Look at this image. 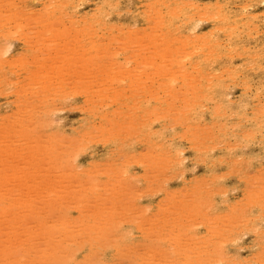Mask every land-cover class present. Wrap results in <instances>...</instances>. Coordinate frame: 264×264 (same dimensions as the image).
<instances>
[{
    "label": "rangeland",
    "instance_id": "rangeland-1",
    "mask_svg": "<svg viewBox=\"0 0 264 264\" xmlns=\"http://www.w3.org/2000/svg\"><path fill=\"white\" fill-rule=\"evenodd\" d=\"M2 1L4 2V3H6L5 4V6H8V3H12V1L10 0V2H8L7 0V2H5V0H0V4H2ZM39 1V2H38ZM43 1V2H42ZM55 1H57V2H59V4H60V1L62 2L63 0H55ZM55 1L53 0V1H51V0H18V1H16V0H14V4H15V2H16V6L18 7V9L19 10H21V11H24V12H29V13H31V14H33L34 12H36L37 11V13H39L40 12V14H42L43 12H44V10L45 9H47L48 11L47 12H51L52 10L50 9H48V8H45V7H48V5H46V4H51V2L52 3H55ZM80 1V2H79ZM128 1L129 0H105V1H103V0H72V1H69L68 0V2H69V9L67 8L66 10H69V11H67V12H69V14L68 15H66V16H72L73 17V19H71L72 21H75V24H72V26H73V28H76V26L78 27V28H76L77 30H80V28H82V27H85V25L87 26V27H85V28H87L88 29V33H87V36H88V34H90L89 33V29L92 27L93 28V30H90V32H94L93 33V35H89L88 36V38L89 37H91V36H93L94 37V39H91V38H87V36H86V33H85V36L83 35L82 36V32L84 33V31H82L81 33H79V32H76V33H74L73 31H71V30H73V28H71V32H69L67 35H65V36H61V37H56V35H54V34H57V32H55L54 34L51 32V31H53V29L55 28H50V31L48 30V29H46V28H44L45 30L43 31V34L45 33V34H47L46 32H48V35H49V37H42L43 38V40H42V38H41V40H40V38L37 40V36H39L38 34H36L37 36H34L35 35V31H36V33H38L39 31L41 32V30H43L42 28L44 27V24H34V25H26L27 26V28L25 27V25H23V27H24V31L22 32V30H23V28H22V30H21V32L24 34L25 33V30H26V32H27V34H29V35H27L26 33H25V35L26 36H28V38H26L25 39V35H23V36H25V37H20V35L19 34H21V33H19V34H17V32L15 33V32H13L15 29L13 28V27H10V25L9 24H6V25H3V24H0V115H1V117H0V131L2 130V131H4L3 130V128H5V125H7V122H8V120L11 122V120H13L14 119V121L13 122H11V123H9V124H14V122L16 121L15 120V118L13 117V114H14V116L17 118L18 116H19V112H20V116L21 115H23V114H21V113H23L22 111H23V109L25 108V109H27V107H30V112H32L31 113V115H35V117H34V115L32 116L33 117V120L31 121L32 122V124H31V128H32V126H37V130H35V131H37L36 133L38 134L37 135V137H36V134L35 135H33V134H31V132L29 133V134H31V136H29V139H31V140H34L33 142L31 141H29V139L27 140V136L25 137V138H23L22 137V139H21V137L19 136V138L18 137H16V135H18V134H16V133H14V134H12V133H10V131L8 130V126H7V130H8V132H7V130H6V132L10 135V134H12L10 137H9V135L7 136L8 137V141H9V139L11 138V137H13V136H15V137H13L12 138V140H11V142H12V144L14 143V142H17V143H14V144H16L17 146H18V148H16L15 146V148H13L12 146V144H9V142H7V137L6 136H4L5 135V132H4V135H2V136H4V138L3 137H1L0 136V143H1V145L4 143L5 144V141H6V147H5V145L3 144L2 146L3 147H5L6 149H10L11 150V148H13L14 150H11L12 152L14 151H16V152H18V150H19V152L16 154V153H14V158H13V156L11 157V158H13V160H11V163H9L10 162V157L9 156H5V157H9L8 159H9V161H7V158L5 159V161H6V163L8 164V165H10V166H14L15 168H17L18 166H20L21 165V163H22V161H23V163L25 162V160H27V159H30V161H28L27 160V162H31V154H33V152L36 150H32L34 147L33 146H35V147H37V149L39 150V147H40V145H41V149H46V151L47 150H49V152L50 153H52V156L51 155H48V154H50V153H45L44 154V152H46V151H42L43 153H41V152H39V151H41V149L38 151H36V152H34V154L35 153H37V152H39V153H41L42 155H45L44 157L43 156H41V155H38V154H36V155H33V160H32V166L33 167H31L29 170H32L33 171V173H31V174H33V176H34V171L35 170H38V171H35L36 172V174H37V177H38V175H39V179L40 178H42V176L40 177V175L43 173V172H45V174H46V176L47 177H45L44 178V176H45V174H44V176H43V178H42V180L44 179V181L46 182V184L45 185H48L49 183V185L50 186H53L54 187V185H56L57 183H58V185L57 186H55L56 188L55 189H57V187H58V189H59V185H60V187H62V188H60L59 190H61V189H63V187H65L64 189H63V191L61 190V193H60V191H59V193L61 194V195H69L68 197V199H70V194L72 195V193H70L69 191H68V189L70 188V187H72L71 185H73V187H75L74 186V184L76 183H78V182H76V178H78L79 176H77V175H83L84 173H86L85 174V177L87 178V179H83V178H85L84 177V175H83V178H78L77 179V181L80 179L81 181H80V185H83V186H81V187H79L78 186V184H77V186L79 187V189L77 188V187H75V188H73L72 187V189H74V190H76V191H73L72 189H69V190H72V192H80V194H82V195H85V196H87V197H89V201L87 202V204L89 205L88 206V208L90 207V206H99V208L101 209V212L104 210L103 208H105V207H107V210H111L109 207L111 206L110 204H111V202H113V204H114V206H115V210L113 211L112 210V213L114 214V215H112V216H114V217H111V214L112 213H110V215H109V213H107L105 210H104V212H102L103 214L106 212L107 214H105V215H109L111 218L110 219H112V220H110L111 222H113L114 221V223H116L117 221L119 222H117V224L120 226V223H122L123 222V224L124 225H122V226H120L121 227V230H122V233H124V232H127L126 233V235H125V238H126V236H127V238H128V240L127 241H129V242H126V243H129V245H131V246H133V249L131 250L130 248H128L127 250L123 247L122 248V254L123 253H125L124 252V250H126L127 251V253H125L126 255L122 258L121 256V258H118L117 260H115V258L116 257H110L109 256V258H108V260L110 261V262H112V263H114V261L115 262H117V263H114V264H118L120 261L119 260H122L121 262L122 263H119V264H129V261L127 262L126 261V259L124 260V258H126L127 257V254H128V251L130 250V253H137V252H133V250H134V248H135V250L134 251H138V252H140L136 247H137V245L138 246H140L139 247V249L142 247V245H144V246H146L145 247V249L147 248H149V250H151V246L153 247V245H156V243L155 244H152V242H151V244L150 243H148V240L150 241V239H151V241H156V240H158V239H156L155 240V238H153V237H156L157 238V236H156V234L158 235L159 233H161V236L160 237H163V239H164V241H162L161 239L162 238H160L158 241L160 242V241H162V242H160L161 244H163V245H161V244H158L159 245V247H162V251L164 252H167L166 254L169 256V254L172 252L173 253V255H172V253L170 254L171 255V257L169 256V257H164L162 254H160V259H162L163 260V257L166 259L167 258V260H169V261H166L165 259V263H167V264H181V262L180 261H184L185 263H183V261H182V264H199V263H203V264H218L217 262H219V264H233V262H234V264H260V262H261V264H264V254L263 253H261V252H264L263 250H264V233H263V231H264V209H263V207H264V203L262 204L261 202H264V135H262L263 133H264V110H263V108H264V104H263V102H264V81H262L261 82V80H263L264 79V0H130V4L128 3ZM151 1H153V2H151ZM56 2V3H57ZM64 2V1H63ZM66 2H67V0H66ZM67 2V3H68ZM76 2L78 3V5L76 4ZM83 2H84V4H83ZM89 2V3H88ZM103 2V3H102ZM151 2V3H150ZM158 2H159V4H158ZM187 2V3H186ZM189 2V3H188ZM192 2V3H191ZM199 2V3H198ZM216 2V3H215ZM4 3L2 4V5H4ZM22 3V4H21ZM65 3V2H64ZM82 3V4H81ZM101 3V4H100ZM148 3V4H147ZM154 3V4H153ZM183 3L185 4V5H183ZM210 4V5H207V4ZM253 5H252V4ZM46 5V6H44V5ZM58 4V3H57ZM128 4H129V6H128ZM164 4V5H163ZM191 4V6H189ZM193 4V5H192ZM207 5V8H206V5ZM216 4V5H215ZM227 4V5H226ZM258 4V5H257ZM12 5H13V3H12ZM14 5V6H15ZM85 5V6H84ZM140 5V6H139ZM180 5H182L181 7H180ZM196 5V6H195ZM214 5V6H213ZM220 5V6H219ZM257 5V6H256ZM26 6V7H25ZM42 6L44 7L43 9L44 10H42ZM71 6V7H70ZM73 6V7H72ZM80 6V7H79ZM106 6V7H105ZM113 6V7H112ZM173 6V7H172ZM180 7V8H178V7ZM169 7V8H168ZM189 7V8H188ZM194 7H196V8H194ZM250 7V8H249ZM36 8V9H35ZM75 9V10H71V9ZM115 8V9H114ZM126 8V9H125ZM157 8H159V9H157ZM177 8V9H176ZM201 8V9H200ZM220 8V9H219ZM222 8V9H221ZM230 9V11H228L229 9ZM252 8H253V10H252ZM23 9V10H22ZM26 9V10H25ZM29 9V10H28ZM94 9V10H93ZM118 9V10H117ZM131 9V10H130ZM150 9V10H149ZM169 9H170V11H169ZM173 9L175 10V11H173ZM179 9V10H178ZM189 9H190V11H189ZM200 9V10H199ZM203 9H205L206 11L204 12V10ZM240 9V10H239ZM30 10H32L31 12H30ZM71 10V11H70ZM76 10H77V12H76ZM115 10V11H114ZM128 10V11H127ZM172 10V11H171ZM208 10V11H207ZM210 10V11H209ZM212 10V11H211ZM219 10H221V11H219ZM227 10V11H226ZM235 11V13H234V11ZM75 11V12H74ZM144 11H145V13H144ZM154 11V12H153ZM195 13H194V12ZM197 11H199V12H197ZM226 11V12H225ZM237 11V12H236ZM239 11H241V12H239ZM27 12V13H28ZM33 12V13H32ZM74 12V13H73ZM100 12V13H99ZM184 12V13H183ZM193 12V13H192ZM203 12V13H202ZM36 13V14H37ZM72 13V14H71ZM93 13H94V15H93ZM151 13V14H150ZM159 13V14H158ZM188 13V14H187ZM206 13H208V14H206ZM226 13H228V14H226ZM237 13V14H236ZM240 13H241V15H240ZM244 13V14H243ZM40 14H38V15H40ZM78 14V15H77ZM89 14H90V16H89ZM99 14V15H98ZM121 14V15H120ZM147 14H148V18H147ZM163 14H165L164 16H163ZM180 14V15H179ZM200 14H201V16H200ZM219 14V15H218ZM243 14V15H242ZM245 14H247V15H245ZM37 15V16H38ZM91 15L94 17V18H90L91 17ZM126 15H128V17L126 16ZM143 15V16H142ZM151 15V16H150ZM156 15H159V16H156ZM161 15V16H160ZM189 15V16H188ZM213 15V16H212ZM223 15H225L226 17H229L228 18V20L227 21H225V20H223L222 18H220L221 16H223ZM258 15V16H257ZM64 17V14L62 15V17H64V19H63V21L64 22H66V20H67V18L68 17ZM84 16V17H83ZM86 16V17H85ZM107 16V17H106ZM172 16V17H171ZM220 16V17H219ZM224 16V17H225ZM236 16V17H235ZM239 16H240V18H239ZM72 17H69L68 19H70V18H72ZM110 17V18H109ZM183 17V18H182ZM223 17V18H224ZM238 17V18H237ZM249 17V18H248ZM253 17V18H252ZM65 18H66V20H65ZM77 18V19H76ZM105 18V19H104ZM120 18V19H119ZM159 18H161L160 20H157V19H159ZM220 20H219V19ZM235 18V19H234ZM245 18V19H244ZM256 20H255V19ZM86 19V20H85ZM108 19V20H107ZM151 19H153V20H151ZM163 19V20H162ZM213 19V20H212ZM215 19L217 20L216 22H215ZM252 21H251V20ZM258 19V20H257ZM85 20V21H84ZM135 20H136V22H135ZM156 20V21H155ZM181 20V21H180ZM195 20V21H194ZM242 20V21H241ZM246 20V21H245ZM255 20V21H254ZM85 23H84V22ZM149 21V22H148ZM158 21H159V23H158ZM198 23H197V22ZM234 21V22H233ZM70 22V21H69ZM78 22V23H77ZM88 22L90 23H92L91 25H89L88 24ZM99 22H101V23H99ZM108 22V23H107ZM111 24H110V23ZM119 22V23H118ZM135 22V23H134ZM184 22V23H183ZM222 22V23H221ZM225 22V23H224ZM236 22V23H235ZM68 23V22H67ZM66 23V24H67ZM156 25H155V24ZM165 23V24H164ZM167 23H168V25H167ZM186 23V24H185ZM194 23V24H193ZM88 24V25H87ZM107 25L106 27H105V25ZM131 24V25H130ZM135 24V25H134ZM177 24V25H176ZM179 24H181V25H179ZM199 26H198V25ZM245 24V25H244ZM250 24V25H249ZM256 24V25H255ZM60 24H58V26H59ZM115 25V26H114ZM117 25V26H116ZM122 25V26H121ZM129 25V26H128ZM134 25V26H133ZM156 26V27H152L151 28V30H150V26ZM243 25H244V27H243ZM248 25V27H246ZM4 26V27H3ZM11 28V30H12V32L11 31H8V29H6V28H9V27ZM30 26V27H29ZM46 26V25H45ZM53 26H55V25H53ZM52 26V27H53ZM72 27V26H70V23L68 24V25H64V27ZM91 26V27H90ZM96 27V29H94V27ZM120 28H119V27ZM174 26H176V27H174ZM190 26V27H189ZM193 28H192V27ZM2 27H3V29H2ZM42 27V28H41ZM57 27V26H56ZM61 27V26H60ZM59 27V28H60ZM105 27V28H104ZM134 27V28H133ZM143 27V28H142ZM238 27V28H237ZM10 28H9V30H10ZM26 28V29H25ZM61 28H63V27H61ZM60 28V29H61ZM84 28V29H85ZM99 28V29H98ZM128 28H129V30H131V31H129L128 30ZM137 30H136V29ZM161 28V29H160ZM247 28V29H246ZM5 29V30H4ZM14 29V30H13ZM29 29V30H28ZM34 29V30H33ZM75 29V30H76ZM97 29H98V31H97ZM118 29V30H117ZM144 29V31H142ZM168 29H170V30H168ZM177 29V30H176ZM39 30V31H38ZM119 30H121V31H119ZM129 31V35H131V37H129V35H127V33H128V31ZM145 30H146V32H145ZM162 30V31H161ZM219 30H220V32H219ZM17 31V30H16ZM38 31V32H37ZM54 31H56L55 29H54ZM81 31V30H80ZM86 31V30H85ZM109 31V32H108ZM117 31H119V32H117ZM122 31H124L123 33H122ZM132 31H136V32H132ZM171 31V32H170ZM177 31V32H176ZM191 31V32H190ZM7 33V35H6V33ZM11 32V33H10ZM30 32V33H29ZM53 34V37H51L52 36V34ZM59 32V31H58ZM73 32V33H72ZM87 32V31H86ZM127 32V33H126ZM158 32V33H157ZM160 32H163V37L162 38H166L167 36H165V34L167 35V33H170V34H172L171 36H169L167 39H162L161 41H159L160 39H159V37L161 38V35H162V33H160ZM190 32V33H189ZM260 32V34H258ZM33 33V34H32ZM50 33V34H49ZM79 35H78V34ZM96 33H97V35H96ZM122 33V34H121ZM134 33V35L136 36V34H137V36L139 35V37L138 38H136L134 35H132V34ZM138 33H140V34H138ZM145 33H147L146 35H145ZM150 33H152V34H150ZM158 35V36H153V34L154 35H156V34ZM178 33V34H177ZM237 33V34H236ZM2 34V35H1ZM17 34V35H16ZM62 34V33H61ZM71 34V35H70ZM80 34H81V36H80ZM116 34V35H115ZM176 34V35H175ZM195 34H198L197 36L195 35ZM216 34V35H215ZM16 35V36H15ZM51 35V36H50ZM103 35V36H102ZM112 35V36H111ZM127 35V36H126ZM145 35V36H144ZM150 35V36H149ZM189 35V36H188ZM228 35H230V36H228ZM2 36V37H1ZM19 36V37H18ZM58 36H60V34L58 35ZM82 38H87L88 40H90L91 39V41L92 40H94V43L92 42V44H94L93 46H95L96 48H97V44H99V47L100 48H98L99 49V51H100V54L101 53H106V49H107V53H106V56H104V58L102 57L103 55H104V53L103 54H101V57H102V59H101V63H105L106 62V60L108 61V62H106L104 65H100L97 61H99L100 62V60H99V58H97V56H99V54H97V56L95 55L96 53L95 52H93L92 54L93 55H95L96 56V58L93 60V61H89V60H87L86 62L84 61L82 64L83 65H81V64H78V63H76V62H73V60L72 59H70L69 60V58L71 57L70 56V52L72 51L73 52V49L75 48H78L77 50H79L80 48H81V45L79 44L80 42H81V39L79 40L80 42L78 43L77 42V40H78V38H80V37ZM99 36V37H98ZM103 38H102V37ZM111 37V39H112V37L114 36V38L113 39H116V40H118V41H116V40H109V42H108V39H109V37ZM132 36H133V38H132ZM140 36H141V38L143 39L142 41L140 40L141 38H140ZM152 36H153V38H156L157 40H155V39H152L153 41H151V39H149V37L150 38H152ZM173 36V37H172ZM185 36V37H184ZM216 36V37H215ZM219 36V37H218ZM252 36V37H251ZM14 37V38H13ZM33 37V38H32ZM40 37V36H39ZM68 37V38H67ZM106 37H107V39H106ZM117 37V38H116ZM187 37H189V38H187ZM214 37V38H213ZM2 38V39H1ZM3 38H5L4 39V41H2L3 40ZM11 40H10V39ZM13 38V39H12ZM46 38H47V41H46ZM60 38L62 39L61 41H59L60 40ZM71 38V39H70ZM83 38H82V42H85V44H86V46H88V44H89V48H90V42H88V40H83ZM97 38V39H96ZM136 38V39H135ZM145 38V39H144ZM196 38V39H195ZM199 38V39H198ZM202 38V39H201ZM204 38H207V39H204ZM208 38H210V39H208ZM234 38V39H233ZM20 39V40H19ZM28 40L27 42L29 43H27L28 45H26V44H24L25 42L23 41V40ZM52 39H55V40H53L54 41V43H52L51 41H52ZM72 39H74V42H75V47H73L74 46V42L72 41ZM75 39H77V40H75ZM99 39V40H98ZM132 39H133V41H132ZM189 39V40H188ZM205 41H204V40ZM16 40V41H15ZM19 40V41H18ZM120 40H121V44L123 43L122 42V40L126 43H124L125 45L123 46V45H119V43H120ZM135 40V41H134ZM138 40H139V42H140V45H141V48L138 46L137 47V44H139L138 43ZM149 40V41H148ZM173 40V41H172ZM197 41V42H195V43H192L193 41ZM6 41V42H5ZM31 41H33V42H31ZM36 41H41V42H37L36 43ZM66 43H65V42ZM70 41H72V42H70ZM112 41V42H111ZM136 41H137V44H136ZM150 41H151V45H152V43H153V45L150 47ZM155 41V42H154ZM156 41H157V43L158 42H161V43H159V45H158V47H156V49H154L155 47V45H157V44H155L156 43ZM170 41H172V45H174V46H171L170 48H175V50H173V49H170V48H168L167 47V45H168V43L170 42ZM176 41V43H174ZM182 41V42H181ZM222 41V42H221ZM227 41V42H226ZM235 41V42H234ZM259 41V42H258ZM2 42V43H1ZM21 42V43H20ZM47 42V43H46ZM56 42V43H55ZM97 42H100V43H97ZM102 42H105V44L104 43H102ZM115 42H117V43H114ZM129 42V43H128ZM146 43L145 45H146V47H145V45H143L142 43ZM201 42V43H200ZM204 42V46H200L199 44H202ZM213 42V43H212ZM219 42H221V44L219 43ZM226 42V43H225ZM7 43V44H6ZM39 43V44H38ZM42 43H45L44 44V46H46V45H49L48 43H52V44H50L49 45V50H48V52L46 53V52H41V51H39V52H37L38 51V49H40L39 47L40 46H37V45H42ZM71 45H73V46H70L69 44ZM77 43H78V45H77ZM107 43H111V45L110 44H107ZM130 43H133V44H130ZM147 43H149V45H147ZM182 43H184L182 46L184 47V45H185V47L183 48L182 46H181V44ZM193 45H192V44ZM197 43V44H196ZM212 44V45H208V44ZM228 43V44H227ZM231 43V44H230ZM4 45V46H2V45ZM9 44V45H8ZM37 44V45H36ZM56 46V48H55V46ZM56 44H58V46L56 45ZM63 44H66V45H64V46H66L65 48H67V46L70 48V51L69 50H65L63 47ZM85 44H82V46H84ZM117 44L119 45V46H121V47H119V46H117ZM127 44L128 45H130V47L129 46H127ZM134 44H136L135 45V47H133V48H131L132 46H134ZM162 44H163V49L164 50H162ZM164 44H167V45H165L166 46V49H165V46H164ZM215 44V45H214ZM217 44H219V45H217ZM236 46H235V45ZM38 47H36V46ZM104 45H106V46H104ZM132 45V46H131ZM176 45L178 46L177 48H176ZM208 45V46H207ZM243 45L244 46H246V47H244L243 48ZM27 46H28V48H27ZM33 48V51H32V48ZM43 46V45H42ZM54 46V47H53ZM86 46H85V49H88V47L86 48ZM102 46V47H101ZM113 46H114V48H113ZM160 46V47H159ZM187 46V47H186ZM191 46V47H190ZM193 46H197V47H193ZM216 46V47H215ZM233 46V47H232ZM2 47V48H1ZM47 47V46H46ZM51 47V48H50ZM55 48V49H53V48ZM61 48V49H58V48ZM71 47H73V49L71 48ZM103 47H105L104 48V50H103ZM106 47H108V48H106ZM126 47V48H125ZM143 47H145V48H148V49H146L145 50V48H143ZM184 49H182V48ZM203 49V52H205V54L204 53H202V49ZM208 47V48H207ZM227 47V48H226ZM230 47H232V49L230 48ZM259 49H261V50H258L257 48ZM27 48V49H26ZM34 48H36V49H34ZM42 48V47H41ZM83 49H84V47H82ZM81 48V49H82ZM110 48V49H109ZM125 48V50H123ZM130 48H131V50H130ZM139 50H138V49ZM158 48H160L159 50H160V56L162 57L163 55H164V51L166 50V51H168L167 49H169V50H172V53H170L169 51V53H170V55H168V54H166V56L164 55V57H163V59L165 58L166 60H162V59H160L159 60V58H160V56L159 57H155L156 58V62L154 63V65L156 64H158L157 66H161V68H162V64L161 63H163L164 61V65H165V68H164V66H163V68L165 69V71H164V69H161V70H163V76L162 75H160L159 73H157V71L156 70H153V68L156 66H154V67H151V65H150V63H152L150 60L148 61V59H151L152 60V58H153V60H154V57H153V55H155L156 54V56H157V51H159V50H157ZM223 48H224V50H223ZM239 48H240V50H241V48H242V51H240L239 50ZM23 49V50H22ZM58 49V50H57ZM74 49V50H75ZM97 49V50H98ZM123 50V51H121V50ZM136 49V50H135ZM141 49H143V50H141ZM153 49L154 50H156V53L155 54H152V53H154L153 52ZM178 49V50H177ZM181 50V52H179L180 50ZM211 49V50H210ZM212 49H214V51L212 50ZM216 49V50H215ZM228 49V50H227ZM27 50V51H26ZM61 50V51H60ZM103 50V51H102ZM112 50V51H111ZM119 50V51H118ZM126 50H127V52H126ZM133 50V51H132ZM149 50V51H148ZM189 50V51H188ZM193 50H196V51H194L193 52ZM207 50H208V52H207ZM220 50V51H219ZM243 50H244V52H243ZM253 50V51H252ZM26 52V54L27 55H25V54H21V53H19V52ZM32 53H31V52ZM53 51H55V52H53ZM63 51H65V52H63ZM111 51V52H110ZM113 51H115V52H113ZM125 51V52H124ZM132 51V52H131ZM138 51V52H137ZM151 51V52H150ZM162 51H163V54H162ZM173 51H175V52H173ZM186 51H188V52H186ZM210 51H212L211 52V54L208 56L207 55V53H210ZM235 51V52H234ZM255 51V52H254ZM34 52H36V53H34ZM40 52H41V54H48V53H50V52H52V54H51V56H55L56 54L58 55H56L58 58H59V56H60V62H61V60L63 61L64 60V55L65 56H69V57H67V59L71 62V66L73 65L74 67H76V66H78V65H80L82 68L84 67V66H86V65H88V68H90L91 67V69L89 70L88 69V71L90 72H92L93 73V71H95L97 68H99V69H97L98 71H99V74L97 73V72H94L95 73V75H97V76H95L94 74H92L91 72L90 73H88V71L86 70V74H85V70H82L81 72V74H80V66L79 67H76L77 68V70H76V68H73V66H72V68L71 69H73V70H75L74 72H77V74H78V71H79V74L77 75V74H75V73H73L74 75H73V77L74 78H72V75L71 76H69V75H67L66 74V72L67 73H72L73 71L71 70H69V72H68V68H66L65 66V69H67V70H65V73H63V75L65 76H63L62 75V72H60V74L58 75L57 73H55L56 75H53V76H56V77H54V79H52L51 81L53 82V83H51V82H49V79L50 78H52L53 76L51 75V74H53V70L52 69H50L49 70V72H47L46 71V73H44L43 74V77L45 76V75H48V78L45 76L44 77V79H46V81H48L49 82V84L51 83V84H53V85H51L50 84V86L51 87H53V88H51V90L50 91H55V87H57V85L58 86H60V85H62V84H60V82H59V84H57L58 83V80H59V78H62V77H64V78H62V80L64 79V82L65 83H63V85H62V87H61V89L63 88L64 89V87H65V90H59V91H61V93L62 94H60V92H59V94H57V96H55L54 94H53V92L51 93L50 91H47V92H44L43 94H48V93H50L51 95H49L48 94V96H54L55 97V99H53L52 97H48L46 94V97H44V95L42 96V95H36V94H34L33 95V93H36V92H38L39 91V88H40V86L39 87H36V86H38L37 84L39 83V81L37 82V84L36 83H33L34 82V79H33V77L32 76H28V75H24V73H26L28 70L31 72V71H33V70H35L36 69V66L34 65V64H36L35 63V61L37 62V63H39V64H42L43 62H50L49 64V66H52L53 65V61L51 62L50 60L48 61H43L42 62V60L41 59H39L40 57H41V54H40ZM67 52V53H66ZM119 52V53H118ZM134 52H136V53H134ZM190 52V53H189ZM225 52V53H224ZM31 53V54H30ZM54 53H55V55H54ZM62 53V54H61ZM63 53H64V55H63ZM66 53V54H65ZM98 53V52H97ZM109 53H111L112 54V56H116V54H117V56L115 57V59H113L112 61L110 60V58H109V56L107 57V55H109ZM116 53V54H115ZM138 53V54H137ZM143 53V54H142ZM144 53H145V58H143L144 57ZM175 53H177V55L175 54ZM183 54V56L181 55H179V54ZM195 53V54H194ZM196 53H198V54H196ZM235 53H237V54H235ZM242 53V54H241ZM246 53H248V55L246 54ZM255 53V54H254ZM257 53V54H256ZM29 54V55H28ZM35 54H39V55H35ZM60 54V55H59ZM110 54V55H111ZM132 54V55H131ZM149 54V55H148ZM151 54V55H150ZM172 54H174V55H172ZM187 54H189V55H187ZM220 54V55H219ZM250 54V55H249ZM258 54H259V56H258ZM15 55H17V56H19V57H22V58H24V60H26L27 61V68H31V70L30 69H24L23 70V72H22V70L21 69H23V67L25 68V64H26V61L24 62V61H22V63H24V66L22 67L21 66V68H20V64L21 63H18L17 62V60L18 59H20V58H18V57H15ZM30 55L32 56V55H34V57L37 59H35V58H32L31 59V57H30ZM137 55H143V56H141V59L143 58V59H145V60H142L143 61V63L141 64V59H140V56H137ZM176 55V56H175ZM184 55H186V56H184ZM201 55V56H200ZM205 55H206V58H205ZM230 55H232V56H230ZM242 55V56H241ZM252 55V56H251ZM44 58H46L47 57V55H42ZM51 56H49V58L51 57ZM123 56H125V58L123 57ZM131 56V57H130ZM134 56H136V57H138V59L137 58H135ZM149 56H151V57H149ZM170 56V57H169ZM172 56H173V58L174 59H170V58H172ZM175 56V57H174ZM179 56H180V58H179ZM221 56V57H220ZM241 56V57H240ZM245 58H244V57ZM249 56H250V58H249ZM25 57H27V58H25ZM57 57L55 58L56 59V61H57ZM111 57V56H110ZM123 57V58H122ZM147 57V58H146ZM149 57V58H148ZM169 57V58H168ZM183 57H185V58H183ZM187 57H189V58H187ZM212 57H214V58H212ZM254 57V58H253ZM263 59H262V58ZM1 58H3V59H1ZM18 58V59H17ZM21 58V60H23ZM106 58H108V59H106ZM113 58V57H112ZM129 58V59H128ZM130 58L132 59V62H131V64H130ZM158 58V59H157ZM168 58V59H167ZM179 58V59H178ZM183 58V59H182ZM220 58V59H219ZM237 58V59H236ZM240 60H239V59ZM253 58V59H252ZM14 59H17L16 61H14ZM41 60L40 62H39V60ZM51 59V58H50ZM97 59V60H96ZM125 59H127L126 61H125ZM175 59H177V60H175ZM190 59V60H189ZM206 59H207V62H206ZM223 59V60H222ZM252 59V60H251ZM21 60H18V61H20L21 62ZM29 60H31V62H32V64H30L31 62H29ZM59 60V59H58ZM72 60V61H71ZM96 60V61H95ZM138 60H140V65H139V61ZM148 61L149 62V64H147L146 65V67L144 68V66H143V64L145 65V63H148V62H144V61ZM152 60V61H153ZM169 60H170V62H169ZM189 60V61H188ZM211 60V61H210ZM228 60V61H227ZM3 61V62H2ZM103 61V62H102ZM113 62V63H111V62ZM120 61V62H119ZM134 61H135V63H134ZM138 61V65H137V62ZM162 61V62H161ZM166 61H168V62H166ZM173 61H175V62H173ZM177 61V62H176ZM178 61H179V65L177 64L178 63ZM217 61V62H216ZM14 62H15V64H14ZM29 62V63H28ZM66 62H68V61H66ZM66 62H65V64H66ZM70 62H68L69 64H70ZM76 63L75 65L73 64V63ZM90 62V63H89ZM94 62V63H93ZM127 62V63H126ZM183 62H185L186 64H184ZM211 62V63H210ZM219 62V63H218ZM228 62V63H227ZM253 62V63H252ZM13 63V64H12ZM55 63V62H54ZM85 63V64H84ZM89 63V64H88ZM91 63H93V65H91ZM96 63H98V64H96ZM111 63V64H110ZM114 63H115V67H114ZM122 63V64H121ZM125 63V64H124ZM160 63V64H159ZM166 63H168V65H166ZM171 63V64H170ZM197 63V64H196ZM205 63H207V64H205ZM209 63V64H208ZM214 63H216V65H212V64H214ZM11 64H12V67H10L11 66ZM18 64H19V68H18ZM47 64V63H46ZM46 64H45V67L47 68L48 67V64H47V66H46ZM68 64V65H69ZM94 64H96V65H94ZM110 66H109V65ZM172 66V70H174V71H177V72H175L174 74H176L175 75V77L177 76L178 77V79L177 78H174V76H173V73H169V72H172V70L171 71H169L170 69H171V66ZM182 64H183V67H185V70L182 68ZM211 64V65H210ZM228 66H227V65ZM231 64V65H230ZM245 65V67H244V65ZM15 65H16V67H15ZM32 65H34V67H35V69H33L34 67L32 66ZM43 66L42 67H44V63L42 64ZM67 65V66H68ZM123 65V66H122ZM126 65V66H125ZM131 65H132V67H131ZM137 65V66H136ZM143 66V68H142V66ZM177 66V68H178V66H179V68H181V69H179V70H181V71H179L181 74L183 73V74H185V76L184 77H181V76H178V69H176L175 67ZM195 65V66H194ZM208 65V66H207ZM210 65V66H209ZM242 65V66H241ZM39 66V65H38ZM97 67V68H95V67ZM103 66H106L105 67V69L106 68H109V67H111L112 66V68H109L107 71V73L105 72V69H103ZM107 66H109V67H107ZM120 66V67H119ZM152 66H153V64H152ZM156 66V67H157ZM160 66H159V68H160ZM166 66H170V67H166ZM198 66V67H197ZM234 66V67H233ZM248 66H250V67H248ZM39 67H41V66H39ZM69 68H70V65L68 66ZM117 67H119V68H117ZM122 67V68H121ZM128 67V68H127ZM151 67V68H150ZM194 67V69H191V68H193ZM196 67H197V69H196ZM209 67V68H208ZM239 67H240V69H239ZM4 70H3V69ZM14 69V68H16V69H14V73H12L11 74V70L10 69ZM17 68H18V71H21L20 73L18 72V73H16L17 72ZM81 68V69H82ZM86 68H87V66H86ZM93 68H95V70H93ZM100 68L101 69H103V72H102V74H101V70H100ZM113 68H114V72L115 71H117V70H115V68L116 69H118V70H122L123 72H124V74H123V72L121 71V73L118 71V72H115V75H114V72L112 71L113 70ZM124 68L126 69V70H124ZM133 69V71H132V69ZM136 68V69H135ZM137 68H138V70H137ZM140 68V69H139ZM158 68V67H157ZM200 68V69H199ZM38 69V68H37ZM41 69V68H40ZM84 69H85V67H84ZM111 69V70H110ZM141 69H143L142 71L145 73V74H147L148 72H149V74L151 73L150 71H155L156 72V74L153 72V74L151 75H148V76H153L154 74H155V76H153L152 78H154L153 80H155V81H153L152 79H151V81H148V79L150 80V78L151 77H148V76H145L144 75V73H143V76H142V73H141ZM147 69V70H146ZM149 69V70H148ZM154 69H156V68H154ZM188 70V75H187V70ZM204 69V70H203ZM212 69V70H211ZM228 69V70H227ZM238 70V72L240 73H238L237 74V71L235 72V70ZM255 69L257 70L256 72H255ZM51 70H52V73H51ZM130 70V71H129ZM158 70V69H157ZM182 70H184V71H182ZM190 70H192V71H190ZM208 70V71H207ZM244 70V71H243ZM246 70V71H245ZM4 73H3V72ZM64 71V70H63ZM112 71V72H111ZM137 71V72H136ZM139 71H140V73H141V75H140V73H139ZM173 71V72H174ZM186 71V72H185ZM207 71V72H206ZM213 71H214V73H213ZM222 71V72H221ZM225 71V72H224ZM248 71V72H247ZM254 71V72H253ZM39 72H41V74L39 73ZM39 72H38V74H40V76H42V73L43 72H45V71H41V70H39ZM111 72V73H110ZM134 72H136V77L135 76H133L132 75V73ZM202 72V73H201ZM210 72V73H209ZM220 72V73H219ZM247 72V73H246ZM251 72V73H250ZM83 73L85 74V75H88V76H85V75H83ZM133 73V74H134ZM137 73H139L138 75H137ZM165 73H167V75L165 74ZM168 73L170 74L169 76H168ZM189 73H190V75H189ZM206 73V74H205ZM219 73V74H218ZM3 74L4 75H6L7 76V78H6V76H4L3 77ZM10 74V75H9ZM27 74V73H26ZM29 75H30V73H28ZM108 74V75H107ZM112 74H113V76H112ZM118 74H120V75H118ZM126 74V75H125ZM129 74H131V76L129 75ZM197 74H199L200 76H198ZM212 74H214L213 76H211ZM218 74V75H217ZM230 74V75H229ZM60 75L62 76V77H60ZM77 75V76H76ZM82 75V77H84L85 76V79L83 80H81V78L79 77V76H81ZM89 75H90V79H88L87 77H89ZM101 75V76H100ZM102 75H103V78H102ZM135 75V74H134ZM158 75H160L159 76V79H157L158 78ZM164 75H166V76H164ZM201 75H202V78H201ZM210 75V76H209ZM222 75V76H221ZM244 75V76H243ZM11 76V77H10ZM25 76V77H24ZM50 76H52V77H50ZM59 76V78H57ZM67 76V77H66ZM76 76V77H75ZM93 76H95V78H93V80L95 81V82H93L94 83V85H93V83H92V80H91V78L93 77ZM100 78H99V77ZM107 76V77H106ZM112 76V77H111ZM115 76V77H114ZM118 76H120V77H118ZM126 76H127V78H126ZM142 76V77H141ZM189 77V76H191L192 78L193 77H196L197 76V79H196V82L195 83H189V85L188 86H190V85H193L194 87H196V88H198L199 90H201V91H199L200 93L199 94H195L194 95V98L192 97L193 96V94H192V90H190L186 85L187 84H184V82H187L186 80L188 79V82L190 81V78L191 77H189V78H186V77ZM209 76V77H208ZM217 76V77H216ZM230 76V77H229ZM233 76V77H232ZM2 77H3V79H2ZM31 79V77H32V81L30 82V83H28L30 80L28 79ZM50 77V78H49ZM70 77V78H69ZM77 77H79L78 78V80H76L77 79ZM108 77H109V79H108ZM127 79H125V78ZM129 77H131V79H129ZM135 77V80L133 79ZM141 77V78H140ZM146 77V78H145ZM148 77V78H147ZM161 77V78H160ZM164 77H167V78H164ZM172 78L173 79V81H174V79H177V80H175V82H173L171 79H169V78ZM208 79H207V78ZM212 77V78H211ZM243 77L246 79V81H245V79L243 80ZM24 78L26 79V81H24ZM55 78H57L56 80H57V82H55L56 80H55ZM70 80H69V79ZM71 78H72V80H71ZM88 80H87V79ZM107 78V79H106ZM110 78H111V80H112V78H114L113 80H115V82H117L118 81V83H114V81L112 82V83H114L113 85H111L112 83L109 81L110 80ZM122 78H124V81H121L120 79H122ZM139 78H140V80L141 79H143V80H141L142 82L145 80V79H147V81H146V83H147V85H146V83L144 82V83H142L140 80H139ZM180 78H181V80H180ZM184 78V79H183ZM191 78V79H192ZM198 78H201L200 79V82H199V80H198ZM211 78V81L209 80ZM221 78V79H220ZM229 78V79H228ZM2 79V80H1ZM6 79H8V80H5ZM104 79V80H103ZM106 79V80H105ZM133 79V80H132ZM137 79V80H136ZM182 79L184 80L183 82H182ZM218 79V80H217ZM250 79V80H249ZM18 80V81H17ZM28 80V81H27ZM43 80V79H42ZM90 80V81H89ZM101 80H102V82L104 83V86L106 85L107 87H108V85H110L109 87H111L112 86V88L110 89L109 87L107 88V87H102V84H101ZM108 80V84H106V82L105 81H107ZM123 80V79H122ZM140 82H139V81ZM168 80V81H167ZM169 80H171L173 83H175V84H173V85H175V86H173V88L172 89H174V90H172V91H175L176 89L178 90V87H179V89H180V91H182V92H180L179 90L178 91H175V93H176V95L174 96V97H172L174 94H172L170 91H169V84H170V81ZM193 80H195V78L193 79ZM193 80H191V82L193 81ZM197 80H198V82H197ZM204 80V81H203ZM232 80H234V81H232ZM5 81V82H4ZM9 81V82H8ZM59 81H61V79L59 80ZM71 81V82H70ZM76 81V82H75ZM84 81V82H83ZM89 81V82H88ZM99 81H100V83H99ZM156 81H158V83L156 82ZM161 81H166V82H168V88H166V86L164 85L163 87H162V85L164 84L163 82V84L161 85V88H163L162 90H159V88H160V85H158V84H161ZM218 81H221V82H219L220 84H222V82L224 83V84H222V85H220L219 83H218ZM231 81V82H230ZM260 81V82H259ZM11 82V83H10ZM17 82V83H16ZM67 82L69 83V85L67 84ZM73 82V83H72ZM79 82H80V85H79ZM86 82H88L89 84H92V86L90 85L89 86V84L87 85V83ZM97 82V83H96ZM130 82V83H129ZM131 82H133V83H131ZM138 82V83H137ZM154 82V84H152ZM160 82V83H159ZM166 82H165V84H166ZM177 82V83H176ZM187 82V83H188ZM204 82V83H203ZM215 82H217V83H215ZM242 82H244V83H242ZM14 83H16L17 85H14ZM29 84L27 87H29V88H31L30 90H29V92L28 93H30V94H32V96L30 95H28V94H26V96H25V93H27V89H26V84ZM31 83H33L34 85H36V86H34L33 84H31ZM73 84L72 86H70L71 84ZM119 83H121V84H119ZM136 83L137 84H143L142 86H144V84H145V86H144V88H142V86L141 85H136ZM151 83V84H150ZM203 86V87H201L200 86V84ZM208 83H210L209 85H210V87H209V85H206V84H208ZM250 83V84H249ZM12 84V85H11ZM55 84H57L56 86H55ZM67 84V85H66ZM87 86H86V85ZM101 84V85H100ZM132 86H136V87H139V89H137L136 87H135V89H134V87H131V85ZM247 84V85H246ZM261 86H260V85ZM4 85V86H3ZM11 85V86H10ZM20 85H22V87L20 86ZM32 85V86H31ZM75 85L77 86V87H75ZM84 85V86H83ZM97 85V86H96ZM152 85V86H151ZM159 87H158V86ZM182 85V86H181ZM184 85V86H183ZM215 85V86H214ZM219 85V86H218ZM226 85V86H225ZM249 85V86H248ZM9 86V87H8ZM17 86V87H16ZM23 86H24V89H23ZM31 86V87H30ZM89 86V87H88ZM141 86V87H140ZM171 86V85H170ZM197 86H200V87H197ZM214 86V87H213ZM222 86V87H221ZM246 86V87H245ZM70 87V88H69ZM75 87V88H74ZM79 87V88H78ZM83 87H87V93H91V94H85V88L83 89ZM97 87V88H96ZM102 87V88H101ZM116 87V88H115ZM121 87V88H120ZM130 87V88H129ZM150 87V88H149ZM164 87L166 88V89H164ZM227 87H228V89H227ZM233 87V88H232ZM3 88H4V90H3ZM57 88H59V87H57ZM56 88V89H57ZM82 88V89H81ZM93 88V89H92ZM98 88H101V91H99L98 90ZM108 90H107V89ZM142 88V89H141ZM147 88H149L150 90L151 89H153V90H151V92H154L155 91V93L156 92H158V95H156V96H154L156 99V102H155V100L152 98V97H149V96H151V94H153V93H151L150 92V90L148 89V90H146ZM189 90V92L191 93H187V95H186V92L185 91H188L187 89ZM206 88H208V89H206ZM223 88V89H222ZM225 88V89H224ZM231 88V89H230ZM235 88V89H234ZM245 88V89H244ZM9 89L12 91H9ZM12 89H14V90H12ZM19 89H21V90H19ZM35 89H37V90H35ZM41 89V88H40ZM73 89V90H72ZM75 89V90H74ZM76 89H78V91H80V92H77L76 91ZM104 89H105V91L106 92H108V93H102V92H104ZM118 91H117V90ZM122 89H124L123 91H122ZM158 89V90H157ZM184 89V90H183ZM195 89V88H194ZM217 89V90H216ZM227 89V90H226ZM256 89H258V90H256ZM71 91L72 90V92H69V91ZM84 90V91H83ZM98 92H97V91ZM117 92H116V91ZM122 92H121V91ZM126 90V91H125ZM130 90H132V91H130ZM166 90H168L170 93H171V100L173 99V98H176V96H177V98H176V100H170L169 98H168V96H170V94H168V91H166ZM212 90V91H211ZM246 90V91H245ZM255 90V91H254ZM261 90V91H260ZM2 91V92H1ZM5 91V92H4ZM13 91H17L16 93L15 92H13ZM18 91H20L19 92V94H21L22 92H25V93H22V95L23 96H25L26 98H24L23 99V103L21 104V102H20V104L21 105H26V102H28V103H30L29 105H28V103H27V105L28 106H22L21 107V105H19V102L17 103V101L19 100V99H21V101H22V97H21V95H19V99H18V96H16V95H18ZM33 91V92H32ZM66 91V92H65ZM77 93H76V92ZM92 91V92H91ZM113 91V92H112ZM136 91V92H135ZM138 91V92H137ZM147 91H149V92H147ZM164 91V92H163ZM204 91H206V93L204 92ZM217 91V92H216ZM230 91V92H229ZM232 91V92H231ZM248 91V92H247ZM5 93V95H3L2 93ZM69 92V93H68ZM75 92V93H74ZM94 92V93H93ZM100 92V93H99ZM112 92V93H111ZM116 92V95L114 94ZM125 94H124V93ZM131 94H130V93ZM133 92H135V93H133ZM141 92H142V94H141ZM162 92V93H161ZM167 94H166V93ZM213 92H214V94H213ZM258 92V93H257ZM7 93V94H6ZM55 94L57 93V91H55L54 92ZM71 93V94H70ZM81 93V95H79V94ZM95 93H97L96 95H95ZM110 93V94H109ZM140 93V94H139ZM150 95H149V94ZM155 93L153 94V95H155ZM165 93V94H164ZM181 93H184V98H185V100H192V101H194V104L195 105H193V102H192V105L190 104V102H188V100L187 101H184L185 102V104H182L183 102H181V100H183V94L179 97V94H181ZM210 93V94H209ZM216 93V94H215ZM222 93V94H221ZM257 93V94H256ZM9 94V95H8ZM67 95V97H65L66 95ZM102 94H104V96L105 95H107V97H103V95ZM115 95L116 97L114 98L115 99V101L114 100H112L111 101V99H113V95ZM117 94H122V96L120 95L119 97H118V95ZM157 94V93H156ZM207 94V95H206ZM213 95L212 97L211 96H209V95ZM219 94H221V95H219ZM257 96H256V95ZM2 95H3V97H2ZM8 95V96H7ZM68 95H70V97L68 96ZM95 95V96H94ZM99 97H98V96ZM102 95V96H101ZM112 95V96H111ZM127 95V96H126ZM128 95H129V97H128ZM132 95V97H130ZM149 95V96H148ZM152 95V96H153ZM165 95V96H164ZM166 95H167V98H163V97H166ZM206 95V96H205ZM227 95V96H226ZM241 95V96H240ZM36 96H38V98L36 97ZM39 96L41 97L40 99H42L40 102L39 101H37V99L38 100H40L39 99ZM73 96V97H72ZM100 96H101V99H100ZM138 96V97H137ZM141 96V97H140ZM159 96H161L160 97V99L158 98ZM203 96H205V98L203 97ZM221 98H220V97ZM222 96H224V98L222 97ZM254 96V97H253ZM17 97V98H16ZM36 97V98H35ZM65 97V98H64ZM97 97L99 98L98 100H97ZM103 97V98H102ZM110 97H112L111 99H109ZM137 97V98H136ZM181 97H182V99H181ZM5 98V99H4ZM16 98V99H15ZM30 98V99H29ZM33 98H35V99H33ZM47 98H49V101H47L48 99ZM60 98V99H59ZM90 98V99H89ZM126 98H127V100H126ZM130 98V99H129ZM152 98V99H151ZM179 98V99H178ZM225 98H226V100H225ZM230 98V99H229ZM243 98L245 99L244 100V102H243ZM12 99V101H10ZM25 99L26 100H28L29 99V101H25ZM44 99H46V103H44L43 101H45ZM52 101H55V103H50V106H48L49 105V102H52ZM62 99V100H61ZM65 99V100H64ZM86 99H87V101H86ZM94 101H93V100ZM118 101H117V100ZM138 99V100H137ZM158 99V100H157ZM168 100V101H164V100ZM181 99V100H180ZM198 99H200V101H198L197 102V100ZM207 99V100H206ZM259 99H260V101H259ZM33 100H34V102L36 103H41L40 105H39V103L36 105L35 103H33ZM36 100V101H35ZM68 100V101H67ZM69 100H70V102H69ZM90 100V101H89ZM145 100V101H144ZM148 100H150V103H148L149 101ZM154 100V101H153ZM159 100H161V102L159 101ZM230 102H229V101ZM251 100V101H250ZM15 101H16V103H15ZM25 101V102H24ZM63 101H64V103H63ZM102 101V102H101ZM111 101V102H110ZM117 101V102H116ZM160 103H159V102ZM175 101V102H174ZM177 101H178V105H177ZM212 101V102H211ZM228 101V102H227ZM231 101H233V102H231ZM241 101H242V103H241ZM7 104H6V103ZM33 104H35V108H33V107H31V106H33L32 105V103ZM43 102V103H42ZM67 102V103H66ZM84 102H86L85 103V105H84ZM91 102V103H90ZM95 102V104L97 105V107H95L96 105H94L93 103ZM102 104H101V103ZM113 102H115V103H113ZM119 102V103H118ZM164 102V103H163ZM167 102H171L172 104H173V106L172 107H170L172 104L171 103H169L170 104V106L169 107H167V110H168V108H170L169 109V111L170 112H172V110L171 109H174L173 111L174 112H172V113H170L169 114V112L167 113V110L165 109V108H163V109H165L166 110V113H165V110H163L162 109V107L161 106H163V105H169ZM186 102H188L189 104H187ZM216 102H218V103H216ZM221 102H222V104H224V106L221 104ZM237 102V103H236ZM99 103H100V105H99ZM109 105H108V104ZM148 103V104H147ZM157 103H159V105L162 103V105L161 106H159ZM231 103V104H230ZM7 106H6V105ZM14 104V105H13ZM45 104H47V105H45ZM52 104L54 105V106H52ZM67 104V105H66ZM145 104V105H144ZM239 104V105H238ZM244 104H246V105H244ZM15 105H18V106H15ZM38 105H39V107H38ZM44 105H45V110L43 111L42 109H40L39 110V108L41 107V106H43L44 107ZM77 105V106H76ZM79 105V106H78ZM121 105H122V107H121ZM154 105H156V106H154ZM157 105L159 106V108L161 107V109L162 110H160L159 109V111H156V112H160V114H159V118H160V121H158L159 119H156L157 117H158V115H157V117L155 118L154 117V115L153 116H151L149 113L150 112H152V108L151 107H156L157 108ZM187 105H190V106H194L193 107V110L191 109V111L190 110H188V111H186L184 108H186L185 106H187ZM197 105V106H196ZM215 105V106H214ZM236 105V106H235ZM241 105V106H240ZM4 106H5V108H4ZM9 106V107H8ZM47 106V107H46ZM64 106H65V108L66 109H64ZM123 106H125V107H123ZM144 106V107H143ZM184 106V107H183ZM190 106H187V108H189L190 109ZM218 106V107H217ZM244 106V107H243ZM250 106V107H249ZM263 106V107H262ZM54 107V108H53ZM73 109H72V108ZM163 107H166V106H163ZM173 107H175V108H173ZM199 107H200V110H199ZM203 107V108H202ZM233 107V108H232ZM240 107V108H239ZM258 107V108H257ZM48 108H50L51 109V111H50V109H49V113L51 114V115H49V113L48 114H46V112H48ZM55 108H57V109H55ZM75 108V109H74ZM81 108V109H80ZM90 108V109H89ZM139 108H140V110H139ZM176 108H177V110H176ZM178 108H179V110H180V112H179V110H178ZM192 108V107H191ZM220 109V110H218V109ZM225 108V109H224ZM242 108V109H241ZM245 108V109H244ZM256 108H257V110H256ZM261 110H260V109ZM22 110V111H20V110ZM24 109V110H25ZM34 109V110H33ZM46 109H47V111H46ZM56 111H55V110ZM59 109V111H57ZM89 109V110H88ZM92 109H95L94 111H97V112H94ZM124 109V110H123ZM135 109H136V111H135ZM155 108H153V111H155L154 110ZM196 109V110H195ZM203 109V110H202ZM205 109V110H204ZM211 109V110H210ZM227 109V110H226ZM238 109V110H237ZM18 110V114L15 112V111H17ZM29 110V109H28ZM53 110V111H52ZM71 110V111H70ZM75 110V111H74ZM80 110V111H79ZM91 110V111H90ZM117 110V111H116ZM119 110V111H118ZM131 110H133V111H131ZM138 110V111H137ZM150 110V111H149ZM158 110V109H157ZM198 110V111H197ZM217 110H218V113H217ZM232 110H234L233 111V113L231 112ZM246 110V111H245ZM256 110V111H255ZM8 111V112H7ZM13 111H14V113H13ZM56 113H55V112ZM79 111V112H78ZM85 113H84V112ZM89 111V112H88ZM94 113H93V112ZM128 111H129V113H128ZM149 111V112H148ZM216 113H215V112ZM235 111L237 112L236 113V115L234 114L235 113ZM240 111V112H239ZM259 111H261V112H259ZM40 112V113H39ZM92 112V113H91ZM131 112H133L132 113V115H131ZM145 112V113H144ZM182 112H188V115H187V118H189L191 121L193 120L194 121V123H193V121H192V123L191 124H193V126H194V130H195V135H193V138H192V136H190L191 135V133H190V135L188 134L187 135V137L185 136L184 137V139H183V134H182V136H181V134H180V136H177L178 135V133H183L184 131H185V124L183 125V123H177V122H175L173 119H171L172 117H174V115H176V116H179L180 114H182ZM194 112H196V113H194ZM198 112V113H197ZM203 112V113H202ZM12 114V115H10L9 116V114ZM25 113V112H24ZM36 113H38L37 114V116H36ZM55 115H54V114ZM98 113L99 114H101L102 116H104V118L103 117H101V115L99 116L98 115ZM109 113V114H108ZM113 113V114H112ZM153 113V112H152ZM165 113V114H164ZM260 113V114H259ZM40 114V115H39ZM89 114V115H88ZM91 114V115H90ZM93 114L94 115H98V116H96L95 117V119H93L94 118V116H93ZM106 114V115H105ZM130 114V115H129ZM135 114H137V115H135ZM146 114V115H145ZM157 114V113H156ZM162 114H164V118H162ZM167 114H169L171 117H169V115L167 116ZM174 114V115H173ZM194 114H196L195 116H194ZM201 114H202V116H201ZM214 114V115H213ZM229 114H231V115H229ZM238 114V115H237ZM31 115H30V117H31ZM148 115H150V117L148 116ZM219 115V116H218ZM229 115V116H228ZM4 116V117H3ZM92 117V118H90V117ZM115 116V117H114ZM126 116L128 117V118H126ZM141 116H142V118H141ZM156 116V115H155ZM161 116V117H160ZM166 116V117H165ZM198 116V117H197ZM214 116V117H213ZM231 116V117H230ZM261 116V117H260ZM11 117V118H10ZM22 117V116H21ZM109 118L110 119V121L107 119V118ZM130 117V118H129ZM149 117V118H148ZM169 117V118H168ZM191 117L193 118V119H191ZM201 117H203V120H202V118ZM205 117V118H204ZM220 117V118H219ZM230 117V118H229ZM255 119H253V118ZM257 117V118H256ZM7 118V119H6ZM36 118H38L37 120L39 121L40 120V123L38 122V121H35V119ZM40 118V119H39ZM62 118V119H61ZM132 118V119H131ZM144 118V119H143ZM175 118V117H174ZM197 118V119H196ZM201 118V120H200V122L198 121L199 119ZM260 118H261V121H260ZM263 118V119H262ZM129 119H131V120H129ZM139 119H140V121H139ZM142 119V120H141ZM150 119V120H149ZM171 119V120H170ZM3 120V121H2ZM43 120V121H42ZM63 120V121H62ZM94 120V121H93ZM105 120H106V122H105ZM133 124H131L129 121ZM156 120V121H155ZM173 120V121H172ZM195 120H197L196 122H195ZM228 120V121H227ZM243 120H245V121H243ZM248 120V121H247ZM27 120H25V122H26ZM42 121V122H41ZM61 121V122H60ZM111 121H112V124H109V125H111V126H109L108 125V123H111ZM117 121V122H116ZM143 121H144V123H143ZM158 121V122H157ZM205 121V122H204ZM240 121H242V122H240ZM103 124H105L104 126L105 127H109V128H107L106 130H105V132H104V130H98V129H96L97 127L98 128H100L99 127V125L101 124V123ZM157 122V123H156ZM199 122V123H198ZM226 122V123H225ZM259 122H260V124H259ZM27 124H28V121L26 122ZM33 123H34V125H33ZM57 123H59V124H57ZM64 123V124H63ZM125 123V124H124ZM151 123V124H150ZM165 123V124H164ZM175 123V125H173ZM215 123V124H214ZM223 123H225V124H223ZM238 123V124H237ZM254 123H256V124H254ZM5 124V125H4ZM39 124V125H38ZM41 124V125H40ZM42 124H43V126H42ZM55 124V125H54ZM56 124L57 125H59V126H56ZM81 124V125H80ZM114 124V125H113ZM119 124H120V126H121V128H119L120 126H119ZM129 124V125H128ZM135 124V125H134ZM202 124V125H201ZM210 124V125H209ZM222 124V125H221ZM46 125H48V126H46ZM52 127H51V126ZM107 125V126H106ZM118 125V126H117ZM141 125V126H140ZM150 125H152V126H150ZM171 125H173V126H171ZM177 125V126H176ZM207 125V126H206ZM224 125V126H223ZM254 125V126H253ZM258 125H260V126H258ZM83 126H84V128H83ZM100 126H103V125H100ZM112 126H113V129L112 130H110L111 128H112ZM181 126H183L182 128H181ZM200 126H204L203 128L202 127H200ZM211 126H215V127H211ZM222 126H223V128H222ZM232 126V127H231ZM10 127H12V126H9V128ZM59 129H57V128ZM61 127V128H60ZM88 127V128H87ZM104 127V128H105ZM111 127V128H110ZM124 127H125V129H124ZM136 127V128H135ZM197 127V128H196ZM200 129H199V128ZM207 127H210V128H208V129H206ZM219 127V128H218ZM256 127V128H255ZM39 128V129H38ZM46 128V129H45ZM87 128V129H86ZM102 128V127H101ZM114 128H115V131H113L114 130ZM123 128V130H121ZM147 128H149V129H147ZM165 128V129H164ZM216 128V129H215ZM218 128V129H217ZM227 128V129H226ZM247 128H249L248 130H245V129H247ZM36 129V128H35ZM71 129V130H70ZM84 129L86 130L85 131V133H87L88 132V134H85L84 132L82 133V135L80 134L82 131H84ZM89 129L91 130V135H90V131H89ZM109 129V130H108ZM116 129H118V130H116ZM129 129V130H128ZM130 129H131V131H130ZM171 129V130H170ZM203 129H205V131H210V133L208 132V133H206ZM11 130V129H10ZM47 130V131H46ZM75 130H77V131H75ZM119 130H120V132L122 131L123 133H121L120 134V132H119ZM164 130H166V131H164ZM199 130H202V132L200 131L199 132ZM221 130V132H219ZM226 130V131H225ZM260 130V131H259ZM1 131V132H2ZM49 131H51V132H49ZM58 131V132H57ZM59 131H61V133L59 132ZM97 131V132H96ZM108 131V132H107ZM110 131H113V132H115V134H113V132H112V134L113 135H116L117 136V134L119 133L120 135H122V136H128V138L126 137H124L125 139V141L123 140L122 142H120L121 140H122V138H121V136L118 134V136H119V138H118V136H117V138H116V136H114L113 138H111V136H112V134L111 133H109ZM126 132V134H125V132ZM127 131H129V132H127ZM136 131V132H135ZM151 131V132H150ZM163 132L164 131V133H165V135H164V133H163V136H160L161 138H160V141L157 139V138H159L158 137V135H157V137H156V135H155V133L156 132ZM216 131V132H215ZM247 133H246V132ZM258 131V132H257ZM57 132V133H56ZM107 132V133H106ZM116 132H118V133H116ZM191 132V131H190ZM198 132V133H197ZM212 132V133H211ZM254 132V133H253ZM45 133V134H44ZM49 133V134H48ZM99 133H101L102 135H100ZM103 133H105L106 135H104ZM127 133H131L130 135L129 134H127ZM134 133H135V135H134ZM137 133V134H136ZM141 133V134H140ZM150 133H154L153 135L151 134V136H152V140H153V142H155V140H157L156 142L158 143V144H163V146H171V143H172V150L170 149V151L168 152V153H166V155H165V153H163V155L161 156V151L158 153V156H161V158L162 159H165V160H168V164H171V166L169 165V167H167L168 165H161V168L163 169V167H164V169L166 168V170H162L163 171V173L162 172H157V173H159V174H157V175H155L153 172H156L158 169H159V171H160V166H159V164H157V163H155V160H154V155L152 156L151 154H149L148 153V143H146L145 141V139H146V137L148 136L147 134H149L150 135ZM197 133V134H196ZM200 133H202L203 135H205V136H203L202 134V136L200 135ZM205 133V134H204ZM2 134V133H1ZM46 134H47V137H46ZM57 134V135H56ZM83 134L84 135H88V136H83ZM94 134V135H93ZM108 134H110L109 136H108ZM125 134V135H124ZM177 134V135H176ZM213 136L212 138H211V136ZM246 136H245V135ZM248 134H250V135H248ZM253 134V135H252ZM259 134V135H258ZM39 135H40V138H42L43 136V138L42 139H44L43 140V142L40 140V138L38 139V137H39ZM54 135V136H53ZM93 135V136H92ZM99 135V136H98ZM103 135H104V137H106V141H103ZM147 135V136H146ZM155 135V137H153ZM209 135V136H208ZM228 135V136H227ZM236 137H235V136ZM251 135H252V137H251ZM73 136H74V141H72L73 140ZM76 136V137H75ZM97 136H98V139L100 138V136H101V138L99 139V141H98V139H97ZM132 136V137H131ZM134 136V137H133ZM174 136H176V137H174ZM195 136H196V139H197V142L194 140L195 139ZM215 136V137H214ZM232 136H233V138H232ZM238 136H240V137H242L243 138V140H242V138H240V137H238ZM244 136L247 138H244ZM51 138V142H50V140H47V139H49V138ZM67 137V138H69V139H66V140H64L65 138ZM109 137V138H108ZM137 137H140V139H138ZM169 137V138H168ZM182 137V138H181ZM198 137V138H197ZM211 139V140H209V138ZM4 139L3 141H2V139ZM14 138H17V140H15ZM35 138V139H34ZM46 138V139H45ZM53 138V139H52ZM64 138V139H63ZM116 138V139H115ZM121 138V139H120ZM130 138V139H129ZM136 138H137V140H140V141H137L136 140ZM163 138V139H162ZM168 138V139H167ZM206 138H208V139H206ZM214 138V139H213ZM218 138V139H217ZM221 138V139H220ZM237 138V139H236ZM14 139V140H13ZM55 139H60V140H55ZM117 141H115V140ZM165 139V140H164ZM201 139H204V141L205 140H207V141H205V142H203ZM37 140V141H36ZM48 141L51 145H49L48 143H45L46 141ZM61 140L63 141V142H61ZM68 140H70L69 142H68V145H66L67 143V141ZM79 140V141H78ZM86 140V141H85ZM88 140V141H87ZM96 140V141H95ZM113 140V141H112ZM144 140V141H143ZM193 140L196 142V143H194L193 142ZM201 140V141H200ZM230 140V141H229ZM235 140V141H234ZM239 140V141H238ZM14 141V142H13ZM21 141V142H20ZM37 143H36V142ZM54 141V142H53ZM65 141V142H64ZM103 141V142H102ZM119 141V142H118ZM144 143H143V142ZM159 141V142H158ZM163 141H165V142H163ZM168 141V142H167ZM213 141V142H212ZM28 142H30V143H28ZM34 142L36 143V144H34ZM40 144H39V143ZM59 142H60V144L62 143H65V144H63V145H61V146H59L58 144H59ZM78 142H79V144H78ZM89 142V143H88ZM93 142V143H92ZM106 142V143H105ZM116 142V144H113V143H115ZM201 142V144L203 143V145L205 146V147H207V148H205L204 149V147H203V145L201 146V144H199ZM209 142V143H208ZM239 142V143H238ZM240 142H244L243 144L242 143H240ZM258 142V143H257ZM263 142V143H262ZM21 143V144H20ZM23 143H25L24 145H22ZM44 143V144H43ZM71 143V144H70ZM84 143L86 144V145H84ZM91 143V144H90ZM105 143V144H104ZM110 143V144H109ZM112 143V144H111ZM120 143H121V146H119L120 145ZM136 143V144H135ZM167 143H169V145L167 144ZM218 143H220V144H218ZM231 143V144H230ZM236 143H238V144H236ZM249 143V144H248ZM8 144H9V147H8ZM26 144H29V145H33L32 147L31 146H26ZM124 144V145H123ZM133 144V145H132ZM167 144V145H166ZM176 146H175V145ZM207 146H206V145ZM215 146H214V145ZM239 144H241V146L239 145ZM249 146H248V145ZM12 145V146H11ZM20 145H22V146H20ZM37 145V146H36ZM39 145V146H38ZM47 145V146H46ZM76 145H77V148H76ZM132 145V146H131ZM146 145V146H145ZM173 145H174V147H173ZM222 145V146H221ZM236 145H238V146H236ZM254 145V146H253ZM10 146H11V148H10ZM24 146V147H23ZM43 146V147H42ZM54 147V149H53V147ZM68 146L69 147V152H70V154H71V152L73 153V155L71 154V156L73 157V159H71L70 157V154L69 155H67L69 152H68V150H67V148L66 147ZM73 146H75L74 148H75V151H74V148L72 149L71 147H73ZM191 146V147H190ZM212 146H214V147H212ZM29 147H31V148H29ZM52 147V148H51ZM131 147V148H130ZM147 147V148H146ZM199 147L201 148V149H199ZM211 149H210V148ZM221 147V148H220ZM230 147H231V149H230ZM233 147V148H232ZM234 147H235V149H234ZM26 148V149H25ZM119 148V149H118ZM146 148V149H145ZM196 148V149H195ZM203 148V149H202ZM0 149H2V148H0ZM32 150V152H30L31 150ZM70 149H71V151H70ZM88 149H90L89 151H87ZM130 149V150H129ZM199 149V150H198ZM216 149V150H215ZM220 149V150H219ZM232 149H234L233 151H232ZM244 149V150H243ZM25 150H27V151H25ZM30 150V151H29ZM52 150H54V152H55V154H57V155H55V156H53V151ZM67 150V151H66ZM82 150V153L80 152ZM123 150V151H122ZM146 150V151H145ZM176 150H179V151H176ZM184 150V151H183ZM201 150V151H200ZM62 151V152H61ZM74 151V152H73ZM139 151V152H138ZM145 151V153H143ZM182 151H183V154H182ZM212 151V152H211ZM67 154H66V153ZM76 152V153H75ZM80 152V153H79ZM133 152H135L134 154H133ZM146 152H147V154H146ZM176 152L178 153V154H176ZM179 152H181V154L179 153ZM228 152V153H227ZM237 152V153H236ZM246 152V153H245ZM25 153H27L26 155H25ZM31 153V154H30ZM66 154V156H65V154ZM140 153H142V154H145L146 155V157H144V155H142V154H140ZM206 153V154H205ZM207 153H209V154H207ZM245 153V154H244ZM1 154V153H0ZM13 154V153H12ZM17 155V157H16V155ZM22 154V155H21ZM29 154H30V156H29ZM48 156H47V155ZM60 156H59V155ZM63 154H64V156H63ZM76 154V155H75ZM80 154H81V156H80ZM122 154V155H121ZM128 156H127V155ZM140 154V155H139ZM175 154V155H174ZM181 155V157H180V155ZM203 154V155H202ZM212 154V155H211ZM224 154V155H223ZM233 154V155H232ZM244 155V156H246V157H244V156H241V155ZM248 154V155H247ZM24 155V156H23ZM38 155V156H37ZM89 155V156H88ZM108 155V156H107ZM132 155V156H131ZM138 155L141 157V159H143L144 158V161H146V164H145V162L144 161H142L144 164H143V166H142V163H141V165L140 164H137V163H140V157H138ZM147 155H150V156H147ZM174 155V156H173ZM176 155H177V160H175V157H176ZM182 155H183V157H182ZM201 155V159H200V157H198V156H200ZM205 155V156H204ZM229 155V156H228ZM234 155H235V157H236V159L234 158ZM37 156V157H36ZM49 156H51L50 158H49ZM59 156V157H58ZM70 156V157H69ZM131 156V157H130ZM172 158H174V159H172ZM204 156V157H203ZM226 157V158H223V157ZM228 156V157H227ZM242 158L241 159V161H240V158ZM4 157V158H5ZM22 157H23V159H22ZM46 158V157H48V159L46 158V159H44L46 162H47V164L49 163L48 162V160H50V159H53L54 157H55V159H53V160H50L51 162L50 163H52V162H54V161H56V162H54L55 164H59L60 162H61V160H62V162H63V164H64V166H65V160L67 161L66 162V165H67V163H68V165L69 164H72L71 166H70V168H68V169H70V170H66V175H67V172H68V174H70L71 176H67V177H69L70 179H71V177L73 176H75L76 175V171H77V173H79V174H77L76 176V178L74 179H72V184L70 185V184H68V183H70V182H67L66 180H69V178H66V175H65V172H64V168H63V164H61V166H59V167H56V165L55 166H52L51 167V165L50 164H48V165H46L45 163V161H44V164H42L43 162V158ZM53 157V158H52ZM64 158V161H63V158ZM68 157H69V162H72L73 160H75L74 162H72V163H69L68 162ZM128 158V160H127V158ZM135 157V158H134ZM147 157H149L148 159V164H150V163H154V165L153 166H149L148 164H147ZM153 157V158H152ZM220 157V158H219ZM222 157V158H221ZM231 157V158H230ZM233 157V158H232ZM238 157V158H237ZM16 158H18V159H16ZM61 158V159H60ZM130 158V159H129ZM134 158V159H133ZM151 158H152V160H151ZM170 158V159H169ZM182 158V159H181ZM214 158H216V159H214ZM253 158V159H252ZM34 159H35V161H37V162H35L34 161ZM42 159V160H41ZM58 159H60V161L58 160ZM138 159H139V161H138ZM172 159V161H171V163L169 162L170 160ZM212 159H214V160H212ZM218 159H221V160H218ZM224 159V160H223ZM235 159V160H234ZM259 159H261V160H259ZM17 160H21V161H17ZM136 160V161H135ZM154 160V161H153ZM165 160L163 161V163L165 162ZM173 160H175V161H173ZM185 160V161H184ZM13 161V162H12ZM34 161V162H33ZM58 161H59V163H58ZM92 161V162H91ZM106 161V162H105ZM114 163H113V162ZM123 162L122 164H120L121 162ZM127 161H129V163L127 162ZM134 161V162H133ZM138 161V162H137ZM152 161V162H151ZM199 161V162H198ZM228 161V162H227ZM238 161L239 163H236V162ZM258 161V162H257ZM18 162V163H17ZM27 162H25L24 163V165L22 166H20V167H23V170L25 169V172L26 171H28V169L26 170V165H28L27 164ZM39 162V163H38ZM40 162H42V163H40ZM126 162V163H125ZM161 162H162V160H161ZM174 163V166H173V163ZM180 162V163H179ZM205 162H207V163H205ZM232 164H231V163ZM234 162H235V164H234ZM22 163V164H23ZM35 163L38 165H35ZM74 163V164H73ZM97 163V164H96ZM100 163H102L101 165H100ZM105 163V164H104ZM109 164V165H114L115 164V166L117 167V165H118V167H120V168H116L115 166H113V168L112 167H105L107 164ZM165 163H167V161L165 162ZM179 163V164H178ZM209 163V164H208ZM260 163V164H259ZM15 164V165H14ZM52 164V165H53ZM125 164H126V166H125ZM136 164H137V166H136ZM155 164L156 165H158L157 167H158V169L157 170H153L152 168H154L155 169ZM179 165V166H177V165ZM195 164V165H194ZM197 164V165H196ZM252 166H251V165ZM18 165V166H17ZM29 165H30V163H29ZM28 165V166H29ZM41 165H43V168L41 169V171L43 170V172H41V171H39L40 170V168L42 167H40ZM74 165V166H73ZM93 165H95V166H93ZM109 165H107V166H109ZM145 165V166H144ZM147 165V166H146ZM182 165V166H181ZM192 165V166H191ZM201 165V166H200ZM234 165V166H233ZM257 165V166H256ZM17 166V167H16ZM35 166V167H34ZM44 166H45V168H44ZM99 166V167H98ZM132 166V167H131ZM196 167V169H195V167ZM242 166V167H241ZM245 166V167H244ZM247 166V167H246ZM262 166V167H261ZM25 167V168H24ZM47 167V168H46ZM55 167V168H54ZM77 167V169H75V168ZM84 167V168H83ZM95 167V168H94ZM102 167V168H101ZM103 167H105V170H109V169H114V170H109V171H107V173L110 175V173H118V174H120V173H122V172H120L119 170L122 168H124L125 169V172H123L125 175H121V176H123V177H121V176H119L118 178H116L118 175L116 174H114L113 175V173L111 174V176H113L114 178L113 179H115V180H123L124 182H122V181H118L119 183H117L116 181V183L112 180V177H111V180L113 181V182H111V183H113V184H109L107 181H109V178L110 177H108L109 175L106 173V172H102L101 171V169H104ZM115 167V168H114ZM147 167H149V168H147ZM150 167H151V170H150ZM171 167V168H170ZM218 167V168H217ZM229 167H230V169H229ZM235 167L239 170V171H237V169H235ZM241 167V168H240ZM29 168V167H28ZM34 168V169H33ZM60 168H63V169H60ZM72 168V169H71ZM82 168H83V170H82ZM98 168V169H97ZM107 168H109V169H107ZM127 168V169H126ZM130 168V169H129ZM233 168V169H232ZM247 168V169H246ZM250 168V169H249ZM18 169V168H17ZM49 169H52V170H49ZM57 169H59V172H57ZM79 169L81 170V172L79 171ZM98 170V173L96 172L97 170ZM118 171H117V170ZM123 169V170H124ZM211 169H213V170H215V172L213 171V170H211ZM246 169V170H245ZM53 170H55L57 173L56 174H60L59 175V177H58V175H56L54 172L53 173H51ZM116 170V171H115ZM128 170V171H127ZM146 170H149V171H151L150 173H147V171ZM188 170V171H187ZM193 170V171H192ZM211 170V171H210ZM244 170V171H243ZM257 170V171H256ZM261 170V171H260ZM262 170H263V172H262ZM31 171V172H32ZM47 171H48V173H47ZM49 171H51V172H49ZM70 171V172H69ZM72 171H75V172H72ZM79 171V172H78ZM85 171V172H84ZM99 171H101V174H99L100 172ZM104 171V170H103ZM110 171H112V172H110ZM115 171V172H114ZM122 171V170H121ZM148 171V172H149ZM153 171V172H152ZM218 171V172H217ZM260 171V172H259ZM30 172V171H29ZM28 172V173H29ZM39 172V173H38ZM128 172V173H127ZM145 172H146V176H145ZM184 172V173H183ZM187 172V173H186ZM213 174H211V173ZM216 173V174H214V173ZM236 172H237V174H236ZM243 172V173H242ZM27 173V172H26ZM27 173V174H28ZM49 173H51V174H53V175H51V174H49ZM75 173V174H74ZM82 173V174H81ZM96 173V174H95ZM102 173H104L103 175H102ZM105 173L107 174V175H105ZM122 173V174H123ZM161 173V174H160ZM165 173V174H164ZM174 173H175V175H174ZM218 173V174H217ZM30 174V173H29ZM61 174H63V175H61ZM128 174V175H127ZM149 176H148V175ZM151 174H154L153 176L151 175ZM168 176H167V175ZM259 174H261V175H259ZM263 174V175H262ZM43 175V174H42ZM50 175V176H49ZM64 175H65V177H64ZM98 177H96V176ZM102 175V176H101ZM131 175H132V178L134 179H131ZM143 175H144V178L141 180L140 178L141 177H143ZM150 175L152 176V177H150ZM165 177H164V176ZM216 175H218V176H216ZM223 175V176H222ZM225 175V176H224ZM228 175V176H227ZM246 175V176H245ZM259 175V176H258ZM55 176L58 178H55ZM60 176H61V178L63 179V178H65V179H63V180H65V181H63L62 179H60L59 180V178H60ZM105 176V177H104ZM133 176H135V177H133ZM137 176V177H136ZM156 176V177H155ZM163 176V177H162ZM173 176V180H171L172 177ZM179 176V177H178ZM207 176L210 178H208V179H204V177H206L207 178ZM247 176H248V178H247ZM254 176V177H253ZM35 177H36V175H35ZM34 177V178H35ZM54 177V178H53ZM99 177H101L100 178V181L102 180V182H100L99 181V183H97V180L96 179H99ZM127 177V178H126ZM155 177V178H154ZM157 177H159L158 178V180H156L157 179ZM166 177H168V180L167 179H165ZM183 179H182V178ZM215 177V178H214ZM226 177V178H225ZM252 177V178H251ZM153 179V182H157L158 181V183L157 184H155L154 185V183L153 182H151V183H153V184H151V186H150V182L149 181H152L151 179ZM162 178L164 179V181H165V183H164V185H162V186H158L159 185V183H160V181L162 180ZM212 178H214V179H212ZM245 180H244V179ZM38 179V180H39ZM56 179V180H55ZM90 179H93V180H90ZM126 179V180H125ZM148 179H149V181H148ZM184 179H185V181H184ZM196 179H197V181H196ZM220 179H221V181H220ZM249 179V181H247ZM261 181L262 182V180H263V182L262 183H260L259 181ZM262 179V180H261ZM37 180V181H38ZM52 180H53V184H52ZM57 180L58 181H60V182H57ZM75 180V181H74ZM83 180H85V181H83ZM90 180V182H88ZM96 180V181H95ZM138 180H140L139 181V183H141V184H138ZM145 180V181H144ZM155 180V181H154ZM176 180V181H175ZM177 180H179V181H177ZM182 180V181H181ZM205 180V181H204ZM216 180V181H215ZM255 180H257V182L255 181ZM41 181V180H40ZM47 181H50L49 183L47 182ZM71 181V180H70ZM74 181V182H73ZM106 181V182H105ZM130 181H131V184H130ZM163 180H162V182H164ZM194 181H196V183H194ZM203 181V182H202ZM254 183V185L252 184V182ZM255 181V182H254ZM39 182V181H38ZM65 182V184L66 185H64L63 183ZM84 183L85 182V185L84 184H82V183ZM94 182H96V183H94ZM110 182V181H109ZM121 182L123 183V185L124 186H122V188H120V186L119 185H122L121 184ZM148 182V183H147ZM161 182V183H162ZM187 182V183H186ZM249 182H251V184L249 183ZM259 182V183H258ZM92 183H94V184H92ZM100 183H102L103 184V186H101V187H99L100 186ZM108 183V184H107ZM143 183H144V185L147 183V187H148V192L146 191V189H141V188H145L144 186H143ZM204 183L206 184V185H204ZM223 185H222V184ZM233 183V184H232ZM260 185V186H258V184ZM95 184H96V186H97V188L100 190V188H102V187H104V185H105V187H107V188H110L109 190H111L110 192H112L113 191V193H118L119 192V194H113V193H111L110 194V192L108 191V189H107V192H109V193H107V194H109V195H111V197L113 196V195H120V191L122 192V191H124L123 193H121L122 194V198L125 196L126 197V199L125 198H123L124 200H121L122 198H120V197H118V198H116V197H110V199L111 200H108L109 198H106V190L104 191L103 189H101V192H102V190H103V193H105L106 195L104 196V194L103 195H101V193H100V195H101V197H95L96 199H94V196L96 195H94L92 192H91V186L92 187H94L95 186ZM119 184V185H118ZM130 185L131 186V193H129L128 195H127V192H128V190H130V189H128V188H130V186L128 187V185ZM133 184V185H132ZM134 184H135V186H137V187H139V188H135V190L137 189L138 190V192H139V194H138V192H137V190H136V192H135V190H134V188L133 187H135L134 186ZM195 184H196V186H195ZM257 184V186L255 187V185ZM44 185V186H45ZM62 185V186H61ZM69 185V186H68ZM109 185V186H108ZM116 185H118V187L116 186ZM143 187H142V186ZM155 186L156 188H162V187H164L163 189H159L158 191H156V189H154V188H151V187H153V186ZM167 185V186H166ZM193 185L195 186V187H193ZM205 186V187H207L206 189H204L205 187H203L202 188V186ZM221 185V186H220ZM263 185V186H262ZM44 186H41L42 188H41V190H43L42 192H40V194L42 195V197H39V199L38 198H36V203L35 204H33V207L34 208H36V206H37V208L39 207H42V208H38L39 210H36L37 212H39V211H41V213H43V212H48L47 210H50V206L51 207H56L55 205H57V209H62V211H60L59 212V214L60 215H58L59 217H61L62 215L61 214H64L63 216H64V218H67V219H69L68 221L70 222V223H72L73 221H75L76 219L78 220V218H82L81 216L84 214V212H86V211H82L83 212V214L81 213V208L79 207V209L78 208H76V210H74L75 208H74V206H75V204L76 205H78V203L77 202H75V201H77V200H75L74 201V206L72 207L70 204L71 203H73V202H71L72 201V199L74 198H72V199H70V202H69V200H66L67 202H65V197H60V198H62L63 200H59L60 198H58V197H56V198H52V197H54V195H51V193H48V191L46 190V188L44 187ZM66 186H67V191L68 192H66ZM88 186V187H87ZM95 186V187H96ZM166 186V187H165ZM200 186V187H199ZM209 186V187H208ZM233 186V187H232ZM239 186V187H238ZM253 186V187H252ZM69 187V188H68ZM84 187V188H83ZM146 187V188H147ZM149 187L151 188V190L152 189H154V191H151L150 193H149ZM226 187V188H225ZM259 187H260V189L262 190H260L259 189ZM87 188H88V190H87ZM194 188H195V190H194ZM208 188H210L209 190H207ZM223 188H225V191L223 190ZM236 190H235V189ZM255 188V189H254ZM57 189V190H58ZM97 189V190H98ZM106 189V188H105ZM113 189V190H112ZM134 191H133V190ZM142 190V192L144 193H140V191L139 190ZM192 189V190H191ZM198 189H200V190H198ZM202 189H203V191H202ZM227 189V190H226ZM234 189V190H233ZM239 189V190H238ZM252 189V190H251ZM258 189H259V191H258ZM40 190V191H41ZM57 190H56V192H57ZM78 190H80V191H78ZM194 190V191H193ZM196 190H198V192H195ZM208 192H207V191ZM219 190V191H218ZM222 190L224 191V192H222ZM233 190V191H232ZM115 191V192H114ZM116 191H118V192H116ZM127 191V192H126ZM133 191V192H132ZM146 193H145V192ZM170 191V192H169ZM173 191L177 194L176 196L178 197V198H176V197H174V198H172L171 197V195H170V197L169 198H171V199H169L168 197L167 198H165V196L163 197V195H166L167 194V196H169V194L168 193H170V194H172L173 193ZM194 192V193H192V192ZM201 191V192H200ZM211 191V192H210ZM248 191H251L250 193L248 192ZM253 191H255V193L256 194H258V195H256L255 193V195L257 196V197H259V198H257V200H256V196L254 197V195L253 196H251L250 194H252L253 193ZM16 192V191H15ZM19 192V191H18ZM18 192H16V194L18 193ZM69 193V194H65V193ZM87 192V193H86ZM90 192L92 193V195L90 194ZM136 194H135V193ZM158 192L160 193V194H158ZM164 192V193H163ZM165 192H167V193H165ZM172 192V193H171ZM189 193V194H187V193ZM217 192V193H216ZM231 192V193H230ZM233 192V193H232ZM257 192H259V193H257ZM42 193H44L45 194V196L42 194ZM58 193V194H59ZM126 193V194H125ZM182 195H181V194ZM186 195H189V196H186ZM199 194V196H198V194ZM201 193V194H200ZM207 193V194H206ZM221 193L222 194H224V195H222L221 196ZM15 194V197H17L18 195H16ZM18 194H20V192L18 193ZM47 194V195H46ZM50 194V195H49ZM52 194H53V192H52ZM73 194H75V193H73ZM113 194V195H112ZM124 194V195H123ZM140 196V197H138V195ZM141 194V195H140ZM148 194V195H147ZM151 194H154V195H152L151 196ZM157 194V195H156ZM180 194V195H179ZM184 194V195H183ZM192 194V195H191ZM205 194V195H204ZM209 194V196H207ZM217 194V195H216ZM248 194V195H247ZM0 195H1V193H0ZM63 195V196H64ZM127 195V196H126ZM131 195H133V196H131ZM136 195V196H135ZM150 195V196H149ZM155 195H156V197H155ZM229 195V196H228ZM250 195V196H249ZM2 196V195H1ZM45 198H44V197ZM47 196V197H46ZM121 196V195H120ZM154 196V197H153ZM183 196H186V197H183ZM190 196H198L197 198L198 199H196V197H193L194 199H192V197L190 198ZM226 196V197H225ZM19 197H21L20 195L15 199L14 197V200H19ZM38 197V196H37ZM93 197V198H92ZM107 197H108V195H107ZM128 197V198H127ZM129 197H132L133 199H135V200H133L132 198H129ZM137 197H138V199H137ZM187 197L188 198H190V200L191 201H189V199H187ZM220 197H221V199H220ZM247 197H249V198H247ZM263 197V198H262ZM47 198V199H46ZM51 198V199H50ZM97 198H98V200H100V198H103V201H99V202H104L105 203V201L106 200H108L109 202L107 203L108 204V206H106V203L104 204L103 203V205H104V207H103V205L101 204V203H99V202H97ZM106 198V199H105ZM179 198L183 201H181V200H179ZM208 198V199H207ZM223 198V199H222ZM245 198V199H244ZM37 199L39 200V202L37 203ZM56 200V201H54L53 203H52V201L53 200ZM59 201H58V200ZM76 199V198H75ZM112 199L113 200H115V201H112ZM117 199V200H116ZM118 199H120L119 201L120 202H122L121 204H119V203H117V201H118ZM130 199H132V203L133 204H135V207L136 206H138V204H139V206H138V208H134V206H133V208H132V211L131 210H128V209H126V208H128L129 206V208H131V200ZM141 199H143V200H141ZM165 199V200H164ZM166 199H167V201H166ZM173 199H175V200H177V202L175 201V200H173ZM184 199H186V200H184ZM202 199L204 200V202H206L207 200V203L208 204H210L211 206H209L208 205V207L206 206V204L204 203L203 204V202H201L202 201ZM206 199V200H205ZM254 199V200H253ZM261 199H263V200H260ZM43 200V201H42ZM102 200V199H101ZM125 200H128V203L130 204H126V206H123L122 204L124 203V202H127V201H125ZM130 200V201H129ZM141 200V201H140ZM173 200V201H172ZM199 200H200V202H199ZM248 200H250V201H248ZM259 200V202L258 203H260L261 205H263V207H261V205L260 204H258L257 203V201ZM41 201V202H40ZM44 201H46V202H44ZM111 201V202H110ZM118 201V202H119ZM138 201H140V202H138ZM174 201H175V204H171V203H174ZM186 201V202H185ZM193 201V202H192ZM222 201V202H221ZM225 201V202H224ZM236 201H237V203H236ZM243 201V202H242ZM254 201V202H253ZM35 202V201H34ZM44 202V204L42 205L41 203H43ZM48 202L50 203V206H49V204H48ZM56 202V203H55ZM57 202L60 204V205H58L57 204ZM61 202V203H60ZM92 202V203H94V204H92V205H90V203ZM138 202V203H137ZM169 202V203H168ZM210 202V203H209ZM220 202V203H219ZM248 203V205L246 204V203ZM253 202V203H252ZM46 203V204H45ZM63 203V204H62ZM65 203V204H64ZM137 203V204H136ZM161 203V204H160ZM167 203V204H166ZM185 205V207L183 206V204ZM187 203H188V205H187ZM204 205V207L206 206V210H208V211H206V210H200L199 212H200V215H197L196 214V211L198 210V207L197 208H192V207H190L192 204H195L196 206H202V204ZM221 203L223 204L222 206H221ZM224 203H227L226 204V206L224 205ZM251 203H252V205H254V203H256L254 206H252L251 205ZM37 204V205H36ZM68 204H69V206H68ZM100 204V205H99ZM112 204V205H113ZM116 204V205H115ZM117 204H119V206H117ZM125 204V203H124ZM163 204V205H162ZM171 204V206H172V208H171V206H166V205H170ZM178 204V205H177ZM231 204H232V206L234 205H236L235 207H233V208H231ZM36 205V206H35ZM49 207H48V206ZM61 205H63V206H61ZM66 205V206H65ZM81 205V204H80ZM140 205L141 206H143V207H140ZM165 205V206H164ZM176 205V206H175ZM184 207V209H183V207ZM195 205H193V207L195 206ZM241 205V206H240ZM243 205V206H242ZM245 205H247V206H245ZM251 205V206H250ZM47 206V207H46ZM65 206V207H64ZM122 206V207H121ZM148 207V209H150L151 208V210H144L145 211V213H147V215L144 213V211H142L143 212V214H144V216L146 215V216H149L148 214H150V219H149V217H147L148 219H149V221L152 219V217H154L155 216V218L154 219H152L153 221L155 220V222L153 223V221L151 222L153 225H159L158 223L160 222V227L162 228V226H164L163 224H165V225H167V226H164L163 227V229H158L159 228V226H154V227H157L156 229V231H160L159 233L157 232V233H155L156 231L154 230V232H151V231H153V227H152V229H151V226H152V224H151V226L150 225H148V222L147 223H145V225L147 224L148 226H149V228H147L148 226H145L146 228H142L144 231L143 232H145V233H147V232H151L150 234H151V238L150 239H148V237H146V236H149V235H143V237H142V235H140V234H145V233H142V229H140L141 228V226H142V224L144 225V223H142L141 224V226H140V224L139 223H137L138 224V226H137V224L135 225V222H139L140 221V223H141V220H139L137 217H138V215H139V217H142V215L140 216V214H138L137 215V217L135 218V216H136V210L138 209V211L139 210H142L143 208H145V207ZM178 206V207H177ZM216 206H217V208H216ZM249 206V207H248ZM255 206H256V208H255ZM47 208V209H45V208ZM64 207V208H63ZM71 207V208H70ZM76 207V206H75ZM102 207V208H101ZM113 207V206H112ZM121 207V209H123V211H124V213L123 214H118V216H119V218H115V216H116V213L115 212H117V213H119V211H120V213L121 212H123L121 209L119 210V208ZM140 207V208H139ZM146 207V208H147ZM168 207V208H167ZM175 207V209H173ZM187 207V208H186ZM190 207V208H189ZM210 207V208H209ZM241 207V208H240ZM245 208L246 210H244L243 211V209L242 208ZM33 208V209H34ZM44 208V210H42ZM69 208V209H68ZM73 208V209H72ZM88 208H87V210H88ZM114 208V207H113ZM116 208H118V210L119 211H117V209ZM145 208V209H146ZM180 208H182L181 210H180ZM216 209V212H215V209ZM235 208H236V210H235ZM247 208H248V210H247ZM252 208V209H251ZM253 208H254V210H253ZM59 209V210H60ZM65 211H64V210ZM68 209V210H67ZM71 209V210H70ZM78 209V210H77ZM106 209V208H105ZM124 209H126L127 211H125ZM133 209H135V212L133 211ZM157 209V210H156ZM159 209H160V211H159ZM167 209V210H166ZM171 209V210H170ZM186 209H188V210H186ZM193 209V210H192ZM231 209V210H230ZM234 210V212H233V210ZM239 209H241V210H239ZM252 211H251V210ZM34 210V211H35ZM46 210V211H45ZM58 210V211H59ZM74 212H73V211ZM164 210V211H163ZM175 210H180V211H182L181 213L182 214H184V217H183V215L182 214H180V211L178 212V213H175V212H177V211H175ZM192 212H190V211ZM72 211V212H71ZM129 211V212H128ZM137 211V213H139ZM147 211V212H146ZM175 211V212H174ZM186 211V212H185ZM188 211V212H187ZM204 211H206V212H204ZM214 211V212H213ZM247 211V212H246ZM251 211V212H250ZM62 212V213H61ZM69 212H71V217H74V216H76V217H74V220H72V222H71V217L70 216H68L69 215ZM110 212V211H109ZM125 212L127 213V215L125 214ZM131 212V213H130ZM142 212H140L141 214H142ZM157 212L159 213L158 215H160V216H158L157 215ZM210 212V213H209ZM211 212H212V214H211ZM236 212H237V214H236ZM240 212V214H242L244 217L243 218H241V216H239L238 215V213ZM243 212V213H242ZM34 213H36V212H34ZM33 213V214H34ZM52 213V212H51ZM50 212L49 213H44V215L46 214V216L45 217H47V219H48V216H50V218H52V222L53 221H55V218L57 217V215H56V217H54V213H52L51 214ZM58 213V212H57ZM81 215H80V214ZM163 213V214H162ZM168 213H169V215H170V213H171V215L173 214V213H175V214H178V215H175L174 216V214L171 216L170 215V217H169V215H168ZM190 213H191V216H190ZM198 213V212H197ZM205 213V214H204ZM225 213H226V215H225ZM32 214V213H31ZM31 214H29L28 215V213H27V216H29V217H33V214L31 215ZM66 214H68V215H66ZM124 214H125V216H128V217H125V218H121V215H123L124 216ZM128 214H133V215H135L134 217H133V215H132V218H129V217H131V215H128ZM154 216H153V215ZM156 214V215H155ZM204 216H203V215ZM234 214V215H233ZM245 214V215H244ZM249 214V215H248ZM263 214V215H262ZM22 215H24V214H22ZM31 215V216H30ZM78 215V216H77ZM193 215V216H192ZM195 215H197L196 217H195ZM202 215V216H201ZM220 215V216H219ZM224 215H225V217H224ZM232 215V216H231ZM236 215V216H235ZM52 216V217H51ZM63 216L61 217V218H63ZM66 216V217H65ZM80 216V217H79ZM109 216H107V217H109ZM179 216V218L180 217H182V218H180V221L183 219V221L181 222L182 223V225L184 226H182L181 225V223H179L180 221L177 219V217ZM191 217V218H188L187 219V217ZM208 216V217H207ZM230 217L229 219H231V222H230V220L229 221H226V218L227 217ZM32 217H31V222H34V220L32 219ZM45 217H44V219H45ZM53 217H54V219H53ZM69 217V218H68ZM117 217V216H116ZM158 217H163V219L161 218V220H158L159 218ZM176 217V218H175ZM194 217H195V219H194ZM203 217V218H202ZM206 217V218H205ZM209 217H211V218H214V219H211V218H209ZM220 217V218H219ZM250 217L252 218V219H250ZM121 218V219H120ZM129 218V219H134L133 220V222L132 221H130L129 219V221L127 220V219ZM169 220H168V219ZM173 218V219H172ZM177 220H175V219ZM194 219V223L192 222V220ZM217 218H218V220H217ZM225 218V219H224ZM235 220H234V219ZM237 218V219H236ZM240 218V219H239ZM261 218V219H260ZM46 219V220H47ZM57 219H58V217H57ZM56 219V220H57ZM73 219V218H72ZM116 219V220H115ZM119 219H120V221H119ZM126 219V221L124 222L123 220H125ZM137 219V220H136ZM142 219H144L143 217H142ZM146 219V218H145ZM148 219H146V220H148ZM185 219H187V220H190L189 221V223H187L188 221H186ZM201 219V220H200ZM207 219V221H205V220ZM210 219V220H209ZM221 219V220H220ZM243 219V220H242ZM246 219H248L247 221H246ZM27 220H28V218L26 219V220H24L23 219V222H22V225L23 224H25V223H27ZM45 220V221H46ZM51 219H49V220H47L46 221V223L49 221V223L48 224H50L51 223V225H52V222L50 221ZM145 220V221H146ZM204 220V221H203ZM216 220V221H215ZM224 220L226 221V222H224ZM236 220H238L237 222H236ZM240 220V221H239ZM24 221H26V222H24ZM78 221H80V220H78ZM162 221L163 222H165V223H162ZM179 221V222H178ZM196 221V222H195ZM198 221H199V224H198V226H196V224L198 223ZM209 221V222H208ZM213 221V222H212ZM257 221V222H256ZM76 223H77V221H75ZM75 222H73V223H75ZM130 223V225H129V223ZM156 222H158V223H156ZM168 222V223H167ZM179 223V225L178 224H174V223ZM193 223V225H192V223ZM202 222V223H201ZM204 222V223H203ZM214 222H218L217 224L216 223H214ZM222 222V223H221ZM229 224H228V223ZM236 222V223H235ZM245 222V223H244ZM247 222V223H246ZM74 224V225H77V224ZM103 223V222H102ZM162 223V224H161ZM173 223V224H172ZM224 223H226V225H224ZM233 224V223H235V224H237V225H235V224H233V225H235V226H233V225H231V224ZM241 223V224H240ZM251 223H253V224H251ZM262 223V224H261ZM129 226H128V225ZM131 224H133V225H135L136 226V228H138V227H140V228H138L139 229V231L133 226V225H131ZM170 224V225H169ZM188 226L189 225V227L191 228H187L186 226ZM188 224V225H187ZM223 224V225H222ZM239 224V225H238ZM245 224H247L248 226L247 227H245L246 225ZM27 225V224H26ZM70 225H72L71 226V228L73 229V227H74V229L73 230H76L75 229V226L73 225V224H69V226ZM162 225V226H161ZM172 225V226H171ZM173 225H175V227L173 226ZM181 225V227H179ZM201 225V226H200ZM208 225V226H207ZM210 225V226H209ZM215 225V226H214ZM224 227V230H222L223 229V227ZM255 225V226H254ZM128 226V227H127ZM171 226V227H170ZM177 226V227H176ZM195 226V227H194ZM217 226H221L220 227V229H219V227H217ZM234 228H233V227ZM238 228H237V227ZM251 226H252V229H254V231H256V232H252L253 230L251 229ZM259 226H261V228L259 227ZM129 227H130V230H132L133 232H131L132 233V235H130V236H128V232L129 231H127V230H129ZM167 229H166V228ZM170 227V230H168V228ZM197 227V228H196ZM211 227V228H210ZM216 227H217V232H216ZM226 227H229L228 229L226 228ZM248 227H249V229H248ZM257 227V228H256ZM132 228V229H131ZM171 228H173V229H171ZM181 228V229H180ZM196 228V229H195ZM256 228V229H255ZM260 228V229H259ZM148 229H150V230H148ZM179 229V230H178ZM183 229H184V235H185V233H186V235H187V238H186V240L184 239L185 237L182 235V231H183ZM187 229V230H186ZM226 229H227V231H226ZM229 229H231L232 231H230ZM237 229V230H236ZM245 229V230H244ZM136 232H135V231ZM141 230V231H140ZM148 230V231H147ZM165 232H164V231ZM194 230V231H193ZM228 230H229V232H228ZM234 230V231H233ZM240 230V231H239ZM248 230V231H247ZM252 230V231H251ZM124 231V232H123ZM168 231V232H167ZM170 231V232H169ZM173 231V232H172ZM177 231H180V232H177ZM187 231V232H186ZM189 231V232H188ZM207 231V232H206ZM218 231H220L219 233H218ZM221 231H223V232H221ZM259 231H260V233H259ZM171 232L172 233H174V234H176L177 236H179L180 237V240L179 239H177V243L179 242V244L177 245V243L175 242V240H172L171 238H173L174 236H176V235H173V234H171ZM215 232H216V234H215ZM236 232V233H235ZM239 232V233H238ZM254 233V234H252V233ZM121 233V232H120ZM131 233H129V234H131ZM149 233H147V234H149ZM169 233V234H168ZM218 233V234H217ZM226 234V235H223V234ZM231 233H232V235H231ZM238 233V234H237ZM155 234V235H154ZM168 234V235H167ZM203 234V235H202ZM235 234H237V237L239 238V240H238V238L236 237V235ZM240 234V235H239ZM133 235H135L134 237H133ZM152 235H154V236H152ZM167 237H166V236ZM172 235V236H171ZM193 235V236H192ZM194 235H195V237H194ZM202 235V236H201ZM218 235V236H217ZM220 235V236H219ZM228 235V236H227ZM243 235V236H242ZM109 236V235H108ZM159 236H158V238H159ZM166 237V239H165V237ZM169 236V237H168ZM171 236V237H170ZM183 236V238L181 239V237ZM244 236H246V237H244ZM111 237V236H110ZM109 237V238H110ZM113 238L115 237V239H116V236H112ZM134 239H133V238ZM192 237V238H191ZM225 237V238H224ZM227 237V238H226ZM229 237H231V238H229ZM248 237V238H247ZM108 238V239H109ZM118 238V237H117ZM126 238V239H127ZM142 238H143V240H142ZM146 238L148 239V240H146ZM178 238V237H177ZM196 238V239H195ZM201 238H202V241H200L201 240ZM210 238V239H209ZM224 240H223V239ZM110 239H112V238H110ZM133 239V240H132ZM168 239H170V241L168 240ZM174 239V238H173ZM188 239V240H187ZM189 239H190V241H189ZM193 239V241H191ZM226 239L228 240H233L231 243H233V244H231L230 243V241L228 240V244H227V242H226ZM241 239H242V241H241ZM132 240V241H131ZM135 240H137L136 242H134ZM141 240V241H140ZM166 240H168V241H166ZM196 240V241H195ZM198 240V241H197ZM220 240V241H219ZM130 241H131V243H130ZM145 241V242H144ZM157 241V243H159ZM184 241V242H183ZM186 241L188 242L187 244H188V246H186V245H184V244H186ZM203 241H204V243H203ZM239 241V242H238ZM259 241V242H258ZM37 243L39 242H41L40 240L38 241V239H37V241H36ZM68 242H71V243H68ZM73 242H74V240L73 241H67L66 243H64L63 242V244H68V245H74L73 244ZM115 241L113 240V242H111L110 244H112V243H114ZM143 242H144V244H143ZM153 242V243H154ZM164 242V243H163ZM173 242V243H172ZM175 242V243H174ZM193 242V243H192ZM197 242V243H196ZM202 243V245H201V243ZM206 242V243H205ZM221 242H222V244H221ZM137 243V245H135ZM148 243V244H147ZM184 243V244H183ZM197 244L196 245V247H195V244ZM223 243H224V245H223ZM150 244V245H149ZM176 245L175 247L174 246H172V245ZM183 244V245H182ZM205 244H207V246H205ZM212 244H214L213 246H212ZM218 244H221V246L220 245H218ZM237 244V245H236ZM158 245H156V247H158ZM161 245V246H160ZM170 245H171V248H172V250H171V248H170ZM180 245V246H179ZM184 247V248H181L182 246ZM190 245V246H189ZM198 245H200V248H198ZM204 245V246H203ZM263 245V246H262ZM136 246V247H135ZM179 246V247H178ZM191 246H192V248H191ZM219 246V247H218ZM227 246V247H226ZM164 247V248H163ZM195 247V248H194ZM204 247V248H203ZM209 247V248H208ZM226 247V248H225ZM239 247V248H238ZM246 247V248H245ZM256 247V248H255ZM142 248H144V247H142ZM167 248H168V250H167ZM170 248V249H169ZM174 248V249H173ZM186 248H188V249H186ZM190 248V249H189ZM223 248V249H222ZM254 248V249H253ZM144 249V250H145ZM180 249H182V251H184V253L182 252V251H180ZM141 250V252L143 251L142 249H140ZM154 250V249H153ZM213 250V251H212ZM219 250V251H218ZM132 251V252H131ZM146 251H148V250H146ZM145 251V252H146ZM182 252V253H180V252ZM229 253H228V252ZM145 252H142V253H145ZM164 252V253H165ZM170 252V253H169ZM199 253V255H198V253ZM218 252V253H217ZM147 254H149L150 252H146ZM159 253V252H158ZM161 253V252H160ZM178 254V257L180 256V254L182 255V257H184L185 255V259L184 258H182L181 256H180V258H178L179 260H177V261H174V259H175V257L177 256L176 254ZM197 253V255H195ZM121 254V253H120ZM120 254H118V255H120ZM132 254H128L129 256H131ZM146 254V255H147ZM150 254H155V253H150ZM157 254V253H156ZM190 254H192V255H190ZM201 254H203V255H201ZM254 254V255H253ZM138 255H139V253H138ZM151 256V255H148V257L150 256V257H153V260H152V258H150V260H152L154 263H155V261L159 264L160 262H158V260L160 261V259H158V258H156L155 256H157L158 257V255L159 254H157V255H154V256ZM166 255V256H167ZM189 255V257H187ZM195 257H194V256ZM208 255H209V260H208ZM225 255V256H224ZM128 256V257H129ZM174 256V257H173ZM190 256H192L191 257V259H189L190 258ZM200 258H199V257ZM205 256L207 257V258H205ZM237 256V257H236ZM254 256V258H252ZM258 256V257H257ZM147 257V256H146ZM198 257V258H197ZM229 257V258H228ZM235 257V258H234ZM130 258V257H129ZM169 258H171V259H173V260H171V259H169ZM199 259V261H200V259H202L200 262H198V260H193V259ZM211 258H213V259H215V258H217V259H215V260H213V259H211ZM226 258V259H225ZM259 258V259H258ZM263 258V259H262ZM155 259V260H154ZM176 259H177V257H176ZM175 259V260H176ZM236 259V260H235ZM240 259V260H239ZM247 261H246V260ZM249 259V260H248ZM261 259V260H260ZM163 260V261H164ZM188 260L190 261V262H188ZM192 260V261H191ZM208 260V261H207ZM233 260V261H232ZM254 262H253V261ZM119 261V262H118ZM126 263H125V262ZM162 261V263L163 264H165L164 262ZM210 261H211V263H210ZM213 261H215V262H213ZM240 261H241V263H240ZM246 261V262H245ZM258 261V262H257ZM124 262V263H123ZM171 262V263H170ZM178 262V263H177ZM180 262V263H179ZM192 262V263H191ZM196 262V263H195ZM157 263H155V264H157ZM201 263V264H202Z\"/></svg>",
    "mask_w": 264,
    "mask_h": 264
},
{
    "label": "bare ground",
    "instance_id": "bare-ground-1",
    "mask_svg": "<svg viewBox=\"0 0 264 264\" xmlns=\"http://www.w3.org/2000/svg\"><path fill=\"white\" fill-rule=\"evenodd\" d=\"M7 1L10 2V0H7ZM7 1L5 0V2H7ZM11 1H12L13 5H12V3L10 4V3L7 2V3H8V6H5L6 3H4L3 1H2V4L4 3V5L0 4V24H3V25L9 24L10 27H13V28L15 29V30L13 29V30H14L13 32H15V33L17 32V34L21 33V34H19L20 37H21V36H22V37H25V36H26L25 33L27 34V32H28V31L26 32V30H25V33H24V34L22 33V32L24 31V27H23V25H25V27L27 28V26H28V25H31V24H32V25H34V24H44V27H43V28L41 27V28L43 29V30H41V32L38 30L39 32L37 31L38 33H36V31H35V35H34V36H37L36 34H38V35L40 36V37L37 36V37H38L37 40H38L39 38H40V40H41L42 37H49L48 32H46L47 34H45V33L43 34V31L45 30L44 28H46V27H47L46 29H48L49 31H50V28L53 29V28L55 27L54 29H55L56 31H54V29H53V31H51V32H52L53 34H54L55 32H57V34H54V35H56L57 38H58V37H61L62 35L65 36V35H67V34H68L69 32H71V31H73L74 33H76V32L81 33L82 31H84V33L82 32V36H83V35L85 36V33H86V36H87L88 29L85 28V27H87L86 25H85V27L80 28L81 31H80V30H77V29H76V28H78L77 26H76V28H73L74 25L72 26V24H75V21H72V20H71V19H73V17H72L73 15H72V16H69V17H72V18H70V19H68L69 17L66 16V15L69 14V12H67V11H69V10H66V9L69 7V2H68V0H67L68 3L66 2V0H63L65 3H64L63 1H62V2L60 1V4H59V2H57V1L54 0L55 3H52V2H51V4H46V5H48V7H45V8H48L49 10L51 9V10H52L51 12H47L48 10H47V9L44 10V9H43L44 7L42 6V10H44V12H43L42 14H40V12L37 13V11L34 12V13L32 12L33 14L29 13L28 11H27L28 13H27V12H24V11H21V10H19L18 7L16 6V5H17L16 2H15V4H16V5H15V4H14V0H11ZM16 1H18V0H16ZM19 1H20V0H19ZM33 1H34V0H33ZM51 1H53V0H51ZM69 1H72V0H69ZM83 1H84V0H83ZM103 1H105V0H103ZM173 1H174V0H173ZM181 1H182V0H181ZM257 1H258V0H257ZM259 1H260V0H259ZM38 2H39V1H38ZM42 2H43V1H42ZM56 2H57L58 4H57ZM79 2H80V1H79ZM129 2H130V0L128 1V3H129ZM151 2H153V1H151ZM151 2H150V3H151ZM182 2H183V1H182ZM0 3H1V2H0ZM88 3H89V2H88ZM102 3H103V2H102ZM186 3H187V2H186ZM188 3H189V2H188ZM191 3H192V2H191ZM198 3H199V2H198ZM215 3H216V2H215ZM21 4H22V3H21ZM76 4L78 5L77 2H76ZM81 4H82V3H81ZM83 4H84V2H83ZM100 4H101V3H100ZM129 4H130V3H129ZM129 4H128V6H129ZM147 4H148V3H147ZM153 4H154V3H153ZM158 4H159V2H158ZM210 4H211V3H210ZM210 4L208 3L207 5H210ZM251 4H252V3H251ZM14 5H15V6H14ZM43 5H44V4H43ZM46 5H44V6H46ZM163 5H164V4H163ZM183 5H185V4L183 3ZM192 5H193V4H192ZM205 5H206V4H205ZM207 5H206V8H207ZM215 5H216V4H215ZM226 5H227V4H226ZM252 5H253V4H252ZM257 5H258V4H257ZM257 5H256V6H257ZM84 6H85V5H84ZM139 6H140V5H139ZM181 6H182V5H180V7H181ZM189 6H191V4H190ZM195 6H196V5H195ZM213 6H214V5H213ZM219 6H220V5H219ZM25 7H26V6H25ZM70 7H71V6H70ZM72 7H73V6H72ZM79 7H80V6H79ZM105 7H106V6H105ZM112 7H113V6H112ZM172 7H173V6H172ZM177 7H178V6H177ZM180 7H178V8H180ZM182 7H183V6H182ZM191 7H192V6H191ZM168 8H169V7H168ZM188 8H189V7H188ZM194 8H196V7H194ZM249 8H250V7H249ZM35 9H36V8H35ZM68 9H69V8H68ZM75 9H76V8H75ZM75 9L73 8V9H71V10H75ZM114 9H115V8H114ZM125 9H126V8H125ZM157 9H159V8H157ZM176 9H177V8H176ZM200 9H201V8H200ZM200 9H199V10H200ZM219 9H220V8H219ZM221 9H222V8H221ZM228 9H229V8H228ZM22 10H23V9H22ZM25 10H26V9H25ZM28 10H29V9H28ZM71 10H70V11H71ZM93 10H94V9H93ZM117 10H118V9H117ZM130 10H131V9H130ZM149 10H150V9H149ZM159 10H160V9H159ZM178 10H179V9H178ZM203 10H204V12L206 11L205 9H203ZM239 10H240V9H239ZM252 10H253V8H252ZM31 11H32V10H30V12H31ZM114 11H115V10H114ZM127 11H128V10H127ZM169 11H170V9H169ZM171 11H172V10H171ZM173 11H175V10L173 9ZM189 11H190V9H189ZM207 11H208V10H207ZM209 11H210V10H209ZM211 11H212V10H211ZM219 11H221V10H219ZM226 11H227V10H226ZM226 11H225V12H226ZM228 11H230V9H229ZM233 11H234V10H233ZM74 12H75V11H74ZM74 12H73V13H74ZM76 12H77V10H76ZM153 12H154V11H153ZM193 12H194V11H193ZM193 12H192V13H193ZM197 12H199V11H197ZM236 12H237V11H236ZM239 12H241V11H239ZM36 13H37V14H36ZM99 13H100V12H99ZM144 13H145V11H144ZM183 13H184V12H183ZM194 13H195V12H194ZM202 13H203V12H202ZM234 13H235V11H234ZM38 14H40V15H38ZM63 14H64V17H65V16L68 17L67 20H66V18H65L66 22L63 21V19H64V17H62ZM71 14H72V13H71ZM150 14H151V13H150ZM158 14H159V13H158ZM187 14H188V13H187ZM206 14H208V13H206ZM226 14H228V13H226ZM236 14H237V13H236ZM243 14H244V13H243ZM243 14H242V15H243ZM37 15H38V16H37ZM77 15H78V14H77ZM93 15H94V13H93ZM98 15H99V14H98ZM120 15H121V14H120ZM164 15H165V14H163V16H164ZM179 15H180V14H179ZM218 15H219V14H218ZM240 15H241V13H240ZM245 15H247V14H245ZM89 16H90V14H89ZM126 16L128 17V15H126ZM142 16H143V15H142ZM150 16H151V15H150ZM156 16H159V15H156ZM160 16H161V15H160ZM188 16H189V15H188ZM200 16H201V14H200ZM212 16H213V15H212ZM224 16H225V15H223V16H221V17L219 16V17L222 18L223 20L227 21L229 17H226V16L224 17ZM257 16H258V15H257ZM83 17H84V16H83ZM85 17H86V16H85ZM106 17H107V16H106ZM171 17H172V16H171ZM223 17H224V18H223ZM235 17H236V16H235ZM90 18H94V17L91 15ZM109 18H110V17H109ZM147 18H148V14H147ZM182 18H183V17H182ZM237 18H238V17H237ZM239 18H240V16H239ZM248 18H249V17H248ZM252 18H253V17H252ZM74 19H75V18H74ZM74 19H73V20H74ZM76 19H77V18H76ZM104 19H105V18H104ZM119 19H120V18H119ZM160 19H161V18H159V19H157V20H160ZM218 19H219V18H218ZM234 19H235V18H234ZM244 19H245V18H244ZM254 19H255V18H254ZM85 20H86V19H85ZM85 20H84V21H85ZM107 20H108V19H107ZM151 20H153V19H151ZM162 20H163V19H162ZM212 20H213V19H212ZM219 20H220V19H219ZM250 20H251V19H250ZM252 20H253V19H252ZM252 20H251V21H252ZM255 20H256V19H255ZM255 20H254V21H255ZM257 20H258V19H257ZM69 21H70V22H69ZM84 21H83V22H84ZM153 21H154V20H153ZM155 21H156V20H155ZM180 21H181V20H180ZM194 21H195V20H194ZM216 21H217V20L215 19V22H216ZM241 21H242V20H241ZM245 21H246V20H245ZM67 22H68V23H67ZM135 22H136V20H135ZM135 22H134V23H135ZM148 22H149V21H148ZM196 22H197V21H196ZM233 22H234V21H233ZM66 23H67V24H66ZM69 23H70V26H72V27H69V26H68V27H64V25L66 26V25H68ZM77 23H78V22H77ZM84 23H85V22H84ZM99 23H101V22H99ZM107 23H108V22H107ZM109 23H110V22H109ZM118 23H119V22H118ZM158 23H159V21H158ZM183 23H184V22H183ZM197 23H198V22H197ZM221 23H222V22H221ZM224 23H225V22H224ZM235 23H236V22H235ZM58 24H60V25L58 26ZM88 24L91 25L92 23H91V22H90V23L88 22ZM88 24H87V25H88ZM110 24H111V23H110ZM154 24H155V23H154ZM164 24H165V23H164ZM185 24H186V23H185ZM193 24H194V23H193ZM26 25H27V26H26ZM45 25H46V26H45ZM53 25H55V26H53ZM104 25H105V24H104ZM130 25H131V24H130ZM134 25H135V24H134ZM134 25H133V26H134ZM155 25H156V24H155ZM155 25H154V26H150V30H151L152 27H156ZM167 25H168V23H167ZM176 25H177V24H176ZM179 25H181V24H179ZM197 25H198V24H197ZM199 25H200V24H199ZM199 25H198V26H199ZM244 25H245V24H244ZM244 25H243V27H244ZM249 25H250V24H249ZM255 25H256V24H255ZM52 26H53V27H52ZM56 26H57V27H56ZM60 26L63 27V28H61ZM106 26H107V25H105V27H106ZM114 26H115V25H114ZM116 26H117V25H116ZM121 26H122V25H121ZM128 26H129V25H128ZM3 27H4V26H3ZM3 27H2V29H3ZM8 27H9V26H8ZM10 27H9V28H10ZM29 27H30V26H29ZM59 27H60L61 29H60ZM74 27H75V26H74ZM90 27H91V26H90ZM93 27H94V26H93ZM105 27H104V28H105ZM118 27H119V26H118ZM174 27H176V26H174ZM189 27H190V26H189ZM191 27H192V26H191ZM246 27H248V25H247ZM9 28H6V29H8V31H11V32H12L11 28H10V30H9ZM22 28H23V30H22ZM26 28H25V29H26ZM68 28H69L70 30H71V28H73V30L70 31ZM84 28H85V29H84ZM119 28H120V27H119ZM133 28H134V27H133ZM142 28H143V27H142ZM192 28H193V27H192ZM237 28H238V27H237ZM248 28H249V27H248ZM75 29H76V30H75ZM94 29H96V27H94ZM98 29H99V28H98ZM98 29H97V31H98ZM135 29H136V28H135ZM160 29H161V28H160ZM246 29H247V28H246ZM4 30H5V29H4ZM16 30H17V31H16ZM21 30H22V32H21ZM28 30H29V29H28ZM33 30H34V29H33ZM85 30H86L87 32H86ZM90 30H93V28L91 27V28L89 29V33H90L91 35H93L94 32H90ZM117 30H118V29H117ZM128 30H129V28H128ZM128 30H127V31H128ZM136 30H137V29H136ZM168 30H170V29H168ZM176 30H177V29H176ZM58 31H59V32H58ZM119 31H121V30H119ZM119 31H117V32H119ZM129 31H131V30H129ZM129 31H128V33L126 32L127 35H129ZM142 31H144V29H143ZM161 31H162V30H161ZM11 32H10V33H11ZM18 32H19V33H18ZM51 32H50V33H51ZM73 32H72V33H73ZM108 32H109V31H108ZM123 32H124V31H122V33H123ZM132 32H136V31H132ZM145 32H146V30H145ZM170 32H171V31H170ZM176 32H177V31H176ZM190 32H191V31H190ZM190 32H189V33H190ZM219 32H220V30H219ZM5 33H6V32H5ZM29 33H30V32H29ZM50 33H49V34H50ZM52 33H51V34H52ZM61 33H62V34H61ZM122 33H121V34H122ZM136 33H137V32H136ZM157 33H158V32H157ZM160 33H162V35H161V38L159 37V39H160L159 41H161L162 39H167L169 36L172 35V34H170V33H167V35L165 34V36H167V37H166V38H165V37L162 38V37L164 36V35H163V32H160ZM17 34H16V35H17ZM22 34L25 35V36H23ZM32 34H33V33H32ZM53 34H52V36H51V35H50V36L53 37ZM59 34H60V36H58ZM77 34H78V33H77ZM90 34H88V36H89ZM131 34H132V33H131ZM138 34H140V33H138ZM146 34H147V33H145V35H146ZM150 34H152V33H150ZM155 34H156V33H155ZM177 34H178V33H177ZM236 34H237V33H236ZM258 34H260V32H259ZM263 34H264V33H263ZM1 35H2V34H1ZM6 35H7V33H6ZM16 35H15V36H16ZM27 35H29V34H27ZM70 35H71V34H70ZM78 35H79V34H78ZM96 35H97V33H96ZM115 35H116V34H115ZM127 35H126V36H127ZM132 35H134V33H133ZM145 35H144V36H145ZM158 35H159V34H158ZM158 35H157V34H156V35L153 34L154 37H155V36H158ZM175 35H176V34H175ZM195 35L197 36L198 34H195ZM215 35H216V34H215ZM63 36H62V37H63ZM80 36H81V34H80ZM80 36H79V37H80ZM88 36H87V38H88ZM93 36H94V35H93ZM93 36H91V37H89V38L94 39ZM102 36H103V35H102ZM102 36H101V37H102ZM111 36H112V35H111ZM134 36H135V35H134ZM136 36H137V34H136ZM136 36H135V37H136ZM146 36H147V35H146ZM149 36H150V35H149ZM153 36H152V38L149 37V39H151V41H153L152 39L157 40L156 38H153ZM188 36H189V35H188ZM228 36H230V35H228ZM1 37H2V36H1ZM18 37H19V36H18ZM22 37H21V38H22ZM62 37H61V38H62ZM98 37H99V36H98ZM108 37H109V36H108ZM129 37H131V35H129ZM138 37H139V35H138L136 38H138ZM172 37H173V36H172ZM184 37H185V36H184ZM215 37H216V36H215ZM218 37H219V36H218ZM251 37H252V36H251ZM13 38H14V37H13ZM13 38H12V39H13ZM26 38H28V36H26L25 39H26ZM32 38H33V37H32ZM61 38H60L59 41L62 40ZM67 38H68V37H67ZM82 38H83V37H82ZM82 38L80 37V38H78V40H77V39H75V40H77V42L79 43V42H80L79 40L81 39V42H80L79 44L81 45V48L84 47V49H83V48H82V49L80 48L79 50H77L78 48H76V49L74 48V49H75V50H74V49H73V47H75L74 39H72V41L74 42V46H73L72 44L70 45V44L68 43L70 46H73V47H71V48L73 49V52H72V51L70 52V56H71V57L69 58V60L72 59L73 62H76V61H77L76 63L83 65L82 63H83L84 61H85V62H86L87 60H89V61H93V60L96 58L97 54H99V56H97V58H99L100 62H99V61H97V62H98L100 65H104L106 62L109 61V60H108V61L106 60L105 63L102 61L104 64L101 63V59H102V57L104 58V56H106L107 49H106V53L103 52L104 55L101 57V54H103V53L100 54V51H99V49H98V48H100V47H99V44L96 45V46H97V48H96L95 46H93V45L96 43V42L94 43V40L91 41V39L88 40L89 38L87 39V38L84 37L83 40L86 39V40H88V42H90V45H91V46H90V48H89V47H88L89 44H88V46H86L87 43L85 44V42H82ZM102 38H103V37H102ZM113 38H114V36L112 37V39H111V37H109L108 42H109V40H113V41L116 40V39H113ZM116 38H117V37H116ZM132 38H133V36H132ZM136 38H135V39H136ZM140 38H141V36H140ZM187 38H189V37H187ZM213 38H214V37H213ZM1 39H2V38H1ZM4 39H5V38H3L2 41H4ZM9 39H10V38H9ZM25 39L23 40V41L25 42L24 44L28 45V44H29V43L27 42L28 40L26 41ZM28 39H29V38H28ZM70 39H71V38H70ZM96 39H97V38H96ZM106 39H107V37H106ZM144 39H145V38H144ZM195 39H196V38H195ZM198 39H199V38H198ZM201 39H202V38H201ZM204 39H207V38H204ZM204 39H203V40H204ZM208 39H210V38H208ZM233 39H234V38H233ZM10 40H11V39H10ZM19 40H20V39H19ZM19 40H18V41H19ZM42 40H43V38H42ZM53 40H55V39H52V41H51L52 43H54ZM98 40H99V39H98ZM140 40L142 41L143 39L141 38ZM188 40H189V39H188ZM15 41H16V40H15ZM46 41H47V38H46ZM72 41H70V42H72ZM116 41H118V40H116ZM124 41H125V40H124ZM124 41L122 40L123 43L121 44V40H120L119 45L121 44V45L124 46V45L126 44ZM132 41H133V39H132ZM134 41H135V40H134ZM141 41H140V42H141ZM148 41H149V40H148ZM151 41H150V47L153 45V43H152V45H151ZM157 41H158V40H157ZM157 41H156V43H155V44H157V45L154 46V47H155L154 49H156V47H158L159 43L162 42V41H161V42H158V43H157ZM172 41H173V40H172ZM172 41H170V42L168 43V45H167V44H164V46L167 45L168 48H170L171 46H174V45H172ZM204 41H205V40H204ZM5 42H6V41H5ZM26 42H27L28 44H27ZM31 42H33V41H31ZM37 42H41V41H36V43H37ZM47 42H48V41H47ZM47 42H46V43H47ZM64 42H65V41H64ZM92 42H93L94 44H92ZM111 42H112V41H111ZM118 42H119V41H118ZM140 42H139V40H138V43H139V44H137V41H136V44H137V47L139 46V47L141 48ZM154 42H155V41H154ZM181 42H182V41H181ZM195 42H197V41L195 40V41H193L192 43H195ZM221 42H222V41H221ZM221 42H219V43L221 44ZM226 42H227V41H226ZM226 42H225V43H226ZM234 42H235V41H234ZM258 42H259V41H258ZM1 43H2V42H1ZM20 43H21V42H20ZM52 43H48V44L50 45V44H52ZM55 43H56V42H55ZM65 43H66V42H65ZM78 43H77V45H78ZM97 43H100V42H97ZM102 43L105 44V42H102ZM113 43H114V42H113ZM115 43H117V42H115ZM115 43H114V44H115ZM124 43H125V44H124ZM128 43H129V42H128ZM174 43H176V41H175ZM192 43H191V44H192ZM200 43H201V42H200ZM212 43H213V42H212ZM6 44H7V43H6ZM38 44H39V43H38ZM44 44H45V43H42L43 46H42V45H37V44H36L37 46H40V47H39L40 49H38L37 52H39V51H41V52H46V53L48 52V50H49V45H46V46H47V47H46V46H44ZM82 44H85V45L82 46ZM107 44H110V45H111V43H107ZM130 44H133V43H130ZM136 44H134V46L131 45V46H132L131 48L135 47ZM142 44L145 45L146 43L143 42ZM183 44H184V43H182L181 46H182ZM196 44H197V43H196ZM227 44H228V43H227ZM230 44H231V43H230ZM1 45H2V44H1ZM8 45H9V44H8ZM36 45H35V46H36ZM53 45H54V44H53ZM56 45L58 46V44H56ZM64 45H66V44H63V46H64ZM119 45L117 44V46H119ZM147 45H149V43H147ZM192 45H193V44H192ZM199 45H200V46H201V45L204 46V42H203L202 44H199ZM208 45H212V44L210 43V44H208ZM208 45H207V46H208ZM214 45H215V44H214ZM217 45H219V44H217ZM234 45H235V44H234ZM2 46H4V45H2ZM37 46H36V47H37ZM54 46H55V45H54ZM54 46H53V47H54ZM78 46H79V45H78ZM85 46H86V48L88 47V49H85ZM104 46H106V45H104ZM127 46L130 47V45H128V44H127ZM202 46H201V47H202ZM235 46H236V45H235ZM30 47H31V46H30ZM41 47H42V48H41ZM53 47H52V48H53ZM65 47H66V46H64L63 48H64L66 51H67V50L70 51V48H69L68 46H67V48H65ZM101 47H102V46H101ZM119 47H121V46H119ZM145 47H146V45H145ZM145 47H143V48H145ZM159 47H160V46H159ZM177 47H178V46L176 45V48H177ZM182 47H183V46H182ZM182 47H181V48H182ZM184 47H185V45H184ZM184 47H183V48H184ZM186 47H187V46H186ZM190 47H191V46H190ZM193 47H197V46H193ZM201 47H200V48H201ZM204 47H205V46H204ZM215 47H216V46H215ZM232 47H233V46H232ZM232 47H230V48L232 49ZM244 47H246V46L243 45V48H244ZM1 48H2V47H1ZM27 48H28V46H27ZM27 48H26V49H27ZM31 48H32V47H31ZM37 48H38V47H37ZM50 48H51V47H50ZM55 48H56V46H55ZM55 48H53V49H55ZM57 48H58V47H57ZM61 48H62V47H61ZM61 48H58V49H61ZM104 48H105V47H103V50H104ZM106 48H108V47H106ZM113 48H114V46H113ZM125 48H126V47H125ZM125 48H124L123 50H125ZM131 48H130V50H131ZM135 48H136V47H135ZM148 48H149V47H148ZM148 48H145V50L148 49ZM161 48H162V50H164V49H163V44H162V47H161ZM183 48H182V49H183ZM202 48H203V47H202ZM202 48H201V49H202ZM207 48H208V47H207ZM226 48H227V47H226ZM256 48H257V47H256ZM34 49H36V48H34ZM58 49H57V50H58ZM97 49H98V50H97ZM109 49H110V48H109ZM114 49H115V48H114ZM137 49H138V48H137ZM154 49H153V52H154V51H155V52L152 53V54H155V53H156V50H154ZM159 49H160V48H158L157 50H159ZM165 49H166V46H165ZM170 49L175 50V48H173V47L170 48ZM244 49H245V48H244ZM257 49H258V48H257ZM261 49H262V48H261ZM261 49L259 48L258 50H261ZM22 50H23V49H22ZM36 50H37V49H36ZM103 50H102V51H103ZM120 50H121V49H120ZM123 50H121V51H123ZM135 50H136V49H135ZM138 50H139V49H138ZM141 50H143V49H141ZM160 50H161V49H160ZM160 50L157 51V52H158V53H157V56H156V54L153 55V57H154V60H153V58H152L153 61H152L151 59H148V61L150 60V61L152 62V63H150L151 67H154V66L156 65V64L154 65V63L156 62V61H155V60H156L155 57H159V56L161 55V54H160V53H161ZM167 50H168L170 53H172V50H169V49H167ZM177 50H178V49H177ZM179 50H180V49H179ZM183 50H184V49H183ZM210 50H211V49H210ZM212 50L214 51V49H212ZM215 50H216V49H215ZM223 50H224V48H223ZM227 50H228V49H227ZM239 50H240V48H239ZM26 51H27V50H26ZM32 51H33V48H32ZM60 51H61V50H60ZM111 51H112V50H111ZM111 51H110V52H111ZM118 51H119V50H118ZM132 51H133V50H132ZM132 51H131V52H132ZM143 51H144V50H143ZM148 51H149V50H148ZM168 51L165 50L164 52H165V53L167 52L166 54L170 55V53H169ZM188 51H189V50H188ZM188 51H186V52H188ZM194 51H196V50H193V52H194ZM219 51H220V50H219ZM240 51H242V48H241ZM252 51H253V50H252ZM261 51H262V50H261ZM263 51H264V50H263ZM30 52H31V51H30ZM41 52H40V54H41ZM53 52H55V51H53ZM63 52H65V51H63ZM93 52L96 53V54H95L96 56L93 55V54H94ZM97 52H98V53H97ZM113 52H115V51H113ZM124 52H125V51H124ZM126 52H127V50H126ZM137 52H138V51H137ZM150 52H151V51H150ZM173 52H175V51H173ZM179 52H181V50H180ZM207 52H208V50H207ZM211 52H212V51H210V53H207V55H208V54L210 55ZM234 52H235V51H234ZM243 52H244V50H243ZM254 52H255V51H254ZM1 53H2V52H1ZM1 53H0V54H1ZM19 53H21V54L23 53V54L27 55L26 52L24 53V52H21V51H20ZM31 53H32V52H31ZM31 53H30V54H31ZM34 53H36V52H34ZM46 53H45V54H41V57H40L39 59L42 58V59H43V60L41 59L42 62L45 61V60H46V61H47V60H48V61L50 60L51 62L53 61V62H52L53 65H52V66H49V65L51 64L50 62H43V63H44V67H42V66H43V65H42L43 63H42V64H39V63H37V62L35 61L36 64H34V65H35V66L37 65V66H36V69H35L34 65H32V66L34 67L33 69H35V70H33V71H31V72L28 70V71L26 72L27 74L23 72V70L26 69L27 66H28V65H27V61L24 60V58L15 55V57L20 58V59L17 58L18 60H21V58L23 59V60H21V62L18 61L17 59H14V61L17 60L18 63H21V64H20V68H21V66H22V67L24 66V63H22V61H24V62L26 61V64H25L26 66H25V68L23 67V69H21L22 72L24 73V75H25V76L28 75L29 77H30V76H32V77L34 76V77H33L34 82L32 81V80H33L32 77H31V79H29V78L27 77V78L30 80L28 83H30V82L32 81L33 83H36V84H37V82L40 80L39 83L37 84L38 86H36V85H34L33 83H31V84H33L34 86H36V87H39V86H40V88H41V89L39 88V91H38V92L33 93V95H34V94H36V95H42L44 92L50 91L51 88L54 87V86H53V87L50 86V84L53 83L51 80L54 79V77H56V76H53V75H56L55 73H57V74L59 73V74H60V72H62V75H63V73H65V70H67V69H65V67L68 68V72H69V70H70V69L72 68V66H73V65L71 66V62L67 59V57H69V56H65L64 53H63V55H64V60H63V61L61 60V62H60V59H61V58H60V56H61L60 54H59L60 56H59V58H58V57H57L58 55H57V54H56L57 56L55 55L56 52L54 53L55 56H51L52 52H50L51 54H50V53L46 54ZM66 53H67V52H66ZM66 53H65V54H66ZM92 53H93V54H92ZM118 53H119V52H118ZM134 53H136V52H134ZM165 53H164V55L166 56ZM189 53H190V52H189ZM202 53L205 54V52H203V49H202ZM212 53H213V52H212ZM224 53H225V52H224ZM61 54H62V53H61ZM110 54H111V53H109V55H107V57L109 56L110 60L112 61L113 59H115V57L117 56V54L115 53V54H116L115 57L112 56V54H111V55H110ZM137 54H138V53H137ZM142 54H143V53H142ZM159 54H160V55H159ZM162 54H163V51H162ZM175 54L177 55V53H175ZM194 54H195V53H194ZM196 54H198V53H196ZM235 54H237V53H235ZM241 54H242V53H241ZM246 54L248 55V53H246ZM254 54H255V53H254ZM256 54H257V53H256ZM28 55H29V54H28ZM35 55L37 56V55H39V54H35ZM42 55H44V56L47 55V57L45 56L46 58H44ZM131 55H132V54H131ZM148 55H149V54H148ZM150 55H151V54H150ZM164 55H163L162 57L160 56L159 60H160V59H162V60H166L165 58L163 59ZM172 55H174V54H172ZM176 55H175V56H176ZM179 55H180V56H181V55L183 56V54H181V53H180ZM187 55H189V54H187ZM209 55H208V56H209ZM219 55H220V54H219ZM249 55H250V54H249ZM49 56H51V57H50L51 59L49 58ZM110 56H111V57H110ZM137 56H140V55H137ZM141 56H143V55H141ZM141 56H140V59H141ZM145 56H146V55H145V53H144V57H143V58H145ZM175 56H174V57H175ZM180 56H179V58H180ZM184 56H186V55H184ZM200 56H201V55H200ZM230 56H232V55H230ZM241 56H242V55H241ZM241 56H240V57H241ZM251 56H252V55H251ZM258 56H259V54H258ZM30 57H31V59H32V58H35L34 55H32V56L30 55ZM56 57H57V61H56V59H55ZM61 57H62V56H61ZM112 57H113V58H112ZM123 57L125 58V56H123ZM123 57H122V58H123ZM130 57H131V56H130ZM134 57L138 59V57H136V56H134ZM149 57H151V56H149ZM149 57H148V58H149ZM169 57H170V56H169ZM169 57H168V58H169ZM220 57H221V56H220ZM243 57H244V56H243ZM25 58H27V57H25ZM36 58H37V57H36ZM36 58H35V59H36ZM100 58H101V59H100ZM143 58L141 59V64L143 63L142 60H145V59H143ZM146 58H147V57H146ZM168 58H167V59H168ZM179 58H178V59H179ZM183 58H185V57H183ZM183 58H182V59H183ZM187 58H189V57H187ZM205 58H206V55H205ZM212 58H214V57H212ZM244 58H245V57H244ZM249 58H250V56H249ZM253 58H254V57H253ZM253 58H252V59H253ZM261 58H262V57H261ZM1 59H3V58H1ZM39 59H38V60H39ZM58 59H59V60H58ZM106 59H108V58H106ZM128 59H129V58H128ZM132 59H133V58H132ZM132 59L130 58V64H131V62H132ZM157 59H158V58H157ZM170 59H174L173 56H172V58H170ZM180 59H181V58H180ZM219 59H220V58H219ZM236 59H237V58H236ZM238 59H239V58H238ZM252 59H251V60H252ZM262 59H263V58H262ZM32 60H33V59H32ZM36 60H37V59H36ZM41 60H39V62H40ZM72 60H71V61H72ZM96 60H97V59H96ZM96 60H95V61H96ZM126 60H127V59H125V61H126ZM175 60H177V59H175ZM189 60H190V59H189ZM189 60H188V61H189ZM222 60H223V59H222ZM239 60H240V59H239ZM33 61H34V60H33ZM66 61L70 62V64H69L68 62H66ZM111 61H110V62H111ZM138 61H139V65H140V60H138ZM138 61L136 62L137 65H138ZM148 61L146 60V61H144V62H148ZM154 61H155V62H154ZM210 61H211V60H210ZM227 61H228V60H227ZM2 62H3V61H2ZM29 62H31V60H29ZM29 62H28V63H29ZM54 62H55V63H54ZM65 62H66V64H65ZM73 62H72V63H73ZM113 62H114V61H113ZM113 62H111V63H113ZM119 62H120V61H119ZM161 62H162V61H161ZM164 62H165V61H164ZM164 62L161 63V64H162V65L164 66V68H165V65H164L165 63H164ZM166 62H168V61H166ZM169 62H170V60H169ZM173 62H175V61H173ZM176 62H177V61H176ZM206 62H207V59H206ZM216 62H217V61H216ZM263 62H264V61H263ZM46 63L48 64V67H47V68L45 67V64H46ZM49 63H50V64H49ZM76 63H73V64L75 65ZM89 63H90V62H89ZM89 63H88V64H89ZM93 63H94V62H93ZM93 63H91V65H93ZM98 63H96V64H98ZM111 63H110V64H111ZM126 63H127V62H126ZM134 63H135V61H134ZM183 63L186 64L185 62H183ZM210 63H211V62H210ZM218 63H219V62H218ZM227 63H228V62H227ZM252 63H253V62H252ZM0 64H1V63H0ZM12 64H13V63H12ZM12 64H11L10 67H12ZM14 64H15V62H14ZM30 64H32V62H31ZM47 64H46V66H47ZM68 64L70 65V68L68 67V66H69ZM84 64H85V63H84ZM96 64H94V65H96ZM121 64H122V63H121ZM124 64H125V63H124ZM147 64H149V62H148V63H145V65L143 64L144 68L146 67ZM152 64H153V66H152ZM159 64H160V63H159ZM170 64H171V63H170ZM170 64H169V65H170ZM177 64L179 65V61H178ZM196 64H197V63H196ZM205 64H207V63H205ZM208 64H209V63H208ZM38 65L41 66V67H39ZM67 65H68V66H67ZM76 65H77V64H76ZM76 65H75V66H76ZM108 65H109V64H108ZM137 65H136V66H137ZM157 65H158V64H157ZM157 65H156V66H157ZM166 65H168V63H166ZM210 65H211V64H210ZM210 65H209V66H210ZM212 65H216V63H214V64H212ZM226 65H227V64H226ZM230 65H231V64H230ZM243 65H244V64H243ZM64 66H65V67H64ZM79 66H80V65H78V66H76V67H79ZM86 66H87V68H86ZM86 66H84L85 69H84V67L82 68V67L80 66V67L82 68V69L80 68V70H79V71H80V74L82 73V72H81L82 70H85V74H86V70L88 71V69H89V70L91 69V67L88 68V65H86ZM109 66H110V65H109ZM109 66H107V67H109ZM122 66H123V65H122ZM125 66H126V65H125ZM141 66H142V65H141ZM143 66H142V68H143ZM147 66H148V65H147ZM156 66L154 67V68H156V69L153 68V70H156L157 73H159V74H160L161 72L163 73V70H161V69H164L163 66H162V68H161L160 65H159L160 68H159V66H157L158 68H157ZM170 66H171V65H170ZM170 66H166V67H170ZM175 66H176V65H175ZM194 66H195V65H194ZM207 66H208V65H207ZM227 66H228V65H227ZM241 66H242V65H241ZM15 67H16V65H15ZM76 67L73 66V68H76ZM94 67H95V66H94ZM105 67H106V66H103V69H105ZM114 67H115V63H114ZM119 67H120V66H119ZM119 67H117V68H119ZM131 67H132V65H131ZM151 67H150V68H151ZM197 67H198V66H197ZM197 67H196V69H197ZM233 67H234V66H233ZM244 67H245V65H244ZM248 67H250V66H248ZM0 68H1V67H0ZM18 68H19V64H18ZM18 68H17V72H16V73H18V72L20 73V72H21V71H18ZM37 68H38V69H37ZM40 68H41V69H40ZM95 68H97V67H95ZM95 68H93V70H95ZM109 68H112V66L109 67ZM109 68H106V69H105V72H106V73L108 72L107 70H108ZM121 68H122V67H121ZM127 68H128V67H127ZM132 68H133V67H132ZM132 68H131V69H132ZM144 68H143V69H144ZM146 68H147V67H146ZM175 68L178 69V72L181 71V70H179V69H181V68H179V66H178V68H177V66H176ZM182 68L185 70V67H183V64H182ZM208 68H209V67H208ZM2 69H3V68H2ZM9 69H10V68H9ZM14 69H16V68H14ZM14 69H10V70H11V71H10L11 74L14 73V72H13ZM27 69H30V70H31L30 67L27 68ZM50 69L53 70V74H51L53 77H52V76H50V77H52V78L49 77V78H50V79H49V82H51V83L49 84V82L46 81V79H44L45 76L48 78V75H45V76L43 77V74L46 73V71L49 72ZM97 69H99V68H97ZM97 69H96L95 71H93V73H92L91 71H90V72H91L92 74L95 75L94 72H97V71H98ZM103 69L100 68V70H101V74H102V72H103ZM135 69H136V68H135ZM139 69H140V68H139ZM143 69L140 70L141 73L144 71ZM157 69H158V70H157ZM191 69H194V67L191 68ZM199 69H200V68H199ZM239 69H240V67H239ZM0 70H1V69H0ZM3 70H4V69H3ZM39 70H41V71H45V72L42 73V76H40L41 72H39ZM52 70H51V73H52ZM63 70H64V71H63ZM71 70L73 71L72 73H70V72L67 73V72H66V74L69 75V76L72 75V78H74V77H73V75H74L73 73L77 74V72H74L75 70H73V69H71ZM71 70H70V71H71ZM76 70H77V68H76ZM91 70H92V69H91ZM110 70H111V69H110ZM115 70H117V71H115V72H118V71H119L120 73H121V71H122V70L120 71V70H118V69H116V68H115ZM124 70H126V69L124 68ZM137 70H138V68H137ZM142 70H143V71H142ZM146 70H147V69H146ZM148 70H149V69H148ZM171 70H172V66H171V69H170L169 71H171ZM184 70H182V71H184ZM186 70H187V69H186ZM203 70H204V69H203ZM211 70H212V69H211ZM227 70H228V69H227ZM234 70H235V69H234ZM79 71H78V74H79ZM112 71L114 72V68H113ZM112 71H111V72H112ZM129 71H130V70H129ZM132 71H133V69H132ZM140 71H139V73H140ZM160 71H161V72H160ZM164 71H165V69H164ZM173 71H174V70H172V72H169V73H173L174 78H177V79H178L177 76L175 77L176 74H174V73L177 72V71H174V72H173ZM190 71H192V70H190ZM207 71H208V70H207ZM207 71H206V72H207ZM236 71H237V74L240 72V71L238 72V70H235V72H236ZM243 71H244V70H243ZM245 71H246V70H245ZM256 71H257V70L255 69V72H256ZM2 72H3V71H2ZM38 72H39L40 74H38ZM90 72L88 71V73H90ZM111 72H110V73H111ZM115 72H114V75H115ZM122 72H123V71H122ZM124 72H125V71H124ZM124 72H123V74H124ZM136 72H137V71H136ZM136 72H135V73L133 72L135 75H134L132 72H131V73H132L133 76L136 77ZM150 72H151V73H150L151 75L153 74V72L156 74L155 71H153V72L150 71ZM185 72H186V71H185ZM221 72H222V71H221ZM224 72H225V71H224ZM247 72H248V71H247ZM247 72H246V73H247ZM253 72H254V71H253ZM3 73H4V72H3ZM28 73H30V75H29ZM97 73L99 74V71H98ZM125 73H126V72H125ZM139 73H137V75H138ZM141 73H140V75H141ZM143 73H144V72H143ZM143 73H142V76H143ZM162 73H161L160 75L163 76ZM169 73H168V76L170 75ZM183 73H184V72H183ZM183 73L181 74V73L179 72V73H178V76H181V75H182L181 77H184L185 74H183ZM186 73H187V75H188V70H187ZM201 73H202V72H201ZM209 73H210V72H209ZM213 73H214V71H213ZM219 73H220V72H219ZM219 73H218V74H219ZM250 73H251V72H250ZM14 74H15V73H14ZM59 74H58V75H59ZM78 74H77V75H78ZM85 74L83 73V75H85ZM126 74H127V73H126ZM126 74H125V75H126ZM150 74H149V72H148L147 74L144 73L145 76H148V75H150ZM155 74H154L153 76H155ZM165 74L167 75V73H165ZM205 74H206V73H205ZM218 74H217V75H218ZM239 74H240V73H239ZM9 75H10V74H9ZM77 75H76V76H77ZM107 75H108V74H107ZM118 75H120V74H118ZM129 75L131 76V74H129ZM160 75H158V78H157V79H159V76H160ZM166 75H164V76H166ZM189 75H190V73H189ZM197 75L200 76L199 74H197ZM213 75H214V74H212L211 76H213ZM229 75H230V74H229ZM4 76H6V75L3 74V77H4ZM25 76H24V77H25ZM63 76H64V75H63ZM76 76H75V77H76ZM85 76H88V75H85ZM85 76L82 77V75H81V76H79V77L81 78V80H82V79L84 80V79H85ZM95 76H97V75H95ZM95 76H93V77L91 78L92 83L96 81V80H95V81L93 80V78H95ZM100 76H101V75H100ZM112 76H113V74H112ZM112 76H111V77H112ZM115 76H116V75H115ZM115 76H114V77H115ZM142 76H141V77H142ZM153 76H152V77H153ZM209 76H210V75H209ZM209 76H208V77H209ZM221 76H222V75H221ZM243 76H244V75H243ZM3 77H2V79H3ZM10 77H11V76H10ZM60 77H62V76L60 75ZM64 77H65V76H64ZM64 77H62V78H64ZM66 77H67V76H66ZM79 77H77L76 80H78ZM98 77H99V76H98ZM106 77H107V76H106ZM118 77H120V76H118ZM135 77L133 78L134 80H135ZM141 77H140V78H141ZM148 77H151V76H148ZM148 77H147V78H148ZM152 77L150 78V80L148 79V81H151V79L153 80L154 78H152ZM155 77H156V76H155ZM189 77H191V76H189ZM189 77L187 76L186 78H189ZM213 77H214V76H213ZM216 77H217V76H216ZM229 77H230V76H229ZM232 77H233V76H232ZM6 78H7V76H6ZM57 78H59V76H58ZM57 78H55V80H56ZM62 78H59V80L61 79V81H59V80L57 79V80H58V83H57V84H59V82H60V84H62V85H63V83H65V82H64V79H65V78H64L63 80H62ZM69 78H70V77H69ZM69 78H68V79H69ZM72 78H71V80H72ZM87 78L90 79V75H89V77H87ZM87 78H86V79H87ZM99 78H100V77H99ZM102 78H103V75H102ZM120 78H121V77H120ZM124 78H125V77H124ZM124 78H122L123 80H122V79H120V80H121V81H124ZM126 78H127V76H126ZM126 78H125V79H126ZM140 78H139V80H140ZM145 78H146V77H145ZM160 78H161V77H160ZM164 78H167V77H164ZM168 78H169V77H168ZM191 78H192V77H191ZM191 78H190V81H189V82H188V79H187L186 81H187L188 83H187V82H184V84H187L186 86H187L190 90H192V94H193L192 97L194 98V95H195V94H199V93H200L199 91H201V90H199L198 88L194 87L196 84H195V85L193 84V83L196 82L197 76H196V77H193L192 79H191ZM194 78H195V80H193ZM201 78H202V75H201ZM201 78H198L199 82H200V79H201ZM206 78H207V77H206ZM211 78H212V77H211ZM211 78L209 79L210 81H211ZM2 79H1V80H2ZM42 79H43V80H42ZM88 79H87V80H88ZM106 79H107V78H106ZM106 79H105V80H106ZM108 79H109V77H108ZM113 79H114V78H112V80H111V78H110L109 81H110L111 83H112L113 81H114V83H118V81L115 82V80H113ZM129 79H131V77H129ZM133 79H132V80H133ZM169 79H171V80L173 81L172 78H169ZM177 79H174L173 82H175V80H177ZM183 79H184V78H183ZM183 79H182V82L184 81ZM207 79H208V78H207ZM220 79H221V78H220ZM228 79H229V78H228ZM244 79H245V78L243 77V80H244ZM4 80H5V79H4ZM6 80H8V79H6ZM6 80H5V81H6ZM57 80H56L55 82H57ZM69 80H70V79H69ZM103 80H104V79H103ZM126 80H127V79H126ZM136 80H137V79H136ZM139 80H138V81H139ZM141 80H143V79H141ZM141 80H140V81H141ZM145 80L147 81V79H145ZM145 80H144L143 82H142V81H141V82H142V83H144V82L146 83ZM171 80H169V81H170V84H169V88H170V89H169V91H170L172 94H174V95L172 96V97H174V96L176 95L175 91H178V90L180 91V89H179V87H178V90L176 89L175 91H172V90H174V89H172V88H173V86H175V85H173V84H175V83H173ZM178 80H179V79H178ZM180 80H181V78H180ZM191 80H193V81L191 82ZM198 80H197V82H198ZM217 80H218V79H217ZM249 80H250V79H249ZM5 81H4V82H5ZM17 81H18V80H17ZM24 81H26L25 78H24ZM27 81H28V80H27ZM36 81H37V82H36ZM89 81H90V80H89ZM89 81H88V82H89ZM140 81H139V82H140ZM153 81H155V80H153ZM167 81H168V80H167ZM203 81H204V80H203ZM232 81H234V80H232ZM245 81H246V79H245ZM262 81H264V79L261 80V82H262ZM8 82H9V81H8ZM62 82H63V83H62ZM70 82H71V81H70ZM75 82H76V81H75ZM83 82H84V81H83ZM88 82H86L87 85L89 84ZM105 82H106V84H108V83H107L108 80L105 81ZM156 82L158 83V81H156ZM162 82H163L164 84H163ZM165 82H166V81H161V84H158V85H160L159 90H162V89H163V88H161V85H162V84H163L162 87L165 85L166 88H168V82H166V84H165ZM219 82H221V81H218V83H219ZM230 82H231V81H230ZM259 82H260V81H259ZM10 83H11V82H10ZM16 83H17V82H16ZM16 83H14V85H17ZM28 83L26 84L25 87H26L27 90H28V89L30 90L31 88L27 87V86L29 85ZM72 83H73V82H72ZM96 83H97V82H96ZM99 83H100V81H99ZM102 83H103V82H102V80H101V84H102ZM114 83H112L111 85H113ZM129 83H130V82H129ZM131 83H133V82H131ZM137 83H138V82H137ZM137 83H136V85H141V86L143 85V84H140V83L137 84ZM159 83H160V82H159ZM176 83H177V82H176ZM189 83H190V84L192 83L194 86H193V85L188 86ZM203 83H204V82H203ZM215 83H217V82H215ZM218 83H217V84H218ZM242 83H244V82H242ZM57 84H55V86H56ZM67 84L69 85L68 82H67ZM67 84H66V85H67ZM70 84H71V83H70ZM101 84H100V85H101ZM119 84H121V83H119ZM150 84H151V83H150ZM152 84H154V82H153ZM199 84H200V83H199ZM209 84H210V83H208V84H206V85H209ZM219 84H220V83H219ZM222 84H224V83L222 82ZM222 84H220V85H222ZM249 84H250V83H249ZM11 85H12V84H11ZM11 85H10V86H11ZM51 85H53V84H51ZM62 85H60V86L62 87ZM72 85H73V84H71L70 86H72ZM79 85H80V82H79ZM85 85H86V84H85ZM87 85H86V86H87ZM90 85L92 86V84H89V86H90ZM93 85H94V83H93ZM114 85H115V84H114ZM130 85H131V84H130ZM146 85H147V83H146ZM158 85H157V86H158ZM170 85H171V86H170ZM246 85H247V84H246ZM259 85H260V84H259ZM3 86H4V85H3ZM20 86L22 87V85H20ZM31 86H32V85H31ZM31 86H30V87H31ZM60 86L57 85V87H59V88H57V87L54 88L55 91H57L56 94L54 93V92H55L54 90H53L54 92H53V91H50V92H51V93L53 92V94H54L55 96H57V94H59V92H60V94H62L61 91H59V90H62L63 88L61 89ZM83 86H84V85H83ZM89 86H88V87H89ZM96 86H97V85H96ZM109 86H110V85H108V87H109ZM141 86H140V87H141ZM144 86H145V84H144ZM144 86H142V88H144ZM151 86H152V85H151ZM181 86H182V85H181ZM183 86H184V85H183ZM200 86L203 87L201 84H200ZM200 86H197V87H200ZM214 86H215V85H214ZM214 86H213V87H214ZM218 86H219V85H218ZM225 86H226V85H225ZM248 86H249V85H248ZM260 86H261V85H260ZM8 87H9V86H8ZM16 87H17V86H16ZM75 87H77V86L75 85ZM75 87H74V88H75ZM102 87H107V86H106V85L104 86V83H103V84H102ZM102 87H101V88H102ZM108 87H107V88H108ZM131 87H134V86L131 85ZM135 87H136V86H135ZM135 87H134V89H135ZM145 87H146V86H145ZM158 87H159V86H158ZM209 87H210V85H209ZM221 87H222V86H221ZM245 87H246V86H245ZM56 88H57V89H56ZM69 88H70V87H69ZM78 88H79V87H78ZM84 88L86 89V90H85V91H86L85 94H86V93L88 92V91H87L88 89H87V87H83V89H84ZM96 88H97V87H96ZM101 88H98V90L101 91ZM107 88H106V89H107ZM109 88L111 89L112 86L109 87ZM113 88H114V87H113ZM113 88H112V89H113ZM115 88H116V87H115ZM120 88H121V87H120ZM129 88H130V87H129ZM136 88L139 89V87H136ZM142 88H141V89H142ZM149 88H150V87H149ZM149 88H147L146 90H148ZM166 88L164 87V89H166ZM194 88H195V89H194ZM232 88H233V87H232ZM23 89H24V86H23ZM58 89H59V90H58ZM81 89H82V88H81ZM92 89H93V88H92ZM186 89H187V88H186ZM206 89H208V88H206ZM222 89H223V88H222ZM224 89H225V88H224ZM227 89H228V87H227ZM227 89H226V90H227ZM230 89H231V88H230ZM234 89H235V88H234ZM244 89H245V88H244ZM263 89H264V88H263ZM3 90H4V88H3ZM12 90H14V89H12ZM19 90H21V89H19ZM29 90L27 91V93H25L26 91H25V92H22V93H25V96H26V94H28L29 96H30V95L32 96V94L28 93ZM31 90H32V89H31ZM35 90H37V89H35ZM63 90H65V87H64ZM72 90H73V89H72ZM72 90H71V91L68 90V91H69V92H72ZM74 90H75V89H74ZM107 90H108V89H107ZM116 90H117V89H116ZM116 90H115V91H116ZM123 90H124V89H122V91H123ZM135 90H136V89H135ZM149 90H150V89H149ZM151 90H153V89H151ZM151 90H150V92H151ZM157 90H158V89H157ZM183 90H184V89H183ZM187 90H188V89H187ZM216 90H217V89H216ZM256 90H258V89H256ZM9 91H11V90L9 89ZM58 91H59V92H58ZM76 91H77V92H80V91H78V89H76ZM76 91H75V92H76ZM83 91H84V90H83ZM96 91H97V90H96ZM117 91H118V90H117ZM117 91H116V92H117ZM120 91H121V90H120ZM122 91H121V92H122ZM125 91H126V90H125ZM130 91H132V90H130ZM166 91H168V90H166ZM169 91H168V94H170V96H168V98L171 100V93H170ZM211 91H212V90H211ZM245 91H246V90H245ZM254 91H255V90H254ZM260 91H261V90H260ZM1 92H2V91H1ZM4 92H5V91H4ZM4 92L2 93L3 95H5ZM11 92H12V91H11ZM13 92H15V91H13ZM16 92H17V91H16ZM16 92H15V93H16ZM19 92H20V91H18V95H16V96H18V99H19V95H21V97H22V101H21V99H19V100L17 101V103L19 102V105H21V104L23 103V99L26 98V97L23 96L22 93L19 94ZM32 92H33V91H32ZM65 92H66V91H65ZM69 92H68V93H69ZM75 92H74V93H75ZM77 92H76V93H77ZM91 92H92V91H91ZM97 92H98V91H97ZM105 92H106V91H105V89H104V92H102V93H105ZM112 92H113V91H112ZM112 92H111V93H112ZM116 92L114 93L115 95H116ZM135 92H136V91H135ZM135 92H133V93H135ZM137 92H138V91H137ZM147 92H149V91H147ZM158 92H159V91H158ZM158 92H156L157 94L155 93V91H154V92H151V93H153V94L155 93V95H153V94L150 93L151 96H149L150 94L148 93V94H149L148 96H149V97H152V98L155 100L157 97L155 98L154 96L158 95ZM163 92H164V91H163ZM180 92H182V91H180ZM185 92H186V95H187V93L189 92V90H188V91H185ZM204 92L206 93V91H204ZM216 92H217V91H216ZM229 92H230V91H229ZM231 92H232V91H231ZM247 92H248V91H247ZM72 93H73V92H72ZM93 93H94V92H93ZM99 93H100V92H99ZM106 93H108V92H106ZM123 93H124V92H123ZM125 93H126V92H125ZM125 93H124V94H125ZM129 93H130V92H129ZM161 93H162V92H161ZM165 93H166V92H165ZM165 93H164V94H165ZM189 93H190V92H189ZM257 93H258V92H257ZM257 93H256V94H257ZM0 94H1V93H0ZM6 94H7V93H6ZM45 94H46V93H45ZM45 94H43L44 97H46V95L48 96V94L51 95L50 93H48V94H46V95H45ZM60 94H59V95H60ZM70 94H71V93H70ZM78 94H79V93H78ZM87 94L89 95V94H91V93H87ZM96 94H97V93H95V95H96ZM109 94H110V93H109ZM130 94H131V93H130ZM139 94H140V93H139ZM141 94H142V92H141ZM166 94H167V93H166ZM182 94H183V100H181L182 97H181L180 100H181V102H183L182 104H185L184 101H187L188 99L185 100L186 97L184 98V93L179 94V97H180ZM190 94H191V93H190ZM209 94H210V93H209ZM213 94H214V92H213ZM215 94H216V93H215ZM221 94H222V93H221ZM221 94H219V95H221ZM256 94H255V95H256ZM3 95H2V97H3ZM8 95H9V94H8ZM8 95H7V96H8ZM43 95H42V96H43ZM65 95H66V94H65ZM79 95H81V93H80ZM95 95H94V96H95ZM102 95H103V97H107L108 94L105 95V96H104V94H102ZM102 95H101V96H102ZM112 95H113V94H112ZM112 95H111V96H112ZM115 95H113V99H111L112 97H110L109 99H111V101H112V100L115 101V99H114V98L116 97ZM117 95H118V97H119L120 95L122 96V94H120V95L117 94ZM152 95H153V96H152ZM206 95H207V94H206ZM206 95H205V96H206ZM34 96H35V95H34ZM68 96L70 97V95H68ZM97 96H98V95H97ZM101 96H100V99H101ZM126 96H127V95H126ZM164 96H165V95H164ZM205 96H203V97L205 98ZM209 96L212 97L213 95L211 94V95H209ZM226 96H227V95H226ZM240 96H241V95H240ZM256 96H257V95H256ZM36 97L38 98V96H36ZM36 97H35V98H36ZM48 97H52L53 99H55L54 96H48ZM65 97H67V95H66ZM65 97H64V98H65ZM72 97H73V96H72ZM98 97H99V96H98ZM98 97H97V100L99 99ZM103 97H102V98H103ZM128 97H129V95H128ZM130 97H132V95H131ZM137 97H138V96H137ZM137 97H136V98H137ZM140 97H141V96H140ZM160 97H161V96H159L158 98L160 99ZM219 97H220V96H219ZM222 97L224 98V96H222ZM253 97H254V96H253ZM16 98H17V97H16ZM16 98H15V99H16ZM35 98H33V99H35ZM40 98H41V97L39 96V99H40ZM116 98H117V97H116ZM152 98H151V99H152ZM163 98H167V95H166V97H163ZM176 98H177V96H176ZM176 98H173V99L176 100ZM220 98H221V97H220ZM4 99H5V98H4ZM29 99H30V98H29ZM29 99H28V100L25 99V101H29ZM47 99H48L47 101H49V98H47ZM59 99H60V98H59ZM89 99H90V98H89ZM129 99H130V98H129ZM173 99H172V100H173ZM178 99H179V98H178ZM229 99H230V98H229ZM41 100H42V99H40V100L37 99V101H39V102H40ZM44 100H45V101H43V102L46 103V99H44ZM50 100H51V99H50ZM55 100H56V99H55ZM61 100H62V99H61ZM64 100H65V99H64ZM92 100H93V99H92ZM116 100H117V99H116ZM126 100H127V98H126ZM137 100H138V99H137ZM154 100H153V101H154ZM157 100H158V99H157ZM172 100H171V101H172ZM206 100H207V99H206ZM225 100H226V98H225ZM244 100H245V99L243 98V102H244ZM10 101H12V99H11ZM25 101H24V102H25ZM35 101H36V100H35ZM51 101H52V100H51ZM67 101H68V100H67ZM86 101H87V99H86ZM89 101H90V100H89ZM93 101H94V100H93ZM111 101H110V102H111ZM117 101H118V100H117ZM117 101H116V102H117ZM144 101H145V100H144ZM148 101H149L148 103H150V100H148ZM159 101L161 102V100H159ZM159 101H158V102H159ZM164 101L166 102V101H168V100L166 99V100H164ZM190 101H191V102H190ZM190 101L188 100V102H190L191 105H192V102H193V105H195V104H194V101H192V100H190ZM198 101H200V99H198L197 102H198ZM228 101H229V100H228ZM228 101H227V102H228ZM250 101H251V100H250ZM259 101H260V99H259ZM20 102H21V104H20ZM39 102H38V103H39ZM43 102H42V103H43ZM69 102H70V100H69ZM101 102H102V101H101ZM101 102H100V103H101ZM155 102H156V100H155ZM160 102H159V103H160ZM174 102H175V101H174ZM188 102H186V103L189 104ZM211 102H212V101H211ZM229 102H230V101H229ZM231 102H233V101H231ZM5 103H6V102H5ZM15 103H16V101H15ZM17 103H16V104H17ZM27 103H28V102H26V105H25V104H24V105H21V107H22V106H23V107H24V106H28V105L30 104V103H28V105H27ZM31 103H32V102H31ZM33 103H35L34 100H33ZM33 103H32L33 106H31V107L35 108V107H36L35 104L37 105L38 103H37V102H36L35 104H33ZM50 103H55V101L49 102V105H48V106H50ZM63 103H64V101H63ZM66 103H67V102H66ZM85 103H86V102H84V105H85ZM90 103H91V102H90ZM100 103H99V105H100ZM113 103H115V102H113ZM118 103H119V102H118ZM148 103H147V104H148ZM159 103H157V104L159 105ZM163 103H164V102H163ZM167 103L169 104V103H171V102H167ZM198 103H199V102H198ZM216 103H218V102H216ZM236 103H237V102H236ZM241 103H242V101H241ZM6 104H7V103H6ZM6 104H5V105H6ZM40 104H41V103H39V105H40ZM55 104H56V103H55ZM86 104H87V103H86ZM93 104L96 105L95 102H94ZM101 104H102V103H101ZM107 104H108V103H107ZM109 104H110V103H109ZM109 104H108V105H109ZM171 104H172V103H171ZM221 104H222V102H221ZM224 104H225V103H224ZM224 104H222V105L224 106ZM230 104H231V103H230ZM263 104H264V102H263ZM13 105H14V104H13ZM39 105H38V107H39ZM45 105H47V104H45ZM45 105H44V107L41 106V107L39 108V110L42 109V110L44 111V110H45ZM66 105H67V104H66ZM144 105H145V104H144ZM158 105H157V108H156V107H151V108H152L151 110H152L153 113L150 112L149 114H150L151 116H153V115L155 114V115H156V116L154 115L155 118H156L157 115H158V117H157L156 119H159L158 121H160L159 114H160L161 111H160V112H156V111H159V109L162 110L163 108H165V109L167 110V107H169L170 104H169V105H166V104H165V105H163V106H166V107H163V106H161V105H162V103H161L159 106H161L162 109H161V107L159 108ZM177 105H178V101H177ZM185 105H186V104H185ZM238 105H239V104H238ZM244 105H246V104H244ZM6 106H7V105H6ZM15 106H18V105H15ZM29 106H30V105H29ZM34 106H35V107H34ZM52 106H54V105L52 104ZM76 106H77V105H76ZM78 106H79V105H78ZM154 106H156V105H154ZM172 106H173V104H172L170 107H172ZM187 106H190V105H187ZM187 106H185L186 108H184L186 111H188V110L191 111V109L193 110V107H194V106H190V109L187 108ZM196 106H197V105H196ZM214 106H215V105H214ZM235 106H236V105H235ZM240 106H241V105H240ZM263 106H264V105H263ZM263 106H262V107H263ZM8 107H9V106H8ZM23 107H22V108H23ZM46 107H47V106H46ZM95 107H97V105H96ZM121 107H122V105H121ZM123 107H125V106H123ZM143 107H144V106H143ZM183 107H184V106H183ZM191 107H192V108H191ZM217 107H218V106H217ZM243 107H244V106H243ZM249 107H250V106H249ZM4 108H5V106H4ZM53 108H54V107H53ZM71 108H72V107H71ZM153 108H155L156 110L154 109L155 111H153ZM173 108H175V107H173ZM202 108H203V107H202ZM232 108H233V107H232ZM239 108H240V107H239ZM257 108H258V107H257ZM257 108H256V110H257ZM24 109H25V108H24ZM24 109H23V111L19 109L20 111L23 112V113H21V114H23V115H21V116H22V117H21V116H20V112H19V116H18L17 118L14 116L15 113H14V111H13L14 114H13V113H12V114H13V117L15 118L16 121L14 122V124H13V123H12V124H9V123L13 122L14 119L11 120V122L8 120L7 125L4 124V125H5V128H3L4 131H2V130H1L2 132L0 131V136H1V137H3V138H4V136L7 137V136L9 135V134H8V133H9L8 130H9L10 133H12V134H14V133L18 134V135H16V137L19 138V136H20L21 139H22V137L25 138V137L27 136V137H28L27 140H28V139H29V136H31V134H33V135L36 134V137H37L38 134L36 133L37 131H35V130H37V126H32V128H31V124H32L31 121L33 120V117H32V116H33L34 114L31 115L32 112H30V107H27V109H25V110H24ZM28 109H29V110H28ZM35 109H36V108H35ZM49 109H50V108H48V112H46V114L49 113ZM55 109H57V108H55ZM55 109H54V110H55ZM64 109H66L65 106H64ZM72 109H73V108H72ZM74 109H75V108H74ZM80 109H81V108H80ZM89 109H90V108H89ZM89 109H88V110H89ZM157 109H158V110H157ZM165 109H163V110H165ZM169 109H170V108H168V110H167V113L169 112V114L175 111L174 109H171L172 112H170ZM217 109H218V108H217ZM224 109H225V108H224ZM241 109H242V108H241ZM244 109H245V108H244ZM259 109H260V108H259ZM33 110H34V109H33ZM92 110L94 111L95 109H92ZM123 110H124V109H123ZM139 110H140V108H139ZM166 110H165V113H166ZM173 110H174V111H173ZM176 110H177V108H176ZM178 110H179V108H178ZM195 110H196V109H195ZM199 110H200V107H199ZM202 110H203V109H202ZM204 110H205V109H204ZM210 110H211V109H210ZM218 110H220V109H218ZM218 110H217V113H218ZM226 110H227V109H226ZM237 110H238V109H237ZM256 110H255V111H256ZM260 110H261V109H260ZM263 110H264V108H263ZM46 111H47V109H46ZM50 111H51V109H50ZM52 111H53V110H52ZM55 111H56V110H55ZM55 111H54V112H55ZM57 111H59V109H58ZM70 111H71V110H70ZM74 111H75V110H74ZM79 111H80V110H79ZM79 111H78V112H79ZM90 111H91V110H90ZM93 111H92V112H93ZM116 111H117V110H116ZM118 111H119V110H118ZM131 111H133V110H131ZM135 111H136V109H135ZM137 111H138V110H137ZM149 111H150V110H149ZM149 111H148V112H149ZM197 111H198V110H197ZM230 111H231V110H230ZM233 111H234V110H232L231 112L233 113ZM245 111H246V110H245ZM7 112H8V111H7ZM15 112L17 113L18 110L15 111ZM24 112H25V113H24ZM83 112H84V111H83ZM88 112H89V111H88ZM92 112H91V113H92ZM94 112H97V111H94ZM94 112H93V113H94ZM179 112H180V110H179ZM188 112H189V111H188ZM188 112H182V114H180L179 116H176V115L173 114L175 118H174V117L171 118V119H173V120H174L175 122H177V123H180V124L183 123V125L185 124V126H186V127H185V128H186L185 131H184L183 133H178V135L176 134L177 136H180V134H181V136H182V134H183V135H184V136H183V139H184L185 136L187 137L188 134L190 135V133H191L190 136H192V138H193V135H195V130L193 129L194 126H193V124H191L193 120L191 121V120L189 119L190 117L187 118ZM214 112H215V111H214ZM239 112H240V111H239ZM259 112H261V111H259ZM39 113H40V112H39ZM55 113H56V112H55ZM84 113H85V112H84ZM128 113H129V111H128ZM132 113H133V112H131V115H132ZM144 113H145V112H144ZM156 113H157V114H156ZM165 113H164V114H165ZM189 113H190V112H189ZM194 113H196V112H194ZM197 113H198V112H197ZM202 113H203V112H202ZM215 113H216V112H215ZM236 113H237V112L235 111L234 114L236 115ZM8 114H9V113H8ZM12 114H9V116L12 115ZM17 114H18V113H17ZM37 114H38V113H36V116H37ZM51 114H52V113H51ZM51 114L49 113V115H51ZM53 114H54V113H53ZM108 114H109V113H108ZM112 114H113V113H112ZM164 114H162V115H163L162 118H164ZM169 114H167V116H168ZM259 114H260V113H259ZM15 115H16V114H15ZM30 115H31V117H30ZM39 115H40V114H39ZM54 115H55V114H54ZM88 115H89V114H88ZM90 115H91V114H90ZM98 115L100 116L101 114L98 113ZM98 115H94V114H93V116H94L93 119H95V117L98 116ZM105 115H106V114H105ZM129 115H130V114H129ZM135 115H137V114H135ZM145 115H146V114H145ZM150 115H148V116L150 117ZM195 115H196V114H194V116H195ZM213 115H214V114H213ZM229 115H231V114H229ZM229 115H228V116H229ZM237 115H238V114H237ZM171 116H172V115H171ZM171 116L169 115V117H171ZM201 116H202V114H201ZM218 116H219V115H218ZM0 117H1V115H0ZM3 117H4V116H3ZM34 117H35V115H34ZM89 117H90V116H89ZM101 117L104 118V116H102V115H101ZM114 117H115V116H114ZM149 117H148V118H149ZM160 117H161V116H160ZM165 117H166V116H165ZM169 117H168V118H169ZM197 117H198V116H197ZM213 117H214V116H213ZM230 117H231V116H230ZM230 117H229V118H230ZM260 117H261V116H260ZM10 118H11V117H10ZM90 118H92V117H90ZM106 118H107V117H106ZM126 118H128V117L126 116ZM129 118H130V117H129ZM141 118H142V116H141ZM201 118H202V120H203V117H201ZM201 118H200V119L198 118V119H199V120H198L199 122H200ZM204 118H205V117H204ZM219 118H220V117H219ZM252 118H253V117H252ZM254 118H255V117H254ZM254 118H253V119H254ZM256 118H257V117H256ZM6 119H7V118H6ZM37 119H38V118H36L35 121H38ZM39 119H40V118H39ZM61 119H62V118H61ZM107 119L110 121L109 118H107ZM131 119H132V118H131ZM131 119H129V120H131ZM143 119H144V118H143ZM171 119H170V120H171ZM191 119H193V118L191 117ZM196 119H197V118H196ZM262 119H263V118H262ZM25 120L28 121V124L26 123L27 121L25 122ZM129 120H128V121H129ZM141 120H142V119H141ZM149 120H150V119H149ZM173 120H172V121H173ZM254 120H255V119H254ZM0 121H1V120H0ZM2 121H3V120H2ZM42 121H43V120H42ZM42 121H41V122H42ZM62 121H63V120H62ZM93 121H94V120H93ZM139 121H140V119H139ZM155 121H156V120H155ZM158 121H157V122H158ZM196 121H197V120H195V122H196ZM227 121H228V120H227ZM243 121H245V120H243ZM247 121H248V120H247ZM260 121H261V118H260ZM38 122L40 123V120H39ZM60 122H61V121H60ZM105 122H106V120H105ZM107 122H108V121H107ZM107 122H106V123H107ZM116 122H117V121H116ZM129 122H130V121H129ZM157 122H156V123H157ZM199 122H198V123H199ZM204 122H205V121H204ZM240 122H242V121H240ZM100 123H101V122H100ZM130 123H131V122H130ZM143 123H144V121H143ZM193 123H194V121H193ZM225 123H226V122H225ZM225 123H223V124H225ZM57 124H59V123H57ZM57 124H56V126H59V125H57ZM63 124H64V123H63ZM109 124H112V121H111V123H108V125H109ZM124 124H125V123H124ZM131 124H132V123H131ZM150 124H151V123H150ZM164 124H165V123H164ZM214 124H215V123H214ZM237 124H238V123H237ZM254 124H256V123H254ZM259 124H260V122H259ZM33 125H34V123H33ZM38 125H39V124H38ZM40 125H41V124H40ZM54 125H55V124H54ZM80 125H81V124H80ZM100 125H103V126H100ZM100 125H99L100 128L97 127L96 129H98V130L101 129V130H104V132H105V130H106L107 128H109V127H105V126H104V125H105L104 123H103V124L101 123ZM113 125H114V124H113ZM128 125H129V124H128ZM132 125H133V124H132ZM134 125H135V124H134ZM173 125H175V123H174ZM173 125H171V126H173ZM201 125H202V124H201ZM209 125H210V124H209ZM221 125H222V124H221ZM256 125H257V124H256ZM7 126H8V130H7ZM9 126H12V127L9 128ZM42 126H43V124H42ZM46 126H48V125H46ZM50 126H51V125H50ZM106 126H107V125H106ZM109 126H111V125H109ZM117 126H118V125H117ZM119 126H120V124H119ZM140 126H141V125H140ZM150 126H152V125H150ZM176 126H177V125H176ZM206 126H207V125H206ZM223 126H224V125H223ZM223 126H222V128H223ZM253 126H254V125H253ZM258 126H260V125H258ZM0 127H1V126H0ZM51 127H52V126H51ZM101 127H102V128H101ZM104 127H105V128H104ZM182 127H183V126H181V128H182ZM200 127H202V126H200ZM203 127H204V126H203ZM203 127H202V128H203ZM211 127H215V126H211ZM231 127H232V126H231ZM35 128H36V129H35ZM56 128H57V127H56ZM60 128H61V127H60ZM83 128H84V126H83ZM87 128H88V127H87ZM87 128H86V129H87ZM110 128H111V127H110ZM119 128H121V126H120ZM135 128H136V127H135ZM183 128H184V127H183ZM196 128H197V127H196ZM198 128H199V127H198ZM208 128H210V127H207L206 129H208ZM218 128H219V127H218ZM218 128H217V129H218ZM255 128H256V127H255ZM10 129H11V130H10ZM38 129H39V128H38ZM45 129H46V128H45ZM57 129H58V128H57ZM112 129H113V126H112V128H111L110 130H112ZM124 129H125V127H124ZM147 129H149V128H147ZM164 129H165V128H164ZM199 129H200V128H199ZM210 129H211V128H210ZM215 129H216V128H215ZM226 129H227V128H226ZM248 129H249V128H247V129H245V130H248ZM6 130H7L8 133L6 132ZM58 130H59V129H58ZM70 130H71V129H70ZM108 130H109V129H108ZM116 130H118V129H116ZM121 130H123V128H122ZM125 130H126V129H125ZM128 130H129V129H128ZM170 130H171V129H170ZM203 130L205 131V129H203ZM208 130H209V129H208ZM46 131H47V130H46ZM75 131H77V130H75ZM85 131H86V130L84 129V131H82L80 134L82 135V133H83V132L85 133ZM89 131H90V135H91V134H92V133H91V130L89 129ZM113 131H115V128H114ZM113 131H110L109 133L112 134ZM130 131H131V129H130ZM164 131H166V130H164ZM164 131H163V132H159V131H158V132L155 133V135H156V134L158 135L159 138H157V139H158L159 141H160V138H161L160 136H163ZM190 131H191V132H190ZM200 131L202 132V130H199V132H200ZM225 131H226V130H225ZM259 131H260V130H259ZM4 132H5V135H4ZM30 132H31V134H29ZM49 132H51V131H49ZM57 132H58V131H57ZM57 132H56V133H57ZM59 132L61 133V131H59ZM96 132H97V131H96ZM107 132H108V131H107ZM107 132H106V133H107ZM119 132H120V130H119ZM124 132H125V131H124ZM127 132H129V131H127ZM135 132H136V131H135ZM150 132H151V131H150ZM205 132H206V133H208V132L210 133V131H205ZM215 132H216V131H215ZM219 132H221V130H220ZM245 132H246V131H245ZM257 132H258V131H257ZM1 133H2V134H1ZM116 133H118V132H116ZM121 133H123V132L121 131L120 134H121ZM197 133H198V132H197ZM197 133H196V134H197ZM202 133H203V132H202ZM202 133H200V135H201ZM211 133H212V132H211ZM221 133H222V132H221ZM246 133H247V132H246ZM253 133H254V132H253ZM12 134H10L9 137H10ZM44 134H45V133H44ZM48 134H49V133H48ZM85 134H88V132L85 133ZM99 134L102 135L101 133H99ZM103 134L106 135L105 133H103ZM113 134H115V132H113ZM113 134H112L111 138H113L114 136H116V135H113ZM118 134H119V133H118ZM118 134H117V136H118ZM120 134H119V135H120ZM125 134H126V132H125ZM125 134H124V135H125ZM127 134H129V133H127ZM130 134H131V133H130ZM130 134H129V135H130ZM136 134H137V133H136ZM140 134H141V133H140ZM151 134L153 135L154 133H150V135L147 134L148 136L146 135L147 137H146V139H145V140H146L145 142L148 143V153L151 154V155H152V154L154 155V156H153V155H152V156L154 157L155 163L159 164V166H160V171H159V169H158V167H157L158 165H156V164H155V169L152 168L153 170H157V169H158L156 172H153V171H152L154 174L156 173L155 175H157V174H159V173H157V172H162V173H163L162 170L164 169V167H163V169H162V168H161V165L163 166V165L166 164V165H168L167 167H169V165L171 166V164H168V160L162 159L163 157L161 158V156L163 155V153H165V155H166V153H168V152L170 151V149L172 148V147H171V146H172V143H171V146L169 145V143H167L169 146H166V147H165V146H163V144H162V145H161V144H158V143L156 142L157 140H155V142H153ZM204 134H205V133H204ZM2 135H4V136H2ZM56 135H57V134H56ZM93 135H94V134H93ZM93 135H92V136H93ZM104 135H103L102 138H103V141H106V140H107V139H106L107 136L104 137ZM109 135H110V134H108V136H109ZM131 135H132V134H131ZM134 135H135V133H134ZM155 135H154L153 137H155ZM157 135H156V137H157ZM164 135H165V133H164ZM202 135H203V134H202ZM202 135H201V136H202ZM205 135H206V134H205ZM205 135H203V136H205ZM209 135H210V134H209ZM209 135H208V136H209ZM244 135H245V134H244ZM246 135H247V134H246ZM246 135H245V136H246ZM248 135H250V134H248ZM252 135H253V134H252ZM252 135H251V137H252ZM258 135H259V134H258ZM262 135H264V133H263ZM53 136H54V135H53ZM83 136H88V135H84V134H83ZM98 136H99V135H98ZM98 136H97V139H98ZM117 136H116V138H117ZM120 136H121V138L123 137L122 140H121L120 142H122L126 137L128 138V136H122V135H120ZM135 136H136V135H135ZM203 136H202V137H203ZM206 136H207V135H206ZM210 136H211V135H210ZM227 136H228V135H227ZM234 136H235V135H234ZM236 136H237V135H236ZM236 136H235V137H236ZM245 136H244V138H246ZM13 137H15V136H13ZM13 137H11V138L9 139V141H8V137H7L6 140H7V142H9V144H12L11 140H12ZM31 137H32V136H31ZM43 137H44V136H43ZM43 137H42V138H43ZM46 137H47V134H46ZM75 137H76V136H75ZM124 137H125V138H124ZM131 137H132V136H131ZM133 137H134V136H133ZM156 137H155V138H156ZM174 137H176V136H174ZM212 137H213V136H211V138H212ZM214 137H215V136H214ZM238 137H240V136H238ZM242 137H243V136H242ZM242 137H240V138H242ZM39 138H40V135H39L38 139H39ZM42 138H40V140L43 142L44 139H42ZM48 138H49V137H48ZM64 138H65V137H64ZM64 138H63V139H64ZM100 138H101V136H100ZM100 138H99V139H100ZM102 138H101V139H102ZM108 138H109V137H108ZM116 138H115V139H116ZM118 138H119V136H118ZM121 138H120V139H121ZM137 138L140 139V137H137ZM137 138H136V140H137ZM168 138H169V137H168ZM168 138H167V139H168ZM181 138H182V137H181ZM197 138H198V137H197ZM208 138H209V137H208ZM208 138H206V139H208ZM232 138H233V136H232ZM1 139H2V138H1ZM14 139L17 140V138H14ZM14 139H13V140H14ZM31 139H32V138H31ZM31 139H29V141H30ZM34 139H35V138H34ZM45 139H46V138H45ZM52 139H53V138H52ZM66 139H69V138L66 137L64 140H66ZM74 139H75V138H74V136H73V140H72V141H74ZM99 139H98V141H99ZM115 139H114V140H115ZM129 139H130V138H129ZM162 139H163V138H162ZM213 139H214V138H213ZM217 139H218V138H217ZM220 139H221V138H220ZM236 139H237V138H236ZM246 139H247V138H246ZM3 140H4V139H2V141H3ZM47 140H50V142H51V138H49V139H47ZM55 140H57V139H55ZM58 140H60V139H58ZM58 140H57V141H58ZM164 140H165V139H164ZM194 140L197 142L196 136H195V139H194ZM194 140H193V142L196 143ZM201 140H202L203 142L207 141V140L204 141V139H201ZM201 140H200V141H201ZM209 140H211V139L209 138ZM242 140H243V138H242ZM31 141L33 142L34 140H31ZM31 141H30V142H31ZM36 141H37V140H36ZM36 141H35V142H36ZM45 141H46V140H45ZM69 141H70V140H68V141L66 142V143H67L66 145H68V142H69ZM75 141H76V140H75ZM75 141H74V142H75ZM78 141H79V140H78ZM85 141H86V140H85ZM87 141H88V140H87ZM95 141H96V140H95ZM103 141H102V142H103ZM112 141H113V140H112ZM115 141H116V140H115ZM124 141H125V140H124ZM137 141H140V140H137ZM143 141H144V140H143ZM143 141H142V142H143ZM159 141H158V142H159ZM229 141H230V140H229ZM234 141H235V140H234ZM238 141H239V140H238ZM0 142H1V141H0ZM13 142H14V141H13ZM20 142H21V141H20ZM30 142H28V143H30ZM35 142H34V144L37 143V142H36V143H35ZM53 142H54V141H53ZM61 142H63V141L61 140ZM64 142H65V141H64ZM106 142H107V141H106ZM106 142H105V143H106ZM116 142H117V141H116ZM116 142L113 143V144H116ZM118 142H119V141H118ZM163 142H165V141H163ZM167 142H168V141H167ZM212 142H213V141H212ZM14 143H17V142H14ZM14 143L12 144L13 146L11 145L13 148H15V147L17 146V145L14 144ZM38 143H39V142H38ZM45 143H48L49 145H51L48 141H46ZM88 143H89V142H88ZM92 143H93V142H92ZM105 143H104V144H105ZM143 143H144V142H143ZM208 143H209V142H208ZM238 143H239V142H238ZM238 143H236V144H238ZM240 143H242V142H240ZM243 143H244V142H243ZM243 143H242V144H243ZM257 143H258V142H257ZM262 143H263V142H262ZM3 144H4V143H3ZM3 144H2V145H3ZM6 144H7V143H6V141H5V144H4L5 147L7 146ZM9 144H8V147H9ZM20 144H21V143H20ZM24 144H25V143H23L22 145H24ZM34 144H33V145H34ZM39 144H40V143H39ZM43 144H44V143H43ZM63 144H65V143H63ZM63 144H62V143L60 144V142H59L58 145L61 146V145H63ZM70 144H71V143H70ZM78 144H79V142H78ZM80 144H81V143H80ZM80 144H79V145H80ZM90 144H91V143H90ZM109 144H110V143H109ZM111 144H112V143H111ZM135 144H136V143H135ZM167 144H166V145H167ZM199 144H201V142H200ZM218 144H220V143H218ZM230 144H231V143H230ZM248 144H249V143H248ZM248 144H247V145H248ZM2 145H1V143H0V148H2V149H0V153H1V154H0V193H1V195H2V196L0 195V264H114V263H117V262H115V261H114V263L110 262V261L108 260L109 256H110L111 258H112V257H116L115 260H117L118 258H121L122 256L124 257V256L126 255L125 253H127L126 250H127L128 248L131 247L130 249H131V250L133 249V246H131L132 244L129 245V243H126V242H129V241H127V240H128L127 236H126L127 239L125 238V235H126L127 232H124V231H123L124 233H122V230H121V227H120V226L124 225L125 223L123 224V222H122V223H120V226H119V225L117 224L118 221H117L116 223H114V221H113V222L110 221V220L113 219V218H112V219H110V218H111V217H114V216H112V215H114V214L112 213V210H113V209L115 210V206H114L113 202L110 201V202H111V204H110L111 206H110L109 208H110L111 210H107V207H105L106 209L103 208L106 212L108 211L107 213H109V215H110V213H112V214H111V217H110L109 215H105V214H107L106 212L103 214L102 212H104V210L101 212V209L99 208V206H93V207L90 206V207L88 208L89 205L87 204V202L90 200V199H89L90 196L87 197V196H85V195L80 194V192H79V193H78V192H77V193H76V192H72V190H73V191H76V190L72 189V187H73V185H71V184H72V179H73V178L75 179L77 176H79L78 178H80V177L83 178V175H84V177H85V174H86V173H84L83 175H77V174H79V173H77V171H76V175H77V176H76V175H75L74 177L72 176L71 179H70V178L67 177V176H68V175L71 176V175L68 174V172H67V175H66V170H67V171L70 170V169H68V168H70V166H71L72 164H69V165H68V163H67V165H66V162H67V161L65 160V166H64L62 160H61V162L59 163V161H60L61 158L58 159V160H59L58 163L60 164V165H59V164H58V165L61 166V164H63V168H64V172H65L66 178H69V180H66V181H67V182H70V183H68V184H70V185L72 186V187H70V188L68 187L69 189H72V190H69V189H68V191H69L70 193H72V195L70 194V199H72V198L74 197V198L72 199V201H71V202H73V203H71V202H70V199H68V198H69V197H68L69 195H68V196H67V195L65 196V195L63 194V195H64V196H63V195L60 194V193H61V190L63 191V189H64L65 187H63V189L59 190L60 188H62V187H60V185H59V189H58V187H57L58 190L55 189V188H56L55 186H57L58 183H57L56 185H54V184H53V180H52V184L54 185V187L49 185V184H50V183H49L50 181H47L49 184H48V185H45L46 182L44 181V179L42 180V178H43V176H44V174H45L46 171H45V172H43V170L41 171V169L43 168V165H41L42 167L39 165V166L41 167L39 171L43 172V173H42L43 175H42V174L40 175V177L42 176V178H40V179H39V175H38V177H37V174H36V172H35V171H38V170H35V171H34V176H33V174H31V173H33V171H32V170H29L31 167H33V166H32L33 164L31 163L32 160H33V158H32L33 155H36V154H38L39 152L43 153L44 151H46V149H44V150L41 149V148H40L41 145H40L39 150L41 149V151H39V150L37 149V147L33 146L32 144H31V145L26 144V146H27V145H28V146H31V147L33 146V147H34L33 149H32L31 147H29V148H31L33 151L36 149L34 152H36L37 150L39 151V152H37V153H35V154H34V152H33V154L30 153L31 156H32V157H31V159H32L31 162H27V160L30 161V159L25 160V162H27L28 165H29V163H30L29 166H28V165L25 166V167H26V170L28 169V171H26V172L28 173V172L30 171V172H29L30 174H29V173L27 174V173L25 172V169L23 170V167H20L21 165L23 166L25 162L23 163V161H22L23 164L21 163L20 166L17 165V166H18V167L16 166V167L18 168V169H17V168H15L14 166H10V165H8V164L6 163V161H5L6 158H7V161H9L8 158H9L10 156H11V157L13 156V158H14V153L17 154V153L19 152V150H18V152H16V151H15V152H14V151L12 152L11 150H14V149L11 148V146H10L11 150H10V149L8 150V149H6L5 147H3ZM15 145H16V146H15ZM22 145H20V146H22ZM84 145H86V144L84 143ZM123 145H124V144H123ZM132 145H133V144H132ZM132 145H131V146H132ZM174 145H175V144H174ZM174 145H173V147H174ZM202 145H203V143L201 144V146H202ZM205 145H206V144H205ZM207 145H208V144H207ZM207 145H206V146H207ZM213 145H214V144H213ZM239 145L241 146V144H239ZM14 146H15V147H14ZM36 146H37V145H36ZM38 146H39V145H38ZM46 146H47V145H46ZM119 146H121V143H120ZM145 146H146V145H145ZM175 146H176V145H175ZM214 146H215V145H214ZM214 146H212V147H214ZM221 146H222V145H221ZM236 146H238V145H236ZM248 146H249V145H248ZM253 146H254V145H253ZM23 147H24V146H23ZM42 147H43V146H42ZM52 147H53V146H52ZM52 147H51V148H52ZM61 147H62V146H61ZM65 147H66V146H65ZM67 147H68V146H67ZM67 147H66V148H67ZM74 147H75V146H73V147H71V148L73 149ZM190 147H191V146H190ZM203 147H204V149L207 148V147H205L204 145H203ZM16 148H18V146H17ZM76 148H77V145H76ZM130 148H131V147H130ZM146 148H147V147H146ZM146 148H145V149H146ZM174 148H175V147H174ZM209 148H210V147H209ZM220 148H221V147H220ZM232 148H233V147H232ZM25 149H26V148H25ZM31 149H30V150H31ZM53 149H54V147H53ZM68 149H69V147L67 148V150H68ZM118 149H119V148H118ZM172 149H173V148H172ZM172 149H171V150H172ZM195 149H196V148H195ZM199 149H201V148L199 147ZM199 149H198V150H199ZM202 149H203V148H202ZM210 149H211V148H210ZM230 149H231V147H230ZM234 149H235V147H234ZM234 149H232V151H233ZM30 150H29V151H30ZM32 150H31L30 152H32ZM67 150H66V151H67ZM89 150H90V149H88L87 151H89ZM129 150H130V149H129ZM205 150H206V149H205ZM215 150H216V149H215ZM219 150H220V149H219ZM243 150H244V149H243ZM25 151H27V150H25ZM42 151H43V152H42ZM52 151L54 152V150H52ZM70 151H71V149H70ZM74 151H75V148H74ZM74 151H73V152H74ZM122 151H123V150H122ZM145 151H146V150H145ZM145 151H144L143 153H145ZM160 151H161L162 154H161V156H158V153H159ZM176 151H179V150H176ZM183 151H184V150H183ZM183 151H182V154H183ZM200 151H201V150H200ZM206 151H207V150H206ZM27 152H28V151H27ZM47 152L50 153L49 150H47L46 152H44V154L47 153ZM61 152H62V151H61ZM68 152H69V150H68ZM80 152L82 153V150H81ZM80 152H79V153H80ZM138 152H139V151H138ZM211 152H212V151H211ZM12 153H13V154H12ZM41 153H39L38 155H41V156L44 157L45 155H42ZM65 153H66V152H65ZM65 153H64V154H65ZM75 153H76V152H75ZM134 153H135V152H133V154H134ZM179 153L181 154V152H179ZM227 153H228V152H227ZM236 153H237V152H236ZM245 153H246V152H245ZM245 153H244V154H245ZM16 154H15V155H16ZM26 154H27V153H25V155H26ZM30 154H29V156H30ZM54 154H55V152L53 153V156L57 155V154H55V155H54ZM64 154H63V156H64ZM66 154H67V153H66ZM66 154H65V156H66ZM69 154H70V152H69L67 155H69ZM71 154L73 155L72 152H71ZM71 154H70V156H71ZM140 154H142V153H140ZM140 154H139V155H140ZM146 154H147V152H146ZM168 154H169V153H168ZM176 154H178V153L176 152ZM180 154H179V155H180ZM205 154H206V153H205ZM207 154H209V153H207ZM21 155H22V154H21ZM27 155H28V154H27ZM38 155H37V156H38ZM46 155H47V154H46ZM48 155H51V156H52V153H50V154H48ZM48 155H47V156H48ZM58 155H59V154H58ZM60 155H61V154H60ZM60 155H59V156H60ZM75 155H76V154H75ZM121 155H122V154H121ZM126 155H127V154H126ZM139 155H138V157H140ZM142 155H144V157H146L145 154H142ZM174 155H175V154H174ZM174 155H173V156H174ZM202 155H203V154H202ZM211 155H212V154H211ZM223 155H224V154H223ZM232 155H233V154H232ZM247 155H248V154H247ZM5 156H9V157H5ZM23 156H24V155H23ZM37 156H36V157H37ZM51 156H49V158H50ZM59 156H58V157H59ZM70 156H69V157H70ZM80 156H81V154H80ZM88 156H89V155H88ZM107 156H108V155H107ZM127 156H128V155H127ZM131 156H132V155H131ZM131 156H130V157H131ZM147 156H150V155H147ZM204 156H205V155H204ZM204 156H203V157H204ZM228 156H229V155H228ZM228 156H227V157H228ZM241 156H244V155L242 154ZM241 156H240V157H241ZM4 157H5V158H4ZM11 157H10V158H11ZM16 157H17V155H16ZM43 157H42V158H43ZM69 157H68V162H69L71 159H73L74 156H73V157L71 156V157H70V158H71L70 160H69ZM153 157H152V158H153ZM170 157H171V156H170ZM180 157H181V155H180ZM182 157H183V155H182ZM198 157H200V159H201V155L198 156ZM238 157H239V156H238ZM238 157H237V158H238ZM240 157H239V158H240ZM244 157H246V156H244ZM13 158L10 159V162H9V163H11V160H13ZM46 158L48 159V157H46ZM46 158H43V161H42L43 163H42V162H40V163L44 164V161H45L44 159H46ZM52 158H53V157H52ZM62 158H63V157H62ZM126 158H127V157H126ZM134 158H135V157H134ZM134 158H133V159H134ZM148 158H149V157H147V159H146V160H147V164H148V160H149ZM152 158H151V160H152ZM171 158H172V157H171ZM178 158H179V157H178ZM178 158H177V155H176L175 160H177ZM219 158H220V157H219ZM221 158H222V157H221ZM223 158H226V157L224 156ZM230 158H231V157H230ZM232 158H233V157H232ZM234 158L236 159L235 155H234ZM16 159H18V158H16ZM22 159H23V157H22ZM53 159H55V157H54ZM53 159H50V160H53ZM129 159H130V158H129ZM169 159H170V158H169ZM172 159H174V158H172ZM172 159L169 161L170 163H171ZM181 159H182V158H181ZM214 159H216V158H214ZM214 159H212V160H214ZM235 159H234V160H235ZM241 159H242V158H240V161H241ZM252 159H253V158H252ZM41 160H42V159H41ZM50 160H48V162H49L48 164H50L51 167H52V166H55V165H56V167H59L57 164L54 163V162H56V161L50 163V162H51ZM75 160H76V159H75ZM75 160H73L72 162H74ZM127 160H128V158H127ZM141 160L144 161V158L141 159V157H140V163H137V164H140V165H141V163H142V166H143L144 163H143ZM154 160H153V161H154ZM161 160H162V162H161ZM164 160H165V162L167 161V163H165V162L163 163ZM175 160H173V161H175ZM218 160H221V159H218ZM223 160H224V159H223ZM259 160H261V159H259ZM13 161H14V160H13ZM13 161H12V162H13ZM17 161H21V160H17ZM34 161H35V159H34ZM34 161H33V162H34ZM63 161H64V158H63ZM135 161H136V160H135ZM138 161H139V159H138ZM138 161H137V162H138ZM177 161H178V160H177ZM184 161H185V160H184ZM261 161H262V160H261ZM35 162H37V161H35ZM45 162H46V161H45ZM72 162H69V163H72ZM75 162H76V161H75ZM91 162H92V161H91ZM105 162H106V161H105ZM112 162H113V161H112ZM120 162H121V161H120ZM123 162H124V161H123ZM123 162H121L120 164H122ZM127 162L129 163V161H127ZM133 162H134V161H133ZM144 162H145V164H146V161H144ZM151 162H152V161H151ZM198 162H199V161H198ZM227 162H228V161H227ZM235 162H236V161H235ZM235 162H234V164H235ZM257 162H258V161H257ZM17 163H18V162H17ZM38 163H39V162H38ZM53 163H54L55 165H54ZM113 163H114V162H113ZM125 163H126V162H125ZM130 163H131V162H130ZM130 163H129V164H130ZM172 163H173V162H172ZM179 163H180V162H179ZM179 163H178V164H179ZM205 163H207V162H205ZM230 163H231V162H230ZM236 163H239V162L237 161ZM31 164H32V165H31ZM45 164L48 165L47 162H46ZM52 164H53V165H52ZM73 164H74V163H73ZM96 164H97V163H96ZM101 164H102V163H100V165H101ZM104 164H105V163H104ZM106 164H107V163H106ZM137 164H136V166H137ZM208 164H209V163H208ZM231 164H232V163H231ZM259 164H260V163H259ZM14 165H15V164H14ZM35 165H37V164L35 163ZM107 165H109V164H107ZM107 165H106L105 167H112V168H113V166H115V164H114V165L112 164V165H109V166H107ZM148 165H149V166H150V165L153 166L154 163H153V164L150 163V164H148ZM166 165H165V166H166ZM176 165H177V164H176ZM194 165H195V164H194ZM196 165H197V164H196ZM250 165H251V164H250ZM37 166H38V165H37ZM73 166H74V165H73ZM93 166H95V165H93ZM125 166H126V164H125ZM144 166H145V165H144ZM146 166H147V165H146ZM173 166H174V163H173ZM177 166H179V165H177ZM181 166H182V165H181ZM191 166H192V165H191ZM200 166H201V165H200ZM233 166H234V165H233ZM251 166H252V165H251ZM256 166H257V165H256ZM25 167H24V168H25ZM28 167H29V168H28ZM34 167H35V166H34ZM61 167H62V166H61ZM98 167H99V166H98ZM105 167H103L104 169H101L102 172H106V173H107V171H109V170H114V169H112V168H111V169L107 168V169H109V170H105ZM115 167H116V166H115ZM115 167H114V168H115ZM131 167H132V166H131ZM194 167H195V166H194ZM241 167H242V166H241ZM241 167H240V168H241ZM244 167H245V166H244ZM246 167H247V166H246ZM261 167H262V166H261ZM263 167H264V166H263ZM44 168H45V166H44ZM46 168H47V167H46ZM54 168H55V167H54ZM63 168H60V169H63ZM74 168H75V167H74ZM83 168H84V167H83ZM83 168H82V170H83ZM94 168H95V167H94ZM101 168H102V167H101ZM116 168H120V167H118V165H117ZM147 168H149V167H147ZM170 168H171V167H170ZM217 168H218V167H217ZM33 169H34V168H33ZM71 169H72V168H71ZM75 169H77V167H76ZM97 169H98V168H97ZM97 169H96V170H97ZM123 169H124V168H123ZM123 169L121 168L119 171L122 172V173L125 172V169H124V170H123ZM126 169H127V168H126ZM129 169H130V168H129ZM161 169H162V170H161ZM195 169H196V167H195ZM229 169H230V167H229ZM232 169H233V168H232ZM235 169H237V168L235 167ZM246 169H247V168H246ZM246 169H245V170H246ZM249 169H250V168H249ZM49 170H52V169H49ZM103 170H104V171H103ZM116 170H117V169H116ZM116 170H115V171H116ZM121 170H122V171H121ZM150 170H151V167H150ZM164 170H166V168H165ZM211 170H213V169H211ZM211 170H210V171H211ZM31 171H32V172H31ZM79 171L81 172L80 169H79ZM79 171H78V172H79ZM101 171H99V172H100L99 174H101ZM115 171H114V172H115ZM117 171H118V170H117ZM127 171H128V170H127ZM146 171H147V173H150V172H151V171H149V170H146ZM148 171H149V172H148ZM187 171H188V170H187ZM192 171H193V170H192ZM213 171L215 172V170H213ZM237 171H239V170L237 169ZM243 171H244V170H243ZM256 171H257V170H256ZM260 171H261V170H260ZM260 171H259V172H260ZM49 172H51V171H49ZM53 172L56 174L57 172H59V169H57V172H56L55 170H53L51 173H53ZM69 172H70V171H69ZM72 172H75V171H72ZM84 172H85V171H84ZM96 172L98 173V170H97ZM110 172H112V171H110ZM214 172H213V173H214ZM217 172H218V171H217ZM262 172H263V170H262ZM38 173H39V172H38ZM47 173H48V171H47ZM51 173H49V174H51ZM106 173H105V175L108 174V173H107V174H106ZM112 173H113V172H112ZM112 173H110V175L108 174V175H109L108 177H110V178H109V181H110V182H109V181H107V182H108L109 184H110L111 182H113V181H114V182L116 181L117 183H119L118 181H122V182H124V181L121 180V179H120V180H119V179H118V180H115V179L118 178L119 176H121V175H125L124 173H123V174H122V173H120V174H118V173H113V175H114V174H115V175H116V174L118 175L115 179H113L114 177L111 176ZM127 173H128V172H127ZM183 173H184V172H183ZM186 173H187V172H186ZM210 173H211V172H210ZM242 173H243V172H242ZM74 174H75V173H74ZM81 174H82V173H81ZM95 174H96V173H95ZM103 174H104V173H102V175H103ZM154 174H151V175L153 176ZM160 174H161V173H160ZM164 174H165V173H164ZM211 174H212V173H211ZM214 174H216V173H214ZM217 174H218V173H217ZM236 174H237V172H236ZM35 175H36V177H35ZM51 175H53V174H51ZM56 175H58V177H59L60 174H56ZM61 175H63V174H61ZM65 175H64V177H65ZM102 175H101V176H102ZM127 175H128V174H127ZM147 175H148V174H147ZM151 175H150V177H152ZM166 175H167V174H166ZM174 175H175V173H174ZM212 175H213V174H212ZM259 175H261V174H259ZM259 175H258V176H259ZM262 175H263V174H262ZM47 176H48V175H47ZM47 176H46V174H45L44 178L47 177ZM49 176H50V175H49ZM95 176H96V175H95ZM125 176H126V175H125ZM145 176H146V172H145ZM148 176H149V175H148ZM163 176H164V175H163ZM163 176H162V177H163ZM167 176H168V175H167ZM216 176H218V175H216ZM222 176H223V175H222ZM224 176H225V175H224ZM227 176H228V175H227ZM245 176H246V175H245ZM34 177H35V178H34ZM96 177H97V176H96ZM104 177H105V176H104ZM111 177H112V180H113V181L111 180ZM121 177H123V176H121ZM133 177H135V176H133ZM136 177H137V176H136ZM155 177H156V176H155ZM155 177H154V178H155ZM164 177H165V176H164ZM178 177H179V176H178ZM253 177H254V176H253ZM53 178H54V177H53ZM55 178H57V177L55 176ZM78 178H76L75 180H76V182H78V183H77L78 186L81 187V186H83V185H80V184H79L81 180L79 179V180L77 181ZM97 178H98V177H97ZM100 178H101V177H99V179H96V180H97V183H99ZM119 178H120V177H119ZM126 178H127V177H126ZM143 178H144V175H143V177H141L140 179L142 180ZM154 178H153V179H154ZM158 178H159V177H157L156 180H158ZM171 178H172L171 180H173V176H172ZM181 178H182V177H181ZM208 178H209L208 176H207V178L204 177V179H208ZM214 178H215V177H214ZM214 178H212V179H214ZM225 178H226V177H225ZM247 178H248V176H247ZM251 178H252V177H251ZM38 179H39V180H38ZM57 179H58V178H57ZM60 179H62L61 176H60L59 180H60ZM63 179H65V178H63ZM63 179H62V180H63ZM83 179H87V178L85 177V178H83ZM131 179H133V178H132V175H131ZM144 179H145V178H144ZM150 179H151V178H150ZM153 179H151L152 181H149V179H148V181L150 182V186H151V184H153V183H154V185L158 183V181H157L156 183L153 182ZM165 179L168 180V177H166ZM182 179H183V178H182ZM209 179H210V178H209ZM243 179H244V178H243ZM37 180H38L39 182H38ZM40 180H41V181H40ZM55 180H56V179H55ZM70 180H71V181H70ZM75 180H74V181H75ZM90 180H93V179H90ZM90 180H89L88 182H90ZM96 180H95V181H96ZM125 180H126V179H125ZM133 180H134V179H133ZM162 180L164 181L163 178H162ZM162 180L160 181V183H159L158 186H162V185H164L165 181L162 182ZM244 180H245V179H244ZM257 180H258V179H257ZM257 180H255V181L257 182ZM261 180H262V179H261ZM63 181H65V180H63ZM74 181H73V182H74ZM83 181H85V180H83ZM139 181H140V180H138V184H141V183H139ZM144 181H145V180H144ZM154 181H155V180H154ZM175 181H176V180H175ZM177 181H179V180H177ZM181 181H182V180H181ZM184 181H185V179H184ZM196 181H197V179H196ZM196 181H194V183H196ZM204 181H205V180H204ZM215 181H216V180H215ZM220 181H221V179H220ZM247 181H249V179H248ZM255 181H254V182H255ZM258 181H259V180H258ZM57 182H60V181L57 180ZM100 182H102V180H101ZM105 182H106V181H105ZM116 182H115V183H116ZM122 182H121L122 185H119V184H118V185L120 186V188H122V186L125 185V184L123 185ZM151 182H153V183H151ZM161 182H162V183H161ZM202 182H203V181H202ZM251 182H252V181H251ZM251 182H249V183L251 184ZM259 182L262 183L263 180H262V182H261V181H259ZM259 182H258V183H259ZM44 183H45V184H44ZM81 183H82V182H81ZM94 183H96V182H94ZM94 183H92V184H94ZM102 183H103V182H102ZM102 183H100V186H99V187L103 186ZM108 183H107V184H108ZM117 183H116V184H117ZM147 183H148V182H147ZM147 183H146L145 185H144V183H143V186H144L145 188H141V189H146V191H147V190H148V187L146 186ZM186 183H187V182H186ZM258 183H257V184H258ZM63 184L66 185L67 183L65 184V182H64ZM77 184L75 183L74 186L77 187V188L79 189V187L77 186ZM82 184L85 185V182L82 183ZM111 184H113V183H111ZM130 184H131V181H130ZM221 184H222V183H221ZM232 184H233V183H232ZM252 184L254 185L253 182H252ZM257 184L255 185V187L257 186ZM44 185H45V186H44ZM118 185H116V186L118 187ZM127 185H128V184H127ZM132 185H133V184H132ZM204 185H206V184L204 183ZM204 185L202 186V188L205 187ZM222 185H223V184H222ZM263 185H264V184H263ZM263 185H262V186H263ZM41 186H44V187L46 188V190L48 191V193H51V195H54V194H55L54 197H52V198H56V197H58V198L62 197V198H63V197H65V199H64L65 202H67L66 200H69V202L71 203V204H70L71 206L74 204V201L77 200V201H75V202H77L78 205L75 204L76 207L73 205L74 208H75L74 210H76V208L79 209V207H80L81 210H80V209H79V210L81 211L82 214H83L84 211H86V212H84V214L81 216L82 218H78V220H80V221H78L77 219L75 220V221H77V223H76L75 221H73V222H75L77 225H74L75 223L72 222V220H74V217H76V216H74V217H71V216H70V215H71V212H72L73 210H72L71 212H69V215L66 214V215H68V216L71 217L70 219H71V222H72V223H70V222L68 221L69 219L64 218L63 215H64L65 213H64V214H61V215L63 216V218H61L62 216L59 217V216H58V215H60L59 212L62 211V209H60V208H59L60 210L57 209V208H58L57 205H55L57 208H56V207H51L49 202H48V204H49V206H50V210H47L48 212H43V213H41V211H39V212L36 211V210H39L40 208H42V207H40V208L38 207L39 209L37 208V206H38L39 204H38V205L36 204L37 206L35 205L37 209L33 207V204L36 203V198L39 199V197H42V195L40 194V192L43 191V190H41V188H42ZM61 186H62V185H61ZM68 186H69V185H68ZM85 186H86V185H85ZM95 186H96V184H95ZM95 186H94V187L91 186V192H92L94 195L96 194V195L94 196V199H96L95 197H98V196L101 197V195H103V194H104V196H105L107 193H109V192L111 191V190H109L110 188L105 187V185H104V187L100 188V190L97 188V186H96V187H95ZM108 186H109V185H108ZM125 186H126V185H125ZM129 186H130V185H128V187H129ZM134 186H135V184H134ZM137 186H138V185H137ZM137 186L133 187L134 190H135V188H139V187H137ZM141 186H142V185H141ZM143 186H142V187H143ZM152 186H153V185H152ZM155 186H156V185H155ZM155 186H153V187H151V188H154ZM166 186H167V185H166ZM166 186H165V187H166ZM195 186H196V184H195ZM195 186L193 185V187H195ZM220 186H221V185H220ZM258 186H260V185L258 184ZM75 187H73V188H75ZM87 187H88V186H87ZM146 187H147V188H146ZM199 187H200V186H199ZM208 187H209V186H208ZM232 187H233V186H232ZM238 187H239V186H238ZM252 187H253V186H252ZM83 188H84V187H83ZM105 188H106V189H105ZM151 188L149 187V193H150L151 191H154V189H156V191H158L161 187H160V188H159V187H158V188L155 187V188L152 189V190H151ZM163 188H164V187H162L161 189H163ZM206 188H207V187H205L204 189H206ZM225 188H226V187H225ZM225 188H223L224 191H225ZM42 189H43V188H42ZM97 189H98V190H97ZM101 189H103L104 191L106 190V194L103 193V190H102V192H101ZM107 189H108L109 192H107ZM128 189H130V190H128V192L126 191V192H127V195H128L129 193H131V186H130V188H128ZM141 189L139 190L140 193L142 192ZM164 189H165V188H164ZM209 189H210V188H208L207 190H209ZM234 189H235V188H234ZM234 189H233V190H234ZM254 189H255V188H254ZM259 189H260V187H259ZM259 189H258V191H259ZM261 189H262V188H261ZM261 189H260V190H261ZM40 190H41V191H40ZM56 190H57V192H56ZM64 190H65V189H64ZM87 190H88V188H87ZM112 190H113V189H112ZM132 190H133V189H132ZM134 190H133V191H134ZM136 190H137V189H136ZM136 190H135V192H136ZM150 190H151V191H150ZM165 190H166V189H165ZM191 190H192V189H191ZM194 190H195V188H194ZM194 190H193V191H194ZM198 190H200V189H198ZM198 190H196L195 192H198ZM207 190H206V191H207ZM223 190H222V192H224ZM226 190H227V189H226ZM233 190H232V191H233ZM235 190H236V189H235ZM238 190H239V189H238ZM251 190H252V189H251ZM15 191H16V192L19 191L20 194H18L19 192L16 194ZM59 191H60V193H59ZM68 191H67V186H66V192H68ZM78 191H80V190H78ZM133 191H132V192H133ZM202 191H203V189H202ZM218 191H219V190H218ZM261 191H262V190H261ZM43 192H44V191H43ZM52 192H53V194H52ZM91 192H90V194L92 195ZM114 192H115V191H114ZM116 192H118V191H116ZM123 192H124V191H122V192L120 191V195H121V196H120V195H119V196L117 195V196L120 197V198H122V194H121V193H123ZM135 192H134V193H135ZM137 192H138V190H137ZM144 192H145V191H144ZM147 192H148V191H147ZM169 192H170V191H169ZM191 192H192V191H191ZM200 192H201V191H200ZM207 192H208V191H207ZM210 192H211V191H210ZM248 192L250 193L251 191H248ZM259 192H260V191H259ZM259 192H257V193H259ZM58 193H59V194H58ZM64 193H65V192H64ZM73 193H75V194H73ZM86 193H87V192H86ZM100 193H101V195H100ZM111 193H113V191L110 192V194H111ZM142 193H143V192H142ZM145 193H146V192H145ZM163 193H164V192H163ZM165 193H167V192H165ZM171 193H172V192H171ZM186 193H187V192H186ZM189 193H190V192H189ZM189 193H187V194H189ZM192 193H194V192H192ZM216 193H217V192H216ZM230 193H231V192H230ZM232 193H233V192H232ZM254 193H255V191H253V193L250 194V195H251V196L254 195V197H255L256 195H258V194H256V193H255V194H256V195H255ZM15 194L18 195V196H19V195L21 196V197H19V200H18V199H17V200H14V198L16 199V198L18 197V196L15 197ZM42 194L45 196L44 193H42ZM65 194H69V193H65ZM113 194H119V192H118V193H113ZM113 194H112V195H113ZM125 194H126V193H125ZM131 194H132V193H131ZM135 194H136V193H135ZM138 194H139V192H138ZM138 194H137V195H138ZM143 194H144V193H143ZM158 194H160V193L158 192ZM168 194H169V196H167V194H166V195H163V197L165 196V198H167V197L169 198L170 195H171L172 198H174V197L178 198V197L176 196L177 194H176L174 191H173L172 194H170V193H168ZM180 194H181V193H180ZM180 194H179V195H180ZM184 194H185V193H184ZM184 194H183V195H184ZM194 194H195V193H194ZM197 194H198V193H197ZM200 194H201V193H200ZM206 194H207V193H206ZM224 194H225V193H224ZM224 194L221 193V196L224 195ZM259 194H260V193H259ZM46 195H47V194H46ZM49 195H50V194H49ZM107 195H108V197H107ZM107 195H106V198H109L108 200H111V199H110L111 195H109V194H107ZM123 195H124V194H123ZM127 195H126V196H127ZM140 195H141V194H140ZM147 195H148V194H147ZM152 195H154V194H151V196H152ZM156 195H157V194H156ZM156 195H155V197H156ZM181 195H182V194H181ZM185 195H186V194H185ZM191 195H192V194H191ZM195 195H196V194H195ZM204 195H205V194H204ZM216 195H217V194H216ZM225 195H226V194H225ZM247 195H248V194H247ZM250 195H249V196H250ZM37 196H38V197H37ZM44 196H43V197H44ZM109 196H110V197H109ZM113 196L116 197V198H118L116 195H113ZM113 196H112V197H113ZM128 196H129V195H128ZM131 196H133V195H131ZM135 196H136V195H135ZM149 196H150V195H149ZM186 196H189V195H186ZM186 196H183V197H186ZM198 196H199V194H198ZM198 196H197V197H198ZM207 196H209V194H208ZM228 196H229V195H228ZM13 197H14V198H13ZM46 197H47V196H46ZM112 197H111V198H112ZM133 197H134V196H133ZM138 197H140V196L138 195ZM138 197H137V199H138ZM153 197H154V196H153ZM191 197H192V196H190V198H191ZM193 197H196V196H193ZM193 197H192V199H194ZM197 197H196V199H198ZM222 197H223V196H222ZM225 197H226V196H225ZM259 197H260V196H259ZM259 197L256 196V200H257V198H259ZM263 197H264V196H263ZM263 197H262V198H263ZM44 198H45V197H44ZM62 198H60L59 200H63ZM75 198H76V199H75ZM92 198H93V197H92ZM106 198H105V199H106ZM123 198L126 199L125 196H124ZM123 198H122L121 200H124ZM127 198H128V197H127ZM129 198H132V197H129ZM134 198H135V197H134ZM190 198L187 197V199H189V201L192 200V199L190 200ZM223 198H224V197H223ZM223 198H222V199H223ZM247 198H249V197H247ZM38 199H37V203L39 202ZM46 199H47V198H46ZM50 199H51V198H50ZM101 199H102V200H101ZM132 199H133V198H132ZM132 199H130V200H131V203H130V204L132 205L131 208H129L130 206H129L128 208H126V209L131 210V211H132L133 206H134L135 209L138 208V206H139V204H138V206L135 207V204L132 203ZM169 199H171V198H169ZM207 199H208V198H207ZM220 199H221V197H220ZM244 199H245V198H244ZM249 199H250V198H249ZM263 199H264V198H263ZM263 199H261V200H263ZM57 200H58V199H57ZM59 200H58V201H59ZM108 200L105 201L106 206H108V204H107V203L109 202ZM116 200H117V199H116ZM119 200H120V199H118V201H119ZM130 200H129V201H130ZM133 200H135V199H133ZM141 200H143V199H141ZM141 200H140V201H141ZM164 200H165V199H164ZM173 200H175V199H173ZM173 200H172V201H173ZM177 200H178V199H177ZM177 200H175V201L177 202ZM179 200H181V199L179 198ZM179 200H178V201H179ZM184 200H186V199H184ZM205 200H206V199H205ZM253 200H254V199H253ZM259 200H260V199H259ZM259 200L257 201V203L259 202ZM261 200H260V201H261ZM34 201H35V202H34ZM42 201H43V200H42ZM54 201H56V200L54 199V200L52 201V203H53ZM99 201H103V198H100V200H98V198H97V202H99ZM112 201H115V200L112 199ZM118 201H117V203H119V204L122 203V202H120V201L118 202ZM125 201H127V202H124L125 204L123 203V204H122L123 206H126V204L128 203V200H125ZM140 201H138V202H140ZM166 201H167V199H166ZM175 201H174V203H171V204H175ZM181 201H182V200H181ZM186 201H187V200H186ZM186 201H185V202H186ZM207 201H208V200H207ZM207 201L204 202V200L202 199L201 202H203V204L205 203L207 207H208V205L211 206L210 204L207 203ZM248 201H250V200H248ZM40 202H41V201H40ZM44 202H46V201H44ZM44 202L41 203V204L43 205ZM138 202H137V203H138ZM182 202H183V201H182ZM192 202H193V201H192ZM199 202H200V200H199ZM221 202H222V201H221ZM224 202H225V201H224ZM242 202H243V201H242ZM253 202H254V201H253ZM253 202H252V203H253ZM55 203H56V202H55ZM60 203H61V202H60ZM89 203H90V202H89ZM99 203H101V202H99ZM103 203H104V202H102L101 204L103 205ZM105 203H104V204H105ZM137 203H136V204H137ZM168 203H169V202H168ZM209 203H210V202H209ZM219 203H220V202H219ZM236 203H237V201H236ZM245 203H246V202H245ZM252 203H251V205H252ZM261 203L263 204L264 202H261ZM45 204H46V203H45ZM57 204L60 205L58 202H57ZM62 204H63V203H62ZM64 204H65V203H64ZM80 204H81V205H80ZM92 204H94V203L91 202L90 205H92ZM112 204H113V205H112ZM119 204H117V206H119ZM128 204H129V203H128ZM130 204H129V205H130ZM160 204H161V203H160ZM166 204H167V203H166ZM171 204H170V205H166V206H171ZM182 204H183V203H182ZM201 204H202V203H201ZM203 204H202V206H196L195 204H192L190 207H192V208H197V207H198V210L196 211V214H197V215H200V212H199L200 210H206V209H205L206 206L204 207ZM226 204H227V203H224L225 206H226ZM237 204H238V203H237ZM246 204L248 205V203H246ZM255 204H256V203H254V205H255ZM258 204H260V203H258ZM99 205H100V204H99ZM115 205H116V204H115ZM162 205H163V204H162ZM177 205H178V204H177ZM187 205H188V203H187ZM193 205H195V206L193 207ZM222 205H223V204L221 203V206H222ZM247 205H245V206H247ZM251 205H250V206H251ZM254 205H252V206H254ZM260 205H261V204H260ZM47 206H48V205H47ZM47 206H46V207H47ZM49 206H48V207H49ZM61 206H63V205H61ZM65 206H66V205H65ZM65 206H64V207H65ZM68 206H69V204H68ZM73 206H72V207H73ZM78 206H79V207H78ZM112 206H113L114 208H113ZM164 206H165V205H164ZM175 206H176V205H175ZM181 206H182V205H181ZM183 206L185 207L184 204H183ZM183 206H182V207H183ZM235 206H236V205H235ZM235 206H234V205L232 206V204H231V208H233V207H235ZM240 206H241V205H240ZM242 206H243V205H242ZM64 207H63V208H64ZM103 207H104V205H103ZM121 207H122V206H121ZM121 207H120V208L118 207L119 210L121 209ZM140 207H143V206L140 205ZM140 207H139V208H140ZM146 207H147V206H146ZM146 207H145V208H146ZM177 207H178V206H177ZM184 207H183V209H184ZM190 207H189V208H190ZM248 207H249V206H248ZM261 207H263V205H261ZM33 208H34V209H33ZM44 208H45V207H44ZM44 208H43L42 210H44ZM70 208H71V207H70ZM87 208H88V210H87ZM101 208H102V207H101ZM118 208H116L117 211H119ZM145 208H143L142 210H139V211L142 212V211H144V210H151V208H150V209H148V207H147L146 209H145ZM167 208H168V207H167ZM171 208H172V206H171ZM186 208H187V207H186ZM209 208H210V207H209ZM216 208H217V206H216ZM240 208H241V207H240ZM255 208H256V206H255ZM35 209H36V210H35ZM45 209H47V208H45ZM68 209H69V208H68ZM68 209H67V210H68ZM72 209H73V208H72ZM78 209H77V210H78ZM126 209H124V210L127 211ZM135 209H133L134 212H135ZM173 209H175V207H174ZM181 209H182V208H180V210H181ZM214 209H215V208H214ZM242 209H243V211L246 210L244 207H243ZM251 209H252V208H251ZM251 209H250V210H251ZM263 209H264V207H263ZM34 210H35V211H34ZM58 210H59V211H58ZM63 210H64V209H63ZM70 210H71V209H70ZM83 210H84V211H83ZM114 210H113V211H114ZM121 210L123 211V209H121ZM156 210H157V209H156ZM166 210H167V209H166ZM170 210H171V209H170ZM180 210H179V211H180ZM186 210H188V209H186ZM192 210H193V209H192ZM192 210H191V211H192ZM230 210H231V209H230ZM232 210H233V209H232ZM235 210H236V208H235ZM239 210H241V209H239ZM247 210H248V208H247ZM253 210H254V208H253ZM45 211H46V210H45ZM64 211H65V210H64ZM82 211H83V212H82ZM109 211H110V212H109ZM137 211H138V209L136 210V216L133 215V214H128V215H131V217H129V218H132V215H133V217L135 216V218H136L138 214H140V216L142 215V217L144 218V219H142V217H139V215H138L137 218H138V219L140 218L139 220H141V223H140V221H139V222H135V225H136L137 223H139L140 226H141L142 223H144V222L147 223V222H148V225L151 226V224H152L151 222L153 221L152 219H154L155 216L152 214L154 217H152V219H151L152 221L150 220V221H151V222H150L149 219H150L151 216H150V214H148L149 216H146L147 213H148L147 211H146L147 213H145V211H144V213L146 214L145 216H144L143 212H142V214H141L139 211H138L139 213H137ZM151 211H152V210H151ZM159 211H160V209H159ZM163 211H164V210H163ZM175 211H177V212H175ZM175 211H174L175 213H178V212H179L178 210H175ZM182 211H183V210H182ZM182 211H180V214H182V213H181ZM189 211H190V210H189ZM191 211H190V212H191ZM206 211H208V210H206ZM206 211H204V212H206ZM251 211H252V210H251ZM251 211H250V212H251ZM34 212H36V213H34ZM49 212H50V213H51V212L54 213V214H55L54 217H56V215L58 214V215H57L58 219H57V217H56V218H55V221H53V222H52V218H50V216H48V219H47V217H45L46 214L44 215V213H49ZM57 212H58V213H57ZM73 212H74V211H73ZM128 212H129V211H128ZM128 212H127V213H128ZM185 212H186V211H185ZM187 212H188V211H187ZM197 212H198V213H197ZM213 212H214V211H213ZM215 212H216V209H215ZM233 212H234V210H233ZM246 212H247V211H246ZM27 213H28V215L31 214V213H32V214L34 213V214H33V217L31 216L32 214L30 215V216L32 217V219L34 220V222H31V217L27 216ZM52 213H51V214H52ZM61 213H62V212H61ZM115 213H116V216H117V217L115 216V218L117 219V218H119L118 214H119V215H120V214H123L124 211L121 212V213H120V211H119V213H117V212H115ZM127 213L125 212L126 215H127ZM130 213H131V212H130ZM159 213H160V212H159ZM159 213L157 212V215H158ZM175 213H173L174 216H175V215H178V214H175ZM191 213H192V212H191ZM191 213H190V216H191ZM209 213H210V212H209ZM242 213H243V212H242ZM22 214H24V215H22ZM79 214H80V213H79ZM125 214H124V216L121 215V218H122V219L125 218V217H128V216H125ZM162 214H163V213H162ZM173 214H172V215H173ZM204 214H205V213H204ZM211 214H212V212H211ZM236 214H237V212H236ZM80 215H81V214H80ZM155 215H156V214H155ZM160 215H161V214H160ZM160 215H158V216H160ZM168 215H169V213H168ZM170 215H171V213H170ZM170 215H169V217H170ZM172 215H171V216H172ZM182 215H183V217H184V214H182ZM197 215H195V217H196ZM202 215H203V214H202ZM202 215H201V216H202ZM225 215H226V213H225ZM225 215H224V217H225ZM233 215H234V214H233ZM238 215L241 216V218L244 217L242 214H240V212L238 213ZM244 215H245V214H244ZM248 215H249V214H248ZM262 215H263V214H262ZM77 216H78V215H77ZM107 216H109V217H107ZM190 216H189V217L186 216L187 219H188V218H191ZM192 216H193V215H192ZM203 216H204V215H203ZM219 216H220V215H219ZM231 216H232V215H231ZM235 216H236V215H235ZM44 217H45V219H44ZM51 217H52V216H51ZM54 217H53V219H54ZM65 217H66V216H65ZM79 217H80V216H79ZM147 217H149V219H148ZM176 217H177V216H176ZM176 217H175V218H176ZM195 217H194V219H195ZM207 217H208V216H207ZM27 218H28L27 223H25V224L22 225L23 219L26 220ZM68 218H69V217H68ZM72 218H73V219H72ZM76 218H77V217H76ZM121 218H120V219H121ZM129 218H128V219H129ZM145 218L148 219V220H146ZM158 218H159L158 220H161V218L163 219V217H158ZM175 218H174V219H175ZM180 218H182V217H180ZM180 218H179V216L177 217V219H178L179 221H180ZM202 218H203V217H202ZM205 218H206V217H205ZM209 218H211V217H209ZM219 218H220V217H219ZM229 218H230V217L228 216V217L226 218V221H229V220H230V222H231V219H229ZM244 218H245V217H244ZM252 218H253V217H252ZM252 218L250 217V219H252ZM46 219H47V220L51 219L50 221L52 222V225H51V223L48 224L49 221L46 223V221H47ZM56 219H57V220H56ZM109 219H110V220H109ZM116 219H115V220H116ZM120 219H119V221H120ZM126 219H127V218H126ZM126 219L123 220V221L125 222ZM128 219H127V220H128ZM155 219H156V218H155ZM167 219H168V218H167ZM172 219H173V218H172ZM187 219H185V220L188 221L187 223H189L190 220H187ZM192 219H193V218H192ZM194 219L192 220V222L194 221ZM211 219H214V218H211ZM224 219H225V218H224ZM228 219H229V220H228ZM233 219H234V218H233ZM236 219H237V218H236ZM239 219H240V218H239ZM260 219H261V218H260ZM263 219H264V218H263ZM45 220H46V221H45ZM129 220L133 222L134 219H133V220H132V219H129ZM129 220H128V221H129ZM136 220H137V219H136ZM145 220H146V221H145ZM168 220H169V219H168ZM175 220H176V219H175ZM200 220H201V219H200ZM204 220H205V219H204ZM204 220H203V221H204ZM209 220H210V219H209ZM217 220H218V218H217ZM220 220H221V219H220ZM234 220H235V219H234ZM242 220H243V219H242ZM247 220H248V219H246V221H247ZM130 221H129V222H130ZM134 221H135V220H134ZM176 221H177V220H176ZM179 221H178V222H179ZM182 221H183V219H182L179 223H181ZM205 221H207V219H206ZM215 221H216V220H215ZM226 221L224 220V222H226ZM237 221H238V220H236V222H237ZM239 221H240V220H239ZM24 222H26V221H24ZM102 222H103V223H102ZM129 222H128V223H129ZM154 222H155V220L153 221V223H154ZM160 222H161V221H160ZM160 222H159V223L156 222V223H158V224L160 225ZM165 222H166V221H165ZM165 222L162 221V223H165ZM192 222H191V223H192ZM195 222H196V221H195ZM208 222H209V221H208ZM212 222H213V221H212ZM236 222H235V223H236ZM247 222H248V221H247ZM247 222H246V223H247ZM256 222H257V221H256ZM118 223H119V222H118ZM145 223H144V225L142 224L141 228H140V227H138V228H140V229H142L143 227L146 228L145 226H148V225H147V224L145 225ZM150 223H151V224H150ZM162 223H161V224H162ZM167 223H168V222H167ZM173 223H174V222H173ZM173 223H172V224H173ZM179 223L176 222V223H174V224H178V225H179ZM193 223H194V222H193ZM193 223H192V225H193ZM201 223H202V222H201ZM203 223H204V222H203ZM214 223H216V222H214ZM217 223H218V222H217ZM217 223H216V224H217ZM221 223H222V222H221ZM227 223H228V222H227ZM235 223H233V224H235ZM244 223H245V222H244ZM26 224H27V225H26ZM69 224H73V225L75 226V229H76V230H73L74 227H73V229H72V228H71L72 225L69 226ZM198 224H199V221H198V223L196 224V226H198ZM228 224H229V223H228ZM230 224H231V223H230ZM233 224H231V225H233ZM240 224H241V223H240ZM251 224H253V223H251ZM261 224H262V223H261ZM127 225H128V224H127ZM129 225H130V223H129ZM129 225H128V226H129ZM131 225H133V224H131ZM135 225H133V226L136 228ZM155 225H156V224H155ZM155 225L152 224V226H151V229H152V227H153V231H151L150 229H148V230H150L151 232H154V230L156 231V230H157V229H156L157 227H154ZM159 225H156V226H159ZM163 225H164V226H167V225H165V224H163ZM169 225H170V224H169ZM181 225H182V223H181ZM181 225H180L179 227H181ZM184 225H185V224H184ZM187 225H188V224H187ZM222 225H223V224H222ZM222 225H221V226H222ZM224 225H226V223H224ZM235 225H237V224H235ZM235 225H233V226H235ZM238 225H239V224H238ZM245 225H246L245 227L248 226L247 224H245ZM128 226H127V227H128ZM137 226H138V224H137ZM161 226H162V225H161ZM164 226H162V228L159 226L158 229H160V228L163 229ZM171 226H172V225H171ZM171 226H170V227H171ZM173 226L175 227V225H173ZM182 226H183V225H182ZM185 226H186V225H185ZM200 226H201V225H200ZM207 226H208V225H207ZM209 226H210V225H209ZM214 226H215V225H214ZM221 226H217V227H219V229H220ZM233 226H232V227H233ZM254 226H255V225H254ZM170 227L168 228V230H170ZM176 227H177V226H176ZM183 227H184V226H183ZM186 227H187V228H190L189 225L186 226ZM194 227H195V226H194ZM217 227H216V232H217ZM222 227H223V226H222ZM224 227H225V226H224ZM224 227H223L222 230H224ZM236 227H237V226H236ZM259 227L261 228V226H259ZM263 227H264V226H263ZM138 228H136V229L139 231ZM147 228H149V226H148ZM165 228H166V227H165ZM196 228H197V227H196ZM196 228H195V229H196ZM210 228H211V227H210ZM226 228L228 229L229 227H226ZM233 228H234V227H233ZM237 228H238V227H237ZM256 228H257V227H256ZM256 228H255V229H256ZM260 228H259V229H260ZM131 229H132V228H131ZM161 229H160V230H161ZM166 229H167V228H166ZM171 229H173V228H171ZM180 229H181V228H180ZM190 229H191V228H190ZM227 229H226V231H227ZM248 229H249V227H248ZM251 229H252V226H251ZM263 229H264V228H263ZM144 230H145V229H144ZM144 230L142 229V233H145V232H143ZM148 230H147V231H148ZM178 230H179V229H178ZM186 230H187V229H186ZM229 230L232 231L231 229H229ZM229 230H228V232H229ZM236 230H237V229H236ZM244 230H245V229H244ZM252 230H253V231H252ZM252 230H251L252 232H256V231H257V230L254 231V229H252ZM127 231H129V232H128V236L132 235L131 232H133V231L130 230V227H129V230H127ZM134 231H135V230H134ZM140 231H141V230H140ZM145 231H146V230H145ZM163 231H164V230H163ZM193 231H194V230H193ZM224 231H225V230H224ZM233 231H234V230H233ZM239 231H240V230H239ZM247 231H248V230H247ZM120 232H121V233H120ZM135 232H136V231H135ZM151 232H150V233H151ZM157 232L159 233L160 231L158 230V231H156L155 233H157ZM164 232H165V231H164ZM167 232H168V231H167ZM169 232H170V231H169ZM172 232H173V231H172ZM172 232H171V234L176 235V234H174V233H172ZM177 232H180V231H177ZM182 232H183L182 235H183L184 237L186 236V237L184 238V239L186 240L187 235H186V233H185V235H184V229H183ZM186 232H187V231H186ZM188 232H189V231H188ZM206 232H207V231H206ZM216 232H215V234H216ZM219 232H220V231H218V233H219ZM221 232H223V231H221ZM252 232H251V233H252ZM129 233H131V234H129ZM147 233H149V232H147ZM147 233H145V234H140V235H142V237H143V235H149V236H146V237H148V239H150V238H151V237H150L151 234H150V233L147 234ZM161 233H162V232H161ZM161 233H159L158 235L156 234L157 238H156V237H153V238H155V240H156V239L159 240L160 238H162L161 240L164 241L163 237H160V236H161ZM218 233H217V234H218ZM235 233H236V232H235ZM238 233H239V232H238ZM238 233H237V234H238ZM259 233H260V231H259ZM263 233H264V231H263ZM168 234H169V233H168ZM168 234H167V235H168ZM226 234H227V233H226ZM226 234L224 233L223 235H226ZM237 234H235L236 237H237ZM252 234H254V233H252ZM108 235H109V236H108ZM113 235L116 236V239H115V237H114V238L112 237ZM154 235H155V234H154ZM154 235H152V236H154ZM159 235H160V236H159ZM202 235H203V234H202ZM202 235H201V236H202ZM231 235H232V233H231ZM239 235H240V234H239ZM110 236H111V237H110ZM134 236H135V235H133V237H134ZM158 236H159V238H158ZM165 236H166V235H165ZM165 236H164V237H165ZM171 236H172V235H171ZM171 236H170V237H171ZM179 236H180V235H179ZM179 236L176 235V236L173 237L174 239H173V238H171V239H172V240H175V239H176L175 242L177 243V239L180 240V237H179ZM183 236L181 237V239L183 238ZM192 236H193V235H192ZM217 236H218V235H217ZM219 236H220V235H219ZM227 236H228V235H227ZM242 236H243V235H242ZM109 237L112 238V239H110ZM117 237H118V238H117ZM133 237H132V238H133ZM144 237H145V236H144ZM144 237H143V238H144ZM166 237H167V236H166ZM166 237H165V239H166ZM168 237H169V236H168ZM177 237H178V238H177ZM194 237H195V235H194ZM244 237H246V236H244ZM108 238H109V239H108ZM143 238H142V240H143ZM191 238H192V237H191ZM224 238H225V237H224ZM226 238H227V237H226ZM229 238H231V237H229ZM237 238H238V237H237ZM247 238H248V237H247ZM37 239H38V241L40 240L41 242H40V243H39V242L37 243V242H36ZM133 239H134V238H133ZM133 239H132V240H133ZM148 239L146 238V240H148ZM195 239H196V238H195ZM209 239H210V238H209ZM222 239H223V238H222ZM73 240H74V242H73L74 245H72V244H71V245H68V244L65 245V244H63V242L66 243L67 241H73ZM113 240H114L115 242L112 243V244H110L111 242H113ZM132 240H131V241H132ZM158 240H156V241L154 242V241H151V239H150V241L148 240V243L151 244V242H152V244H155V243H156V245L161 244L160 242H162V241L159 242ZM168 240L170 241V239H168ZM168 240H166V241H168ZM187 240H188V239H187ZM223 240H224V239H223ZM228 240H229V239H228ZM228 240L226 239L227 244L229 243ZM238 240H239V238H238ZM263 240H264V239H263ZM131 241H130V243H131ZM136 241H137V240H135L134 242H136ZM140 241H141V240H140ZM157 241H158L159 243H157ZM189 241H190V239H189ZM191 241H193V239H192ZM195 241H196V240H195ZM197 241H198V240H197ZM200 241H202V238H201ZM219 241H220V240H219ZM229 241H230V243H231L233 240H232V241L229 240ZM241 241H242V239H241ZM144 242H145V241H144ZM144 242H143V244H144ZM153 242H154V243H153ZM175 242H174V243H175ZM183 242H184V241H183ZM238 242H239V241H238ZM258 242H259V241H258ZM68 243H71V242H68ZM148 243H147V244H148ZM163 243H164V242H163ZM172 243H173V242H172ZM187 243H188V242L186 241V244H184V243H183V244L186 245V246H188ZM192 243H193V242H192ZM196 243H197V242H196ZM200 243H201V242H200ZM203 243H204V241H203ZM205 243H206V242H205ZM150 244H149V245H150ZM178 244H179V242L177 243V245H178ZM183 244H182V245H183ZM194 244H195V243H194ZM221 244H222V242H221ZM221 244H218V245L221 246ZM231 244H233V243H231ZM135 245H137V243H136ZM156 245H153V247L151 246V247H150L151 250H149V248H148V249H147V248L145 249L146 246H144V245H142V247H144V248L141 247L140 249L143 250L142 252H145L146 250H148V251H146V252L155 253L154 255L159 254L158 257L155 256V257L158 258V259H160V258H159V257H160V254H162L163 256L165 255L164 257H169V256L171 257L170 254H171L172 252H171V253L169 252L170 254H169V256H168V255H167V254H168L167 252L164 251V252H165V253H164V252L162 251V247H159V245H158V247H156ZM161 245H163V244H161ZM161 245H160V246H161ZM171 245H172V244H171ZM171 245H170V248H171ZM182 245H181V246H182ZM196 245H197V244H195V247H196ZM201 245H202V243H201ZM213 245H214V244H212V246H213ZM223 245H224V243H223ZM233 245H234V244H233ZM236 245H237V244H236ZM172 246H174V245H172ZM175 246H176V245H175ZM175 246H174V247H175ZM179 246H180V245H179ZM179 246H178V247H179ZM189 246H190V245H189ZM203 246H204V245H203ZM205 246H207V244H205ZM262 246H263V245H262ZM123 247H124L126 250H124L125 253L122 254V252H123V251H122V248H123ZM135 247H136V246H135ZM139 247H140V246L137 245L136 248H137L140 252H138V251H134V250H135V248H134L133 252H137V253H133V254H132V253H130V250H129V251H128V254H129V255L132 254V255L129 256V255L127 254V257L124 258V260H125V259H126V261L128 260V261H129V264H155V263H157L156 261H155V263L152 261V260H153V257H150V256L148 257V255H151V256H152L153 254H150V253L147 254L146 252H145V253H142L141 250L139 249ZM176 247H177V246H176ZM195 247H194V248H195ZM218 247H219V246H218ZM226 247H227V246H226ZM226 247H225V248H226ZM163 248H164V247H163ZM170 248H169V249H170ZM181 248H184V247L182 246ZM191 248H192V246H191ZM196 248H197V247H196ZM198 248H200V245H198ZM203 248H204V247H203ZM208 248H209V247H208ZM238 248H239V247H238ZM245 248H246V247H245ZM255 248H256V247H255ZM144 249H145V250H144ZM153 249H154V250H153ZM173 249H174V248H173ZM186 249H188V248H186ZM189 249H190V248H189ZM222 249H223V248H222ZM253 249H254V248H253ZM167 250H168V248H167ZM171 250H172V248H171ZM168 251H169V250H168ZM180 251H182V249H180ZM180 251H179V252H180ZM212 251H213V250H212ZM218 251H219V250H218ZM263 251H264V250H263ZM131 252H132V251H131ZM158 252H159V253H158ZM160 252H161V253H160ZM182 252L184 253V251H182ZM182 252H180V253H182ZM227 252H228V251H227ZM120 253H121V254H120ZM138 253H139V255H138ZM156 253H157V254H156ZM166 253H167V254H166ZM197 253H198V252H197ZM197 253H196L195 255H197ZM217 253H218V252H217ZM228 253H229V252H228ZM261 253L264 254V252H261ZM118 254H120V255H118ZM146 254H147V255H146ZM175 254H176V253H175ZM154 255H153V256H154ZM166 255H167V256H166ZM172 255H173V253H172ZM176 255H177V256H176L177 259H176V257H175L176 260L173 258L174 261L179 260L178 258H180V256L182 257L181 254H180L179 257H178V254H176ZM190 255H192V254H190ZM198 255H199V253H198ZM201 255H203V254H201ZM253 255H254V254H253ZM120 256H121V257H120ZM128 256H129L130 258H129ZM146 256H147V257H146ZM185 256H186V255H185ZM185 256L182 257V258L185 259ZM193 256H194V255H193ZM224 256H225V255H224ZM263 256H264V255H263ZM123 257H122V258H123ZM164 257H163V260L165 259ZM173 257H174V256H173ZM187 257H189V255H188ZM191 257H192V256H190L189 259H191ZM194 257H195V256H194ZM198 257H199V256H198ZM198 257H197V258H198ZM200 257H201V256H200ZM200 257H199V258H200ZM236 257H237V256H236ZM257 257H258V256H257ZM122 258H121V259H122ZM150 258H152V260H150ZM205 258H207V257L205 256ZM228 258H229V257H228ZM234 258H235V257H234ZM252 258H254V256H253ZM169 259H171V258H169ZM173 259H171V260H173ZM211 259H213V258H211ZM215 259H217V258H215ZM215 259H213V260H215ZM225 259H226V258H225ZM258 259H259V258H258ZM262 259H263V258H262ZM154 260H155V259H154ZM163 260H162V259H160V261L158 260V262H160L159 264H163V263H162ZM165 260H166V261H169V260H167V258H166ZM165 260L163 261L164 263L166 262ZM193 260H198V262H200L202 259H200V261H199V259H195V258H194ZM208 260H209V255H208ZM208 260H207V261H208ZM235 260H236V259H235ZM239 260H240V259H239ZM245 260H246V259H245ZM248 260H249V259H248ZM260 260H261V259H260ZM119 261H120V262H119ZM119 261H118L119 263H122V262H121L122 260H119ZM128 261H127V262H128ZM182 261H183V260H182ZM182 261H180L181 264H182ZM191 261H192V260H191ZM232 261H233V260H232ZM246 261H247V260H246ZM246 261H245V262H246ZM252 261H253V260H252ZM124 262H125V261H124ZM124 262H123V263H124ZM180 262H179V263H180ZM188 262H190V261L188 260ZM213 262H215V261H213ZM234 262H235V261H234ZM234 262H233V264H234ZM253 262H254V261H253ZM257 262H258V261H257ZM263 262H264V261H263ZM119 263H118V264H119ZM125 263H126V262H125ZM170 263H171V262H170ZM177 263H178V262H177ZM183 263H185V262L183 261ZM191 263H192V262H191ZM195 263H196V262H195ZM201 263H202V262H201ZM201 263H199V264H201ZM210 263H211V261H210ZM217 263L219 264V262H217ZM240 263H241V261H240ZM127 264H128V263H127ZM157 264H158V263H157ZM165 264H167V263H165ZM173 264H174V263H173ZM197 264H198V263H197ZM202 264H203V263H202ZM238 264H239V263H238ZM258 264H259V263H258ZM260 264H261V262H260Z\"/></svg>",
    "mask_w": 264,
    "mask_h": 264
}]
</instances>
